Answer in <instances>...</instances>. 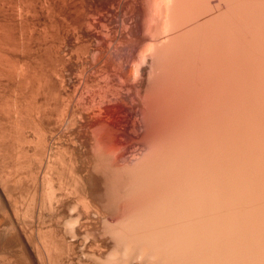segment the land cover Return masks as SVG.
Masks as SVG:
<instances>
[{"label": "rangeland", "instance_id": "1", "mask_svg": "<svg viewBox=\"0 0 264 264\" xmlns=\"http://www.w3.org/2000/svg\"><path fill=\"white\" fill-rule=\"evenodd\" d=\"M2 1H4V2H2ZM27 1V2H26ZM158 1V2H157ZM161 2H159V0H0V5L2 6V7H0V35H1V38H2V40H3V43L0 45V55L1 54H3L4 56L2 57V55L0 56V61H4V60H6L5 62H0V64H1V66H0V76H1V78H0V175H2L1 177H3V178H1L0 177V186H1V184H2V186L0 187V222H3V223H0V225H4V224H6V225H10L11 226V228L13 227V229H14V231H11V234L12 235H4V234H0V251H2V252H0V257H2V258H0V264H8V263H10V264H110V263H112V261H113V263L114 264H123V262H124V264H126L127 262V259H128V264H129V262L131 263V264H140V259H138V263L136 262V263H132L131 261H136V257H142L143 256V254L145 253V256H143L144 257V259H142V260H145L146 259V254L147 253H149V255H148V264H150L151 262H153L154 261V259H153V261H151L152 259V255L151 254H153V256H155L154 254H155V252H152V250L154 249H152L151 250V248L153 247V244H152V242L153 241H155V242H153L154 243V245H156V242H158V244H157V246L160 244L159 242L161 241L160 239H162L163 237H165V235L167 236V233L169 234V239H171V241H172V239H174V241H176V243H173V242H171V244H165V245H162V244H160V247L161 246H163L162 248H163V251H160V252H165V250H167L166 252H168V253H165L166 255H168V256H165V254H163V253H161L160 255H157V257H160V258H157V260H162L163 259V263H164V261H165V258H166V264H167V259H170L171 257H172V255L175 253V252H177L176 254H174V255H176V256H174L173 255V257H172V259L175 257V259L177 258V254L179 253V255H180V247H184L185 246V243L186 242H188L187 244L189 245V247H191V245L190 244H194L191 248H193V252L191 251L192 249L191 248H189V247H187V248H189V249H187V253H185L183 250L181 251L182 252V254H187L186 256L191 260V258H192V254L194 255V253H195V255H196V253H199V254H197L199 257H200V254L202 255L200 258H198L197 259V257H194L193 258V260H195V258H196V260L194 261V262H192V261H190L188 258H186V257H179L178 256V258H185V259H183V264H184V260H186V262L188 261V263L189 264H194L197 260V262L195 263V264H206V262L205 263H202V262H204V261H206L207 260V264H210V263H212V264H216V260H213V259H211L212 257H218V259H217V264L219 263V264H227V262H229L228 264H230V261H231V264H240V263H242V264H244L245 262H248V260H249V262L251 263H253V262H258L259 264L261 263V264H263L262 262H264V251H262L263 249H264V247H263V249L261 248L263 245H264V243H263V245L262 244H260V251L258 250V246H259V242H260V240H262V239H257V238H263L264 239V229H260V228H262L263 227V225L264 224H262V223H264V221H262V220H264L263 218H264V216H263V213H262V216H260L261 215V213L259 214V217L257 216L258 215V213L260 212V211H264V205L263 206H261L262 204H264V197L262 198H260L259 196L261 195V193L263 194V192H264V188L263 189H260L259 190V188L260 187H263L264 186V183H263V178H262V176L261 175H259V174H261V170L264 168V166L262 167V164H260V163H262V162H264L263 160L264 159H262V161H261V159L258 157H255L254 158V160H253V156H251V154L252 155H254V151H253V149H254V144H255V142H253L254 141V139L253 138H255L256 140H257V138L260 136V134L262 135L264 132H261V133H259V134H256L257 133V131L259 130V132L261 131L260 129H262L264 126H262L263 124H264V122L262 123V120L264 119H262V116H264L263 114L264 113H260V112H263L264 110V106H263V108H260L261 106H259V105H261V102L263 103L262 105H264V99H263V97H264V93H262V91L264 90V62L263 61H261V60H263V57H264V35H262V33L264 34V32H262V31H264V10H261V9H264V7L262 6V5H264V0L262 1V0H253L254 1V5H252V2H250L251 4V9H250V7L248 6L249 5V2L248 1H252V0H247V2L245 1V0H242V2H241V4H240V2L239 3H237L238 2V0L235 2V0H223L224 2H221V0H219L222 4L220 5V3H219V1L218 0H212V1H209V3L211 4H208V3H206V1H204V3H206V5H208V7H206V5H203L204 3H201V8H202V5L203 6H205V9L204 10H209L211 7H212V5L214 4V3H219L218 5H220L222 8H223V10H224V7H225V5H227V3L228 2H230V3H228V5H227V7L225 8V11H227L230 15V17L229 16H227L228 15V13L226 12V14H224L225 12H223V10H221L222 8L219 6V8H218V6H216L215 4L213 5V7L209 10V13L206 11L205 12V14H206V17H203L202 15H204V11H203V8H202V13H201V10H200V8H199V10L198 9H196V11L198 10V11H200L199 13H201V15L199 16L200 17V19L201 20H197V19H199L198 18V16H196V15H199V14H196V13H193V14H195L194 16H192L193 14H192V9H193V7H194V9H193V11L195 12V8H196V6H197V4L196 3H198L199 1H201V0H188L189 1V4H186L187 3V1L185 2V0H160ZM164 1V3H162ZM198 1V2H197ZM233 1V2H232ZM241 1V0H240ZM245 1V2H244ZM257 1V2H256ZM261 1H262V3H261ZM7 2H9V3H7ZM19 2H20V4H19ZM32 3V4H29V3ZM132 2V3H131ZM144 2V3H143ZM177 2V3H176ZM178 2H179V4H178ZM180 2H183L182 3V5L183 6H185L187 9H184V11H186L185 13L186 14H184L183 15V12L181 11V12H179L180 10H178L177 12L179 13H177V15H176V13H175V15L173 16L172 14L170 15V13H173L171 10L172 9H170V6L171 7H173V9H177V6H176V4L177 5H181L180 4ZM201 2H203V0L201 1ZM208 2V1H207ZM259 2V3H258ZM66 3V4H65ZM114 3V4H113ZM225 3V4H224ZM232 3V5H230ZM235 3V4H234ZM248 5H247V4ZM257 3V4H256ZM6 4V5H5ZM28 4V5H27ZM42 4V5H41ZM117 4H119V5H117ZM129 4V5H128ZM160 4L163 6V7H165L166 9H167V11L165 10V8L164 9H161V8H163L162 6H160ZM195 4H196V6H195ZM198 4H200V3H198ZM238 4H240V5H238ZM243 4H246V5H243ZM260 4V5H259ZM10 5V6H9ZM24 5V6H23ZM133 5V6H132ZM139 5V6H138ZM166 5V6H165ZM174 5V6H173ZM180 6V8H178V9H181L183 6ZM234 5V6H233ZM236 5V6H235ZM144 6V7H143ZM176 6V7H175ZM216 6V7H215ZM224 6V7H223ZM237 6H239V7H237ZM253 6V7H252ZM256 6H258V8H256ZM12 7H13V9H12ZM22 8V7H24L23 9H20V8ZM29 7V8H28ZM115 7V8H114ZM146 7V8H145ZM161 7V8H160ZM184 7V8H185ZM229 7V8H228ZM230 7H232V8H230ZM243 7H244V9H243ZM261 7H263V8H261ZM3 8V9H2ZM16 8V9H15ZM45 8V9H44ZM63 8V9H62ZM131 8V9H130ZM139 8V9H138ZM215 8V9H214ZM217 8V9H216ZM221 8V9H220ZM234 8H236V9H234ZM239 8V12H240V14H241V12H242V10H243V12H242V15H243V17H242V15H240L239 13H238V11H237V9ZM242 8V9H241ZM246 8V9H245ZM6 9H7V12H6ZM28 9V10H27ZM183 9V8H182ZM181 9V10H182ZM190 9V10H189ZM214 9V10H213ZM220 9V10H219ZM229 9V10H228ZM230 9H233V10H230ZM248 9V10H247ZM255 9V10H254ZM20 10H22V11H20ZM97 10V11H96ZM119 10V11H118ZM129 10V11H128ZM143 10V11H142ZM162 10H164L165 12H162ZM170 10V11H169ZM256 10H259V12H260V15H259V12L258 11H256ZM160 11V12H159ZM175 11V10H174ZM187 11H189V13L187 12ZM198 11H197V13H198ZM213 11H215V13H217L218 14V11H219V14L220 13H222V14H220V17H219V14L218 15H216ZM221 11V12H220ZM233 14V15H231V13ZM234 11V12H233ZM235 11H236V14H238V15H236L235 14ZM21 12V13H20ZM25 12V13H24ZM30 12V13H29ZM105 12V13H104ZM162 12V13H161ZM252 12H253V14H252ZM16 13V14H15ZM19 13V14H18ZM34 13V14H33ZM35 13H36V15H35ZM48 13V14H47ZM53 13V14H52ZM101 13V14H100ZM125 13V14H124ZM138 13V14H137ZM167 13V14H166ZM189 15H188V14ZM209 14V16H207L208 14ZM251 13V14H250ZM256 13V14H255ZM23 14V15H22ZM90 14V15H89ZM127 14V15H126ZM155 14H157V15H155ZM159 14V15H158ZM182 14V15H181ZM192 14V15H191ZM255 14V15H254ZM19 15H21V17L19 16ZM30 15V16H29ZM31 15H33L32 17H31ZM102 15V16H101ZM143 15V16H142ZM146 15V16H145ZM162 15V16H161ZM170 15V16H169ZM180 15V16H179ZM211 15H215L214 17H219L220 18V22H219V19H216L215 20V18H214V21L213 22H217L218 23V25L220 24H222V26H219V28H218V25H217V23L216 24H212L211 23V21H210V19H212V18H210V17H213V16H211ZM223 15V16H222ZM225 15H226V18H225ZM239 15H240V17L242 18H240L239 17ZM245 15H246V17H245ZM37 16V17H36ZM96 16V17H95ZM125 16H126V18H125ZM155 16V17H154ZM156 16H157V18H156ZM159 16V17H158ZM166 16V17H165ZM173 16V17H172ZM181 16L183 17L184 16V18H183V20L185 19V20H187L186 18L188 17V20L187 21H183L182 20V18H181ZM191 16H192V18H191ZM197 17V19H196V17ZM203 18H202V17ZM235 16V17H234ZM238 16V17H237ZM251 16H253V17H255L254 19H253V17H251ZM260 16V20H259V18L258 17ZM6 17V18H5ZM20 17V18H19ZM62 17V18H61ZM100 17V18H99ZM164 17V18H163ZM170 17V18H169ZM172 17V18H171ZM186 17V18H185ZM216 17V18H217ZM222 17L224 18L223 19V21H221V19H222ZM263 17V18H262ZM23 18V19H22ZM52 18V19H51ZM128 18V19H127ZM181 18V19H180ZM206 18L208 19V21H207V23L208 24H205V25H207V26H209V22L212 24V25H214V26H209L210 28H208L207 29V26L205 27V31L206 32H204V30H202V27H200V26H202L203 24H201L202 23V21L204 22V19H205V22H206ZM227 18H228V20H229V22H228V20H227ZM237 18L239 19V21L237 20ZM245 18V19H244ZM250 19V20H247V19ZM122 19H123V21H122ZM130 19H131V21H130ZM155 19V20H154ZM159 21V24H158V21ZM161 19V20H160ZM164 19V20H163ZM172 19V20H171ZM191 19V20H190ZM197 20V22H196V20ZM232 19V20H231ZM242 20V23H241V20ZM251 19H252V21H251ZM17 20V21H16ZM26 20V21H25ZM92 20V21H91ZM134 20V21H133ZM190 20V21H189ZM193 20H195V21H193ZM213 20V19H212ZM25 21V22H24ZM97 21V22H96ZM153 21H154V23H153ZM179 21H181V22H179ZM183 21V22H182ZM192 21V22H191ZM226 21V22H225ZM240 22V23H236V22ZM260 21V22H259ZM42 22H43V24H42ZM127 22V23H126ZM177 22H179L180 24H178ZM198 23L199 24V27L200 28H198L199 30V34L198 33H194V31L192 30V28L195 30V28H197V26H195L196 25V23ZM229 24H228V23ZM246 22H248V25H247V23ZM251 24H250V23ZM3 23H4V25H3ZM11 23H13V24H11ZM89 23V24H88ZM91 23V24H90ZM96 23V24H95ZM105 23V24H104ZM125 23V24H124ZM142 23V24H141ZM175 23L176 24H178V25H176L175 26ZM244 23H245V25H244ZM9 24V25H8ZM11 24V25H10ZM20 24H22V25H24L23 27H22V25H20ZM55 24V25H54ZM92 24H93V26H94V28H92L93 26H92ZM95 24V25H94ZM110 24V25H109ZM136 24V25H135ZM147 24V25H146ZM165 24V25H164ZM184 24V25H183ZM188 24H191V25H188ZM195 24V25H194ZM223 24H226V26L225 25H223ZM235 24V25H234ZM251 26H250V25ZM252 24H254L255 26H253ZM260 24V25H259ZM89 25V26H88ZM90 25H91V27H90ZM107 25V26H106ZM123 25V26H122ZM143 25H145L146 27H143ZM154 25H157L158 27H161V28H163V32H162V30H160L159 31V35L161 36V39H159L160 38V36L158 35L157 36V38L158 39H156L155 37H154V33H155V31H156V33H155V35H157V30H159V28L157 27V26H154ZM159 25H161V26H159ZM162 25H164V26H162ZM181 27H180V26ZM193 25V26H192ZM263 25V26H262ZM26 26V27H25ZM174 26V27H173ZM180 27V29H179V27ZM186 26V27H185ZM188 26V27H187ZM190 26H191V28H190ZM224 26H225V28H224ZM235 27V28H231V27ZM238 26V27H237ZM249 27V29H250V31H249V29H248V31H247V28ZM3 27V28H2ZM6 27V28H5ZM60 27V28H59ZM106 27V28H105ZM123 27H124V29H123ZM128 27V28H127ZM154 27V28H153ZM155 27H156V29H155ZM175 29H173V28ZM183 27V28H182ZM216 27V29H214ZM243 27V28H242ZM11 28V29H10ZM19 28V29H18ZM21 28V29H20ZM30 28V29H29ZM33 28V29H32ZM44 28V29H43ZM55 28V29H54ZM78 28V29H77ZM92 29V31H91V29ZM104 28L105 29H109V30H104ZM138 28V29H137ZM174 30L173 32H174V35H173V32H170L169 33V30ZM178 28V29H177ZM182 28V29H181ZM204 28V27H203ZM224 28V29H223ZM229 28V29H228ZM261 28H263L262 30H261ZM7 29L9 30V32L7 31ZM32 29V30H31ZM88 29H90V30H88ZM125 29H126V31H125ZM133 29V30H132ZM145 29V30H144ZM165 29V30H164ZM210 29L212 30V32H209L210 31ZM220 29H223L222 30V33L220 32L221 30ZM225 29H228V30H225ZM238 29V30H237ZM240 29V30H239ZM252 29V30H251ZM257 29V30H256ZM13 30V31H12ZM22 32H21V31ZM24 30V31H23ZM44 30V31H43ZM46 30V31H45ZM103 30V31H102ZM124 30V31H123ZM177 30V31H176ZM178 30H180V31H178ZM184 30H186V31H184ZM218 30H220V31H218ZM229 30H232L231 32H229ZM242 30H244V31H242ZM31 31H33V32H31ZM108 31V32H107ZM142 31V32H141ZM144 31V32H143ZM165 31V32H164ZM178 33V35L180 34L181 36H182V38H181V36L179 35H177V33ZM187 31H189L188 33H187ZM190 31H193V33L192 32H190ZM196 31V30H195ZM215 31H217V33L215 32ZM224 31V32H223ZM238 31H240V32H238ZM17 32V33H16ZM25 32V33H24ZM153 33V34H151V33ZM182 32H183V34L185 33L186 34V36L184 35L183 36V34H182ZM203 32L205 33V35L203 34ZM207 32H209L210 34H209V36H208V33ZM214 32V33H213ZM228 32V34H226V33ZM244 32V33H243ZM258 32V33H257ZM262 32V33H261ZM22 33V34H21ZM30 33V34H29ZM40 33V34H39ZM47 33V34H46ZM55 33V34H54ZM132 33V34H131ZM160 33H163V37H162V34H160ZM191 33L193 34V36H192V38H191ZM202 35H204V36H202ZM211 33H213V35H211ZM218 33H220V34H218ZM225 33V34H224ZM230 33V34H229ZM235 33H238V34H240V35H242V36H240V35H238V34H235ZM248 33V35H246ZM5 34H6V36H5ZM50 34V35H49ZM143 34L146 36V34H147V37L145 38V36H143ZM149 34V35H148ZM189 34V35H188ZM196 34H198L199 36H197ZM216 34H217V36H216ZM256 34V35H255ZM7 35H8V38H7ZM9 35H10V38H9ZM16 35V36H15ZM31 35V36H30ZM45 35V36H44ZM117 35V36H116ZM138 35V36H137ZM151 35H152V37H151ZM201 35V36H200ZM210 35L212 36L211 38H210ZM218 35H220V36H222L225 40L227 39H229L228 41L226 40H224V39H222V37L220 38V36H218ZM226 35V36H225ZM229 35V36H228ZM244 35V36H243ZM255 35V36H254ZM260 35H262V36H260ZM4 38H3V37ZM12 36V37H11ZM50 36V37H49ZM109 36V37H108ZM129 36V37H128ZM176 36L178 37V38H176ZM188 36H190V37H188ZM206 36V37H205ZM209 38H208V37ZM217 38L216 40H215V38ZM232 36V37H231ZM235 36V37H234ZM238 36H240V38L238 37ZM258 36H259V38H258ZM14 37V38H13ZM22 37H24V38H22ZM44 37H45V39H44ZM48 37V38H47ZM150 37V38H149ZM171 37H175V39L174 38H171ZM185 37V38H184ZM195 37H197V38H195ZM202 38V42H199V40ZM238 37V38H237ZM243 39H245V40H243ZM245 37H247V38H245ZM254 37V38H253ZM261 37L263 38L262 40H261ZM26 38V39H25ZM103 38V39H102ZM110 38V39H109ZM148 38V39H147ZM152 38V39H151ZM153 38H155V40H154V42H157V43H160L159 41H161L162 39V44L164 45V47H166V49L167 48H170V50H166L165 49V51H164V47L163 48H161L162 47V45H161V47L159 46L158 47V51L160 52V50L161 49H163V51L165 52L164 54H169V55H164L162 52L163 51H161L160 53V55H159V60L160 61H162V62H160V64L158 63V61L159 60H157V62H155V56L156 55H154V54H157V47L155 46V45H159V44H154L153 43ZM187 38H188V40H187ZM196 39V41L194 40V39ZM213 38V39H212ZM235 38V39H234ZM13 39L15 40V41H13ZM18 39V40H17ZM112 39V40H111ZM126 39V40H125ZM151 39V40H150ZM193 39V40H192ZM208 39V40H207ZM212 39V40H211ZM220 39V40H219ZM231 39H233V40H231ZM241 39V40H240ZM250 39H252V42L254 43V45H253V43L250 41ZM253 39H255L256 41H253ZM5 40V41H4ZM23 40V44H22V42H20V41H22ZM24 40H25V42H24ZM57 40V41H56ZM61 40V41H60ZM98 42H97V41ZM104 40V41H103ZM105 40H106V42H105ZM119 40V41H118ZM156 40H159V41H156ZM173 40V41H172ZM198 40V41H197ZM204 40V41H203ZM214 40V41H213ZM237 40V41H236ZM243 40V44L245 43V46L242 44V41ZM249 40V41H248ZM9 41V42H8ZM29 41H30V43H29ZM60 41V42H59ZM130 41V42H129ZM152 41V42H151ZM172 41V42H171ZM191 41H194V43L195 42H197L196 44H194V43H192ZM201 41V40H200ZM205 41L208 43V44H210V42H211V46L212 45H214V46H210V45H207V43H205ZM224 41V42H223ZM230 41V42H229ZM235 41H236V43H235ZM239 41V43H237ZM245 41V42H244ZM258 41V42H257ZM5 42V43H4ZM13 44H12V43ZM65 42V43H64ZM98 44H97V43ZM112 42V43H111ZM125 42H126V45H125ZM183 42L185 43V46H186V44L188 43V42H191L192 43V46L193 47H195V48H192V46H191V44L190 43H188V47L186 46V47H184V44H183ZM212 42H214L215 44H213ZM217 42V43H216ZM250 42H251V44H250ZM255 42H256V44H255ZM18 43V44H17ZM27 43V44H26ZM30 45H29V44ZM42 43V44H41ZM52 43V44H51ZM97 45V46H95V44ZM110 43L112 44V45H110ZM118 43H120V44H118ZM129 43H132V44H129ZM200 45H199V44ZM203 43V44H202ZM221 43H224L223 45L221 44ZM226 43V44H225ZM228 43V44H227ZM231 43H234V44H232V45H230L229 46V44H231ZM247 43H249L250 44V46H249V44H247ZM15 44H16V47H17V45H19L17 48L16 47H14L15 46ZM20 44H22V45H20ZM41 44V45H40ZM46 44V45H45ZM54 44V45H53ZM59 44V45H58ZM88 44L89 45H91V46H88ZM152 44H154V47L156 48V50H155V48H152ZM183 45V47L184 48H187V50L186 49H183L181 46ZM189 44H190V46H189ZM195 46H194V45ZM235 44H238L239 45V47L237 46V48H235L236 46H235ZM260 44V45H259ZM5 47H4V46ZM14 45V46H13ZM33 45V46H32ZM57 45V46H56ZM87 45V46H86ZM94 45V46H93ZM124 45V46H123ZM130 45V46H129ZM171 47H170V46ZM197 45H199V46H202V47H199V46H197ZM203 45H206V46H208V47H206L205 46V48H204V46ZM218 45H219V47L220 48H222V46H223V48L222 49H220L219 47H218ZM233 45H234V47H233ZM251 45H253V46H251ZM256 45V46H255ZM2 46V47H1ZM6 46L8 47L7 49H6ZM21 46V47H20ZM127 46V47H126ZM131 46H132V48H131ZM140 46H141V48H140ZM168 46V47H167ZM179 46L181 47V48H179ZM227 46V47H226ZM243 46V47H242ZM248 46H249V48H251V50L248 48ZM254 46H255V48H254ZM4 47V48H3ZM20 47V48H19ZM30 49H29V48ZM42 47V48H41ZM78 47V48H77ZM98 47V48H97ZM178 47V48H177ZM189 47H190V49H189ZM211 48V50L210 49H208V48ZM215 47V48H214ZM226 47V48H225ZM232 49H231V48ZM3 48V49H2ZM13 48H14V51H13ZM22 48H24L23 49V51H21L22 50ZM36 48V49H35ZM52 48V49H51ZM55 48V49H54ZM126 48V49H125ZM140 48V49H139ZM151 48V49H150ZM160 48V49H159ZM197 48V49H196ZM199 48V49H198ZM219 48V49H218ZM234 48V49H233ZM243 49L242 51H243V55H241V53H240V49ZM257 48L259 49V51L257 50ZM16 49V50H15ZM90 49V50H89ZM154 49V50H153ZM172 49H173V51L175 52V49L177 50L176 52H175V54L174 53H171V52H169V51H172ZM180 49H182V50H180ZM194 49V52H190L189 53V50L191 51V50H193ZM203 49V50H202ZM205 49V50H204ZM214 49V50H213ZM226 49V50H225ZM249 49V50H248ZM256 49V50H255ZM2 50V51H1ZM25 50H27V51H25ZM29 50V51H28ZM39 50H41L40 52H39ZM50 50V51H49ZM64 50H66V51H64ZM94 50V51H93ZM96 50H98V51H96ZM112 50V51H111ZM126 50H127V52H126ZM180 50V51H179ZM186 50V51H185ZM197 52H196V51ZM202 50V51H201ZM221 50H223V52L222 53H225L224 55L222 54V53H220V51ZM225 50V51H224ZM228 50V51H227ZM233 50V51H232ZM236 50V51H235ZM247 50V51H246ZM255 50V51H254ZM9 51V52H8ZM17 51V52H16ZM19 51V52H18ZM21 51V52H20ZM53 51V52H52ZM81 51V52H80ZM117 51V52H116ZM154 52V53H152V52ZM166 51L168 52V53H166ZM172 51V52H173ZM210 51V52H209ZM218 51V52H217ZM238 51V52H237ZM241 51V52H242ZM245 51L248 53H245ZM8 52V53H7ZM13 52V53H12ZM27 52V53H26ZM63 52V53H62ZM77 52V53H76ZM85 52H86V54H85ZM91 52V53H90ZM97 52V53H96ZM125 52H126V54H125ZM156 52V53H155ZM158 52V53H159ZM180 52V54H178ZM186 52V53H185ZM215 52V53H214ZM228 52H229V54H228ZM237 53V55L236 54H234V53ZM251 54H250V53ZM253 52H255V53H253ZM262 52H263V54H262ZM25 53V54H24ZM29 53V54H28ZM31 53V54H30ZM43 53V54H42ZM63 55H62V54ZM66 53V54H65ZM76 53V54H75ZM92 53H93V55H92ZM113 55H112V54ZM192 53L195 55H192ZM202 53H203V56H202ZM206 53H208V55L209 56H207V54ZM239 53H240V55H239ZM19 54V55H18ZM24 54V55H23ZM81 54H82V56H81ZM85 56H84V55ZM101 54V55H100ZM103 54V55H102ZM108 54L109 55H112L113 57H110V56H108ZM120 56H119V55ZM126 55V57H125V55ZM163 54V55H162ZM178 54V55H177ZM197 54H198V57H197ZM199 54H201V56L199 55ZM222 54V55H221ZM228 54V55H227ZM260 54H261V56H260ZM12 55V56H11ZM45 55H47V56H45ZM57 55H59V57L57 56ZM71 55V56H70ZM76 55H78V56H76ZM99 55H100V58H99ZM149 55H152L151 57L149 56ZM163 57H162V56ZM174 55H175V57H174ZM206 55V56H205ZM233 55H234V58L235 57H238V58H236V59H233ZM236 55V56H235ZM245 55H246V57H245ZM249 55H251V56H249ZM8 56H10V57H8ZM57 56V57H56ZM69 56H70V58H69ZM89 56V57H88ZM92 56H94L95 57V59H94V57H92ZM106 56V57H105ZM117 56V57H116ZM128 56V57H127ZM146 56H147V58H146ZM149 56V57H148ZM161 56V57H160ZM168 56V57H167ZM174 58H173V57ZM177 56V57H176ZM219 57L220 56V58H217V57ZM222 56V57H221ZM225 56V57H224ZM228 56H230V57H228ZM232 56V57H231ZM243 56V57H242ZM249 56V58L247 59V57ZM256 56V58H254ZM263 56V57H262ZM7 57L9 58V62L7 61ZM56 57V58H55ZM69 59H68V58ZM102 57H104L103 59H102ZM108 57H110V59L108 58ZM118 57H119V60H117L118 59ZM152 57H154V58H152ZM215 57V58H214ZM251 57V58H250ZM259 57H260V61H259ZM30 58V59H29ZM46 58H47V61H46ZM66 60H65V59ZM90 58H93L92 60H93V62L91 61V59ZM105 58H106V60H105ZM113 58V60H112V63H113V61H114V63H113V65H112V63H111V59ZM116 58V59H115ZM121 58V59H120ZM156 58H157V56H156ZM157 58V59H158ZM161 58V59H160ZM230 58V61H231V64H230V61L228 60ZM240 58V59H239ZM18 59V60H17ZM34 59H35V62H34ZM44 59V60H43ZM83 59V60H82ZM99 59V60H98ZM115 59V60H114ZM214 61H213V60ZM215 59H216V61L217 62H215ZM218 59V60H217ZM244 59V60H243ZM255 59V60H254ZM258 59V60H257ZM14 60V61H13ZM16 60V61H15ZM31 60V61H30ZM54 60V61H53ZM100 60H103V61H100ZM121 60V61H120ZM143 60V61H142ZM146 60V61H145ZM213 62H215V63H213ZM234 60H235V62L237 63L239 60V62L236 64L235 62H234ZM237 60V61H236ZM248 60H250V61H248ZM253 60V61H252ZM257 60V61H256ZM12 61V62H11ZM37 61H39V62H37ZM80 61H83V62H80ZM88 61V62H87ZM96 63H95V62ZM104 61H106V62H108L107 64H106V62H104ZM219 61V62H218ZM242 61V63L243 64H241L240 62ZM247 61V62H246ZM252 61V62H251ZM11 62V63H10ZM13 62L15 63V64H13ZM18 62V63H17ZM24 62H25V64H24ZM34 62V63H33ZM49 62V63H48ZM92 62V63H91ZM98 62H100L99 63V65H98ZM253 62H255L254 64H252ZM10 63V64H9ZM19 63L22 65V66H30L29 68L27 67H25V71H26V73H24L25 71L23 70L24 69V67H22V68H20V65H19ZM41 65H40V64ZM48 63V64H47ZM51 63V64H50ZM67 63V64H66ZM91 63V64H90ZM102 63V64H101ZM104 63V64H103ZM157 63V64H156ZM221 63V64H220ZM232 63H235L236 64V66L238 67H236L235 66V64H232ZM246 63V64H245ZM250 63H251V65H250ZM259 63H262L263 64V66H261L262 64H259ZM4 65V67L2 68V66ZM19 66H18V65ZM39 64V65H38ZM47 64V65H46ZM61 64V65H60ZM88 64H90V66H88ZM96 64V65H95ZM111 64V66H113L111 69L109 68V65ZM248 64V65H247ZM10 67H9V66ZM44 65V66H43ZM54 65V66H53ZM94 65V66H93ZM103 65V66H102ZM107 66L106 68H108L107 70H106V68L104 67V66ZM126 65V66H125ZM160 67H159V66ZM231 65V66H230ZM245 65H247V66H245ZM56 66V67H55ZM63 66H64V68H63ZM84 66V67H83ZM88 66V67H87ZM97 66V67H96ZM98 66H100V68L98 67ZM110 66V67H111ZM130 66V67H129ZM223 66H225V67H223ZM228 66V67H227ZM242 66V67H241ZM256 66H258V67H256ZM259 66H260V68H259ZM6 67V68H5ZM13 67H15L16 69H18L19 70V73L21 72V74H22V76L21 75H19V73H14V72H17L18 70H16V69H14ZM32 67V68H31ZM40 67V68H39ZM43 67V68H42ZM47 67V68H46ZM97 69H96V68ZM127 67V68H126ZM129 67V68H128ZM240 67V68H239ZM12 68V69H11ZM39 68V69H38ZM94 69V70H91V69ZM104 68V69H103ZM113 68H114V70H113ZM226 68V69H225ZM228 68V69H227ZM230 68V69H229ZM231 68H232V70H231ZM234 68V69H233ZM251 68V69H250ZM261 68H262V70H261ZM20 69H22L21 71H20ZM36 71H35V70ZM51 69V70H50ZM241 69V70H240ZM245 69V70H244ZM256 69V70H255ZM260 69V70H259ZM3 70V71H2ZM10 72H9V71ZM29 70V71H28ZM32 70H34V72L36 73H34ZM48 70V71H47ZM50 70V71H49ZM61 70V71H60ZM77 70H78V72H77ZM85 70V71H84ZM99 70V71H98ZM101 70V71H100ZM103 70V71H102ZM106 70V71H105ZM125 70V71H124ZM224 70V71H223ZM229 70V71H228ZM237 70V71H236ZM238 70H240V71H238ZM258 70V72H255V71H257ZM12 71V72H11ZM22 71H24V72H22ZM51 71H53V72H51ZM82 71V72H81ZM87 71V72H86ZM94 71H96V73L99 75V73L101 74V75H96V73L94 72ZM105 71V72H104ZM110 71H114L115 73H117V74H115L114 72L112 73V72H110ZM131 71V72H130ZM228 73H227V72ZM236 71V72H235ZM241 71H242V73H241ZM243 71H244V73H243ZM249 73H248V72ZM253 71V72H252ZM260 71L262 72V73H260ZM8 72V73H7ZM41 72V73H40ZM56 73V75H58V77L56 76V75H54L55 73ZM60 72L61 73H64V74H60ZM65 72H67V73H65ZM86 72V73H85ZM93 72H94V74H93ZM106 72H108L107 73V75H109V76H111V79H109V78H107V77H109V76H107L106 77ZM129 74H128V73ZM230 72H232V74L230 73ZM234 72V73H233ZM240 72V73H239ZM255 72V73H254ZM7 73V74H6ZM12 73H14V75L12 74ZM27 73H31V75H29V74H27ZM110 73H112L111 75H110ZM226 74L227 75V77L229 76V73H230V76L227 78L226 77V75H224V74ZM238 75H237V74ZM17 74V75H16ZM24 74V75H23ZM32 74H35V76L34 75H32ZM80 74V76H78ZM81 74H82V76H81ZM89 74H92V75H89ZM102 74H104L105 75V78H104V76H102ZM118 74H119V76H118ZM142 74V75H141ZM239 74H241L240 76H239ZM246 74V75H245ZM250 74V75H249ZM253 74H255V75H253ZM262 74V75H261ZM61 75V76H60ZM64 75V76H63ZM93 75H95V78H94V76ZM115 76V77H113V76ZM128 75V76H127ZM223 75V76H222ZM243 75V76H242ZM253 75V76H252ZM260 77H258V76ZM2 76H3V78H2ZM5 76V77H4ZM9 76V77H8ZM13 76V77H12ZM19 76H21V77H19ZM26 76H27V78H26ZM51 76V77H50ZM60 76V77H59ZM89 76V77H88ZM99 78H98V77ZM100 76L102 77V80L103 81H100L99 79H101L100 78ZM122 76V77H121ZM143 76V78H144V80H145V82H144V80L142 81V80H140V79H143V78H141ZM238 76V77H237ZM249 76H251V77H249ZM9 79H8V78ZM25 77V78H24ZM46 77H48V78H46ZM124 77V78H123ZM138 77H139V79H138ZM223 79H222V78ZM225 77H226V80H225ZM243 77V78H242ZM246 77V78H245ZM248 77V78H247ZM7 78V79H6ZM19 78V79H18ZM21 78H22V80H21ZM31 78V79H30ZM37 78V79H36ZM43 78V79H42ZM56 80H55V79ZM61 78V79H60ZM64 78H66V79H64ZM71 78V79H70ZM97 78V79H96ZM104 78V79H103ZM114 78V79H113ZM254 78H256V80H258V81H256ZM263 78V79H262ZM27 79V80H26ZM36 79V80H35ZM83 79V80H82ZM94 79V80H93ZM108 81H106V80ZM116 79V80H115ZM125 79H126V81H125ZM139 80V82H138V80ZM253 79V80H252ZM39 80V81H38ZM42 80V81H41ZM46 81V83H44L45 81ZM64 80H65V82H64ZM75 80V81H74ZM93 82H91V81ZM99 82H97V81ZM105 80V81H104ZM109 80H111V82L109 81ZM129 80V81H128ZM222 80L224 81V82H222ZM241 80V81H240ZM255 80V82H254V84H253V81ZM9 81V82H8ZM12 81V82H11ZM69 81H71V82H69ZM81 81H82V84H81ZM85 81H86V83H85ZM94 81L96 82V84L94 85ZM143 82L144 83V85H143V83H142V86L144 87V89L142 88L141 89V82ZM250 81H252V82H250ZM21 82H22V84H21ZM27 82V83H26ZM29 82V83H28ZM32 82V83H31ZM40 82V83H39ZM102 82H104V84L102 83ZM106 82V83H105ZM226 82V83H225ZM259 82V83H258ZM261 82V83H260ZM6 85H5V84ZM10 83V84H9ZM50 83V84H49ZM81 85H80V84ZM92 83V84H91ZM100 85V87L101 88H103V89H101L100 87L99 88H96V87H98V84ZM102 83V84H101ZM109 83V84H108ZM139 83V84H138ZM31 84V85H30ZM40 84H42V86L41 87H39L40 86ZM46 84V85H45ZM54 84V85H53ZM60 84V85H59ZM62 84V85H61ZM87 84L90 86H88L89 87V89H91L92 91H93V89L95 88L96 90L95 91H93V93H92V91H91V93H92V95H90L91 93L89 92V89H88V87H87ZM138 86H137V85ZM228 86H227V85ZM257 84H259L258 86H256L255 87V85H257ZM23 85V86H22ZM45 85V86H44ZM48 85H49V88H48ZM65 85V86H64ZM80 85V86H79ZM92 85V86H91ZM107 85H110V86H107ZM122 85V86H121ZM250 85V86H249ZM252 85V86H251ZM261 85H263V86H261ZM19 86V87H18ZM26 86V87H25ZM28 86V87H27ZM32 86V87H31ZM87 88H86V87ZM96 86V87H95ZM114 86V87H113ZM141 86V87H140ZM226 86H227V88H226ZM260 86V87H259ZM37 87H39V89L37 88ZM49 89H47V88ZM63 87V88H62ZM65 87V88H64ZM107 87V88H106ZM110 87V88H109ZM116 87V88H115ZM146 87H148V91H146L147 90V88ZM224 87V88H223ZM251 87H253L254 89H252ZM258 87H259V89H258ZM22 88V89H21ZM28 88V89H27ZM31 88V89H30ZM33 88V89H32ZM74 88V89H73ZM78 88V89H77ZM80 88V89H79ZM83 88H84V90H83ZM106 88V89H105ZM113 88V89H112ZM121 88V90L119 91V89ZM123 88V89H122ZM133 88V89H132ZM135 88H138L137 90H139L140 92H142V93H138L137 91H135L136 89ZM230 88V89H229ZM232 88H233V90H232ZM261 88V89H260ZM263 88V89H262ZM13 89V90H12ZM24 89V90H23ZM88 89V92L86 91ZM98 89H100V90H98ZM108 89V90H107ZM110 89H112V90H110ZM115 89H117L119 92L117 93V90H116V92H115ZM241 89V90H240ZM257 89V90H256ZM15 90V91H14ZM17 90V91H16ZM36 90V91H35ZM46 90V91H45ZM104 90H106V91H108L107 92V94L109 95V97H107L106 98V96L107 95H105V96H103L104 95V93L103 92H105V94H106V91H104ZM109 90L111 91V92H109ZM128 90H130L129 92H127ZM133 90V91H132ZM145 90V91H144ZM225 90V91H224ZM261 90V91H260ZM41 93H39V92ZM77 91H78V94H77ZM82 91V92H81ZM86 91V92H85ZM100 92V95L98 94L99 92ZM103 91V92H102ZM113 91V92H112ZM134 91H135V93L137 94H135L134 93ZM231 91V92H230ZM232 91H233V93H232ZM258 91H259V93H258ZM15 92H17V94L15 95ZM19 92V93H18ZM34 94V95H36V96H34V95H32V93ZM60 92V93H59ZM84 92V93H83ZM95 92V93H94ZM97 92V93H96ZM124 92V93H123ZM127 92V93H126ZM131 92V93H130ZM253 92H255V94L253 93ZM257 92V93H256ZM264 92V91H263ZM4 93V94H3ZM31 93V94H30ZM59 93V94H58ZM82 93L86 96V97H84V100L81 98V97H83L84 95H82ZM110 93H111V95H110ZM112 93H113V95L116 97H114L113 95H112ZM134 93V94H133ZM148 93V94H147ZM251 93V94H250ZM253 93V94H252ZM3 94V95H2ZM6 94V95H5ZM11 94V95H10ZM19 94V95H18ZM23 94V95H22ZM25 94V95H24ZM27 94V95H26ZM57 94H58V96H57ZM77 94V95H76ZM87 94V95H86ZM88 94L90 95V99L88 98ZM95 94H96V96H95ZM116 94L118 95V96H116ZM140 94H144V95H147V98H146V96H144L143 95V97L140 95ZM231 94V95H230ZM250 94V95H249ZM258 94V95H257ZM13 95H15V96H13ZM30 95H32V96H30ZM39 95V96H38ZM44 95H45V97H44ZM47 95V96H46ZM53 95V96H52ZM76 95V97L74 98V96ZM98 95V96H97ZM103 97H102V96ZM124 95V96H123ZM130 96V99H129V96ZM140 95V96H139ZM228 95H230L229 97H228ZM232 95H234V96H232ZM241 95V96H240ZM247 95H248V97H247ZM252 95L255 97V96H257L258 98H254V97H252ZM18 96V97H17ZM22 96V97H21ZM70 96V97H69ZM78 96H79V99H81L83 102H77V100H78ZM92 96H93V98H92ZM99 96H101V98L99 97ZM137 96V97H136ZM138 96H139V98H138ZM243 96V97H242ZM246 96V97H245ZM15 97V98H14ZM30 97H31V99H30ZM39 97V98H38ZM50 97V98H49ZM65 99H63V98ZM97 97V98H96ZM99 97V98H98ZM111 97H112V100H111ZM120 98V100H119V98ZM125 97V98H124ZM141 97H142V99H141ZM146 98V100L144 101L143 100V98ZM233 99H232V98ZM251 97H252V100H251ZM5 98V99H4ZM35 98H36V100H35ZM86 98V99H85ZM103 98H104V100H103ZM117 98H118V100H117ZM129 99V100H126V99ZM136 98H138L139 100L141 99L144 103H145V105H144V107H143V109H145L144 111H143V114H144V116H142V114H141V112H139L140 110L139 109H141L142 108V106H143V104L144 103H142L141 104V100L139 101L138 99H136ZM226 98H227V100H226ZM230 98V99H229ZM241 98H243L244 100L243 101H241L242 99ZM248 98V99H247ZM250 98V99H249ZM4 99V100H3ZM23 99V100H22ZM27 99V100H26ZM49 99H50V101H49ZM93 99V100H92ZM101 99V100H100ZM121 99H123V102L121 101ZM133 99V100H132ZM255 99H258V100H255ZM260 99V100H259ZM263 99V100H262ZM1 100H2V106H1ZM7 100V101H6ZM17 101V102H15V101ZM32 100V101H31ZM72 100H75V101H73L72 102V106H71V101ZM95 100V101H94ZM97 100V101H96ZM103 100V101H102ZM108 100H110V102L108 101ZM137 100V101H136ZM254 100H255V103H254ZM262 100V101H261ZM13 101V102H12ZM33 101H35V102H33ZM58 101V102H57ZM70 101V102H69ZM87 103H86V102ZM89 101H91V102H89ZM117 101H119V103L117 102ZM132 101V102H131ZM139 101V102H138ZM230 101V102H229ZM246 101V102H245ZM250 101V102H249ZM253 101V102H252ZM257 101V102H256ZM258 101H260V102H258ZM14 102L17 104H14ZM29 102H30V104H29ZM95 103V106L97 107L98 105L100 106L101 105V107H100V109L99 108H96L95 106H94V103ZM100 102V103H99ZM101 102H102V104H101ZM113 102H115V103H112ZM125 102V103H124ZM132 103V104H130V103ZM229 102V103H228ZM244 102H245V104H244ZM27 103V104H26ZM77 103V104H76ZM89 103V104H88ZM92 103V104H91ZM96 103H98V105L96 104ZM110 103V104H109ZM118 103V104H117ZM228 103V104H227ZM19 104V105H18ZM26 104V105H25ZM34 104V105H33ZM39 104V105H38ZM47 104V105H46ZM58 104V105H57ZM67 104V105H66ZM79 104H80V106H79ZM84 104H86V105H84ZM104 104H106V106H104ZM129 104V105H128ZM230 104H232V105H230ZM242 104H243V106H242ZM247 104V105H246ZM249 104V105H248ZM252 104V105H251ZM258 104V105H257ZM33 106V108H32V106ZM36 105L38 106V107H36ZM60 105V106H59ZM75 105V106H74ZM76 105H78V106H76ZM84 105V106H83ZM88 105H89V107H88ZM107 105H109V106H107ZM111 105H112V107H111ZM115 105H117L116 106V108L114 107ZM133 105V106H132ZM141 105V106H140ZM255 105V106H254ZM5 106V107H4ZM15 106H16V108H15ZM40 106V107H39ZM45 106V107H44ZM54 106V107H53ZM68 106V107H67ZM81 106H83V107H81ZM91 106H92V108H91ZM98 106V107H99ZM120 106V107H119ZM128 106H129V108H128ZM225 106H227V108L225 107ZM247 107L248 106V108H245V107ZM251 106V107H250ZM258 106H259V108H258ZM2 107V108H1ZM66 107V108H65ZM77 107V108H76ZM79 107V108H78ZM85 107H88V109H86ZM108 107H111V108H108ZM117 107H119V108H117ZM131 107L134 109H131ZM234 107V108H233ZM27 108V109H26ZM32 108V109H31ZM35 108V109H34ZM64 108V109H63ZM81 108H83L82 110H81ZM91 108V109H90ZM96 108V109H95ZM127 108V109H126ZM137 108H139L138 110H137ZM229 108V109H228ZM253 108V109H252ZM13 109H14V112H12L13 111ZM24 109V110H23ZM34 109V110H33ZM70 109V110H69ZM74 109V110H73ZM76 109V110H75ZM85 109V110H84ZM94 109V110H93ZM98 109V110H97ZM102 109V110H101ZM108 109H110L109 110V113H111V114H107L106 112V110H108ZM114 109H115V112H114ZM129 109H130V111H129ZM143 109H141V111L143 110ZM244 110L243 112H241L242 110ZM245 109H246V111H245ZM249 109V110H248ZM3 110V111H2ZM27 110V111H26ZM31 110V111H30ZM33 110V111H32ZM35 110H36V112H35ZM40 110H41V112H40ZM55 110V111H54ZM65 110L67 111V112H65ZM87 110L89 111V112H87ZM90 110H92L91 111V113H90ZM102 112H101V111ZM112 110V111H111ZM119 110V111H118ZM120 110H122V111H120ZM236 110H237V112H236ZM251 110V111H250ZM253 110V111H252ZM260 110V111H259ZM262 110V111H261ZM17 111V112H16ZM20 111H22V113H23V115H22V113L20 112ZM26 112V113H24V112ZM38 111V112H37ZM46 111V112H45ZM69 111V112H68ZM76 111V112H75ZM94 111V112H93ZM105 111V112H104ZM123 111H126V112H123ZM230 111V114L228 113ZM234 111V112H233ZM248 111V112H247ZM3 112V113H2ZM18 112H20V113H18ZM28 112H29V114H28ZM31 112L33 113L32 115H31ZM73 112V113H72ZM80 112V113H79ZM83 112V113H82ZM87 112V114H86V116L84 115L85 113ZM97 112V113H96ZM102 113L100 116H98L100 113ZM104 112V113H103ZM134 112H135V114H134ZM241 112V113H240ZM245 112V113H244ZM246 112H247V114H246ZM249 112H252V113H250L249 115H248V113ZM16 113H18V114H16ZM43 113V114H42ZM59 113V114H58ZM66 113V115H64ZM94 113H96L95 115H96V117H95V115H94ZM114 113H116L115 115H114ZM129 113V114H128ZM141 114V116H140V114ZM228 113V115H226ZM244 113V114H243ZM2 114V115H1ZM28 114V115H27ZM36 114V115H35ZM48 114V115H47ZM64 115V116H62V115ZM68 114V115H67ZM77 114V115H76ZM113 114V115H112ZM130 114H132V115H130ZM136 114H139V116L138 115H136ZM231 114H233V115H231ZM241 114H243V115H247L248 117H243V115H240ZM261 114V115H260ZM16 115H19L18 116V118H17V116ZM22 115V116H21ZM27 115V116H26ZM59 115V116H58ZM72 115V116H71ZM79 115H80V117H79ZM104 115V116H103ZM106 115V116H105ZM110 115V116H109ZM135 115V116H134ZM239 116V117H237V116ZM260 115V116H259ZM14 116H16V117H14ZM23 116H25L24 118H23ZM38 116V117H37ZM62 116V117H61ZM70 116L74 119V120H72V118H70ZM101 116H103V117H101ZM113 116V117H112ZM227 116L229 117V119L227 118ZM230 116H231V118H230ZM22 117V118H21ZM32 117V118H31ZM48 117H50V118H48ZM60 117V118H59ZM65 117V118H64ZM67 117V118H66ZM81 117H83V118H81ZM90 117V118H89ZM105 117H106V119H105ZM107 117H109L108 119H107ZM140 117H141V119H140ZM143 117H144V122H142V123H139L140 122V120L142 121V119H143ZM223 117V118H222ZM235 117H237V118H235ZM252 117V118H251ZM17 118V119H16ZM30 120H29V119ZM37 118V119H36ZM59 118V119H58ZM64 118V119H63ZM76 118V119H75ZM99 118V119H98ZM116 120H114V119ZM222 118V119H221ZM241 118V119H240ZM248 120H247V119ZM249 118H250V120H249ZM20 119V120H19ZM66 119V120H65ZM72 120L70 123H72V122H74L75 120H77L78 122H79V119H81L80 121L81 122H79V123H81V124H79L78 122H76V124L77 125H75V122L74 123H72V124H69L68 122L70 121V120ZM92 119V120H91ZM104 120V121H102V120ZM111 119V120H110ZM227 119V121L229 122V125L231 124V121H232V124L230 125V126H232L231 128H233V127H235V126H237V127H239V129L238 128H234L236 131L234 132V129H231V130H233L232 131V134L229 132V130H227L226 132H225V130L226 129H228L229 127V125H228V123H225V122H227V121H225ZM234 119H236V122H233L234 121ZM245 119V120H244ZM16 120V121H15ZM37 120H39V121H37ZM98 120H100L101 121V123L99 122L98 123ZM206 120V121H205ZM213 122H212V121ZM224 120V121H223ZM230 120V121H229ZM243 120V121H242ZM251 120H252V122H251ZM19 121H20V123H19ZM25 121V122H24ZM30 121V122H29ZM60 121V122H59ZM82 121H84V122H82ZM111 121H114V122H117L116 124L114 123V122H111ZM210 121V122H209ZM239 121V122H238ZM254 121V122H253ZM264 121V120H263ZM15 122V123H14ZM64 122V123H63ZM107 124H106V123ZM206 122V123H205ZM221 122V123H220ZM242 122V123H241ZM249 122H251L252 123V125L253 126H251L250 127V123ZM262 123V125H261V123ZM13 125H12V124ZM18 125H17V124ZM40 123V124H39ZM93 125H92V124ZM94 123H95V125H96V127H94V128H92L93 126H95L94 125ZM103 123V124H102ZM110 123V124H109ZM208 123V124H207ZM219 123L221 124V125H219ZM236 124V123H238V124H236V125H233V124ZM241 123V124H240ZM3 124V125H2ZM15 124H16V127H15ZM21 124H23V126H24V128H23V126L21 125ZM89 124V125H88ZM97 124H101L100 126L98 125L97 126ZM108 124L109 125H111V126H108ZM142 124V125H141ZM205 124H206V126H205ZM210 124V125H209ZM227 124L228 126H225V125ZM12 125V126H11ZM39 126V128L37 127V126ZM58 125V126H57ZM67 125H68V127H67ZM71 125V126H70ZM74 125L77 127H75V128H73L74 127ZM104 125H106L107 126V128H106V126H104ZM115 125V126H114ZM119 127H118V126ZM145 127H144V126ZM220 126V128H219V126ZM224 127H223V126ZM261 125V126H260ZM34 126V127H33ZM43 126V127H42ZM63 126H64V128H63ZM68 128H66V127ZM69 126L71 127V130L69 131ZM73 126V127H72ZM80 126V127H79ZM92 126V127H91ZM113 126V127H112ZM117 126V127H116ZM202 126H204V127H202ZM247 126V127H246ZM257 126L258 127H261V128H258V130L257 129H255V127L257 128ZM11 127V128H10ZM18 127V128H17ZM49 127H51V128H49ZM88 127H90V128H92L91 130H90V128H88ZM228 127V128H227ZM248 127H250L249 129H247ZM16 128H17V132L15 131L16 130ZM26 128V129H25ZM36 128V129H35ZM104 128H106V130L104 129ZM111 128V129H110ZM116 128V129H115ZM143 129V128H145V129H143V130H141V129ZM217 128V129H216ZM244 128H246V132H245V129ZM22 129H23V131H22ZM24 129H25V131H24ZM31 129V130H30ZM61 129V130H60ZM65 129H67V130H65ZM74 129V130H73ZM80 129V130H79ZM194 129V130H193ZM205 129V130H204ZM223 129H225V130H223ZM33 130V131H32ZM144 130H145V133H144ZM187 130H190V131H187ZM193 130V131H192ZM197 130H198V132H197ZM200 130V131H199ZM207 130V131H206ZM212 130H213V132L214 131H216V134H213V132H212ZM219 130H221V131H219ZM264 129H262V131H263ZM4 131V132H3ZM22 131V132H21ZM40 131L41 132H44L45 134L47 133L48 135H46L47 136V139H48V144H47V146H46V148L43 150V152H42V150L40 149V143H41V133H40ZM66 131V132H65ZM90 131L92 132L91 133V135L92 136H90ZM143 131V132H142ZM197 132L198 133V135H197V133L195 134V132ZM217 131H219L218 133H217ZM222 131H224L225 133H230V135L229 134H227V135H225V136H230L231 138H232V136L231 135H233V139H231L230 137H228V138H230V139H228V140H230V142L229 141H227V140H225L224 142L222 141V139H223V137L222 136H224V132H222ZM239 131V133H240V131H241V133H246V134H244L243 136L241 135V133H240V135L239 134H236L237 132ZM244 131V132H243ZM255 131H256V133H255ZM3 134H2V133ZM7 132V133H6ZM23 132L25 133L24 134V136L25 137H23ZM33 134H32V133ZM36 132V133H35ZM39 132V133H38ZM64 134H63V133ZM79 132H80V134H79ZM112 132V133H111ZM184 132V133H183ZM200 132V133H199ZM254 132V133H253ZM10 133V134H9ZM17 133V134H16ZM20 133V134H19ZM27 133V134H26ZM59 133V134H58ZM67 133V134H66ZM89 133V134H88ZM108 134V135H106V134ZM144 133V134H143ZM186 133V134H185ZM191 133H193L192 135H191ZM208 133V134H207ZM211 135H210V134ZM215 133V132H214ZM219 133H224V134H222V136H221V134H219ZM233 133H235V134H233ZM13 134H16V135H13ZM19 134V135H18ZM39 135V136H36V135ZM50 134V135H49ZM59 135V136H57V135ZM63 134V135H62ZM66 134V135H65ZM94 134V135H93ZM97 134V135H96ZM117 134V135H116ZM200 134V135H199ZM13 135V136H12ZM20 135H22V136H20ZM27 135V136H26ZM28 135H30V136H28ZM35 135V136H34ZM69 135H70V137H69ZM80 135V136H79ZM113 135V136H112ZM114 135H115V137H114ZM179 135H181V136H179ZM183 135H184V137H183ZM190 135V136H189ZM194 135H196L198 138H193V137H195ZM213 135V139H212V136ZM216 136V138H215V136ZM237 135H238V137H237ZM254 135H257V137L256 136H254ZM259 135V136H258ZM16 136H18V137H16ZM52 136H53V138H52ZM55 136V137H54ZM79 137V138H77V137ZM90 136V137H89ZM94 136H97L96 138H95V141L96 142H94L93 141V138H94ZM103 136V137H102ZM118 136V137H117ZM177 136V137H176ZM179 136V137H178ZM200 136V137H199ZM208 136V137H207ZM225 136H224V138H225ZM236 136V138H239V140L237 141V139H236V141L235 142H238V143H235V144H237V148H239V151L240 152H238L237 151V155L235 156L238 160L240 159L239 157H241V158H244L245 159V161L247 162V160H246V158H248L249 156H251V159L253 160V163H252V160L250 159L249 160V158H248V160H249V162H245V163H241V161L242 160H240V164L238 163L237 164V162L236 161H238V160H235V157H233V155L234 154H236L235 152H233V150L232 151H230V149H229V147H231V145H232V149H233V147H234V150L236 151V149L237 148H235V145H234V142H233V140L235 139L234 137ZM264 135H262V137H263ZM33 137H35V141H36V139H38L39 140V142H38V140L36 141V142H38V143H35V141H34V144H39V145H35V146H33V143H31V142H33ZM38 137V138H37ZM52 139H51V138ZM60 137V138H59ZM62 137V138H61ZM73 137V139L71 140V138ZM102 139H101V138ZM105 137V138H104ZM113 137V138H112ZM173 137V139H174V141H173V139H171ZM188 139H186V138ZM209 137H211V141L209 140V142H208V139H210ZM262 137H260V138H258L260 141H261V138ZM8 138V139H7ZM11 138V139H10ZM24 138V139H23ZM27 138V139H26ZM31 138V139H30ZM112 138V139H111ZM177 138V139H176ZM185 138V139H184ZM208 138V139H207ZM21 139V141H19V140ZM26 139V141H23V140H25ZM28 139H29V141H28ZM61 141H60V140ZM91 139H92V141H91ZM99 139H100V141H103V142H105V143H107L106 145H105V143H102V142H100L99 141ZM115 139H116V141H115ZM164 139L166 140V141H164ZM167 139H170V142H172V143H170V142H168L167 143V141H169V140H167ZM3 140H4V143H3ZM7 140H8V142H7ZM177 140H179V141H177ZM183 140H184V142H183ZM194 140V141H193ZM207 140V141H206ZM215 140V141H214ZM216 140H218V141H216ZM220 140H221V143H220ZM232 140V141H231ZM258 140V141H259ZM17 141H18V143H17ZM31 141V142H30ZM53 141H57L56 143L54 142L53 143ZM59 141V142H58ZM68 141H69V143L70 144H68ZM75 141V142H74ZM196 141V142H195ZM213 141H214V143H213ZM227 141V142H226ZM258 141H256L257 142V144L256 145H258L257 147H255L256 148V152H257V150L259 149L260 151H258V154H263L262 152L263 151H261V150H264V143L263 144H261L262 145V148L260 149V147H261V145H260V143H258ZM259 141V142H260ZM20 142V143H19ZM23 142V143H22ZM25 142V143H24ZM30 142V144H28ZM108 142L112 145H114V148H113V145H112V147H111V145H110V147L111 148H113V150H109L108 151V149L110 148L109 146H107L108 145ZM164 142H166V143H164ZM199 142V143H198ZM202 142H204V143H202ZM206 142H208V143H213V144H208L207 146H201V145H206ZM231 142H233L232 144H231ZM262 142H264V140H262ZM15 143V144H14ZM21 143L22 144H24V145H22V146H19V145H21ZM26 143L28 144L27 146H25L26 145ZM61 143V144H60ZM67 143V144H66ZM74 143V144H73ZM94 145H93V144ZM95 143L98 145H96L95 146ZM201 143V144H200ZM216 143L218 144V147H219V149H217L216 150V152H218V154L216 155V154H214V155H216V159L214 160L213 159V153H216V152H213V150L215 151V148H218V147H216L217 145H216ZM224 143V144H223ZM228 143V144H227ZM230 143V144H229ZM252 143H253V146L254 147H252ZM12 144V146H10ZM17 144H19L18 145V147H20L19 148V151H18V149H17ZM32 144V145H31ZM55 144H57V146H55ZM79 144H81V145H79ZM102 144V145H101ZM169 144V145H168ZM14 145V146H13ZM59 145H60V148H59ZM76 145V146H75ZM91 145H93V146H95L94 148L91 146ZM99 145H101V147L99 146ZM168 145V146H167ZM188 145V146H187ZM192 145H193V148L195 147V148H197L196 150H202V148H203V150H206V152L209 150V148L211 147V148H214V149H211V150H209L208 152H210V154L208 153V155H206V152H204V151H202V153H200L199 151L197 152L195 149H193V150H191L190 149V147H192ZM196 145L197 146H199V147H196ZM210 145H212V146H215V147H212V146H210ZM2 146V147H1ZM32 146H33V148H32ZM37 146H39V147H37ZM55 146V147H54ZM62 146V147H61ZM66 146V147H65ZM69 146H70V148H71V151H70V148H69ZM104 148H103V147ZM105 146H107V147H105ZM165 146H167L166 148H165ZM6 147V148H5ZM16 147V148H15ZM22 147V148H21ZM25 149H24V148ZM34 147H35V149H34ZM53 147V148H52ZM58 147V148H57ZM109 147V148H108ZM178 147V148H177ZM187 148L188 147V149H185V151H183V148ZM200 147H201V149H200ZM205 147H208V148H206L205 149ZM226 147H228V149H229V152H233L232 154L231 153H229V152H227V151H225L226 150ZM9 148V149H8ZM28 148H29V150H28ZM63 148H64V150L66 149L68 152H65L64 150H63ZM106 148H108L107 150H106ZM168 148H170V149H168ZM176 148V149H175ZM253 148V149H252ZM13 149V150H12ZM22 151H21V150ZM26 149H27V151H26ZM37 149V150H36ZM39 149V150H38ZM51 149H53V150H51ZM58 149H59V151H58ZM82 149V150H81ZM86 149V150H85ZM98 149V150H97ZM99 149H100V151H101V149H102V153L104 154V157L103 156H101L100 158L98 157L97 158V160H95L96 159V157H97V155L100 153L101 154V152H99ZM103 149H104V151H103ZM114 149H115V154L113 153V151H114ZM178 149H179V151H178ZM247 149V150H246ZM2 150V151H1ZM3 150H5V152L3 151ZM31 150V151H30ZM33 150V151H32ZM34 150H36V151H34ZM51 150V151H50ZM58 151V153L56 152L55 153V151ZM60 150H61V152L63 151V152H65L67 155H69L68 157H67V155H65V153H61L60 152ZM74 150V151H73ZM85 150V151H84ZM93 150H94V152H97V153H95L96 155H95V157H94V155H92L93 153ZM165 150V151H164ZM167 150V151H166ZM168 150L170 151V152H168ZM182 150V151H181ZM187 150L190 152V150L192 151V152H194V153H200V155H202V157L203 158H205V159H203L201 156V161H202V159L203 160H212V161H210V163H212L213 165V168H212V166H211V164H209L208 166H211L210 167V169L208 170V171H206L207 169V164L209 163V162H205V163H203V161L202 162H198V161H200L199 160V158H195V157H198L199 156V154H197V155H194L193 153L191 154V152H190V154H187V155H184L185 154V152L186 153H188L187 152ZM196 152H195V151ZM219 150V151H218ZM220 150H223V151H225V152H227L226 154L228 155V154H230L231 156H227V158H228V161H226L227 160V158L225 159V153L223 154V153H221V151ZM244 150V151H243ZM14 151V152H13ZM24 151V153H22ZM47 153H46V152ZM70 151V152H69ZM90 151V152H89ZM108 151V152H107ZM248 153V154H246V152ZM254 153H253V152ZM1 152H2V155L6 158V161H5V159L3 158V156L1 157ZM7 152V153H6ZM16 152V153H15ZM30 154H28V153ZM33 152V153H32ZM50 152H54L55 153V156L58 158V157H60L58 154H62V155H64V156H61L58 160L56 159V157L53 155L54 153H51L50 154ZM60 152V153H59ZM73 152V153H72ZM75 152V153H74ZM106 152L109 154V153H111L112 152V156H110L111 154H106ZM179 152H181L182 154H178ZM184 152V153H183ZM250 152V153H249ZM10 153V154H9ZM22 154L23 155V157L20 155L19 157L17 156V154ZM69 153V154H68ZM162 153V154H161ZM241 153H242V155H241ZM6 154V155H5ZM47 154V155H46ZM102 154V155H103ZM144 154H145V156H144ZM157 154H158V157H156L155 158V156H157ZM166 156H165V155ZM171 154L174 156H171ZM178 154V155H177ZM219 154H223L224 156H223V158L225 159H223L225 162L223 163H221V162H219L218 160L221 158L220 156H219ZM244 154H246L247 156H245ZM257 154V155H258ZM28 157H27V156ZM58 155V156H57ZM74 155V156H73ZM91 155V156H90ZM106 155H108V157L106 156ZM114 155H116V158H114V160L112 161L111 159H113V156ZM141 155L142 156H144L143 158H145L146 157V159H143L144 161L146 160V162H148L149 163V165L146 163V165L148 166V168H146L147 166L146 165H144L143 163H141L143 160H142V157H141ZM180 155V160L178 159V156ZM193 155L195 156V157H193ZM209 155H210V157H209ZM238 155H239V157H238ZM244 155V157H242ZM264 155V154H263ZM260 156L261 158H264V156ZM9 156H10V158H9ZM49 156L50 157H53L54 156V158H53V160H52V158H49ZM71 156H72V158H71ZM141 158H140V157ZM162 157V158H160V157ZM181 156L183 157L182 159H181ZM185 156H187V158H186V161L184 160L185 159ZM188 156H190V158L188 157ZM254 156H256V154L254 155ZM16 159H15V158ZM24 157L25 158H27L26 160L24 159ZM115 157V156H114ZM134 157V158H133ZM163 157H165V158H163ZM168 157H169V160H167L168 159ZM207 157H209V158H207ZM215 157V156H214ZM218 157V158H217ZM220 157V158H219ZM233 157V158H232ZM17 158H19V159H17ZM63 158H65V160H63ZM77 160H76V159ZM85 158V159H84ZM107 158H108V160H107ZM137 158H139L138 160H140L141 159V162L140 161H138L137 160ZM170 158H172L173 159V161L172 160H170ZM2 159H3V162L5 163V165H4V163H2ZM9 161H8V160ZM23 159V161H21ZM30 159V160H29ZM36 159V160H35ZM49 159H50V161L52 162V164H51V162L49 161ZM68 159V160H67ZM72 159H73V164L75 165V166H72L71 164H72ZM93 159V160H92ZM99 159V160H98ZM154 159V160H153ZM160 159V160H159ZM162 159H166V162L168 161V163H165V162H163V161H165V160H162ZM174 159H176V160H174ZM192 159H194V162H195V164H201L202 165V163H203V166H205V164H206V166L205 167H203V168H205V172H204V170H203V168L201 167V165H198L200 168H202V170L199 168H197V165H195L194 167L196 168V170H197V173H196V170H194L193 172L194 173H196V174H194V176H193V178H198L197 180H199L198 182H199V184H198V182L196 183V186L198 187V185H202V186H200V187H198V188H200V190H198V188L197 187H195V185L193 184H190L191 186H194L195 187V189H193L192 187H190V185H189V182L190 181H187V179L186 178H188V180L190 179H193V178H191V174H193V173H191V174H189L190 172H188V171H190L191 169H190V166L192 167L193 165H194V163H193V160ZM197 159V160H196ZM218 159V160H217ZM244 159H243V161H244ZM255 159H260V161L259 160H255ZM18 160H19V162H18ZM39 162H38V161ZM54 160H55V163H56V165H54ZM64 161V162H62V163H64V164H66V163H68V164H66V166L64 165V164H60L59 162L60 161ZM81 160V161H80ZM88 162H87V161ZM148 160V161H147ZM157 160V161H156ZM179 160V161H178ZM188 160H190V161H188ZM197 161V163H196V161ZM235 160V161H234ZM9 163H8V162ZM16 161V162H15ZM20 161H21V164H24V165H22V167H23V169H21L22 167H21V165H19V163H20ZM27 163H26V162ZM48 161L50 162V165H49V163H48ZM66 161V162H65ZM71 161V162H70ZM85 161V162H84ZM94 161H98V162H100L101 163V161H102V163H104V165H102V163L100 164V163H98V162H94ZM109 161V162H108ZM116 161V162H115ZM156 161V162H155ZM159 161V162H158ZM169 161H172V162H169ZM183 162V164L182 163H179V164H177L178 162ZM215 161V162H214ZM216 161H218V163L220 164V167L221 168H219L218 166L216 167V165H215V163H217ZM222 161V160H221ZM258 161L260 162L259 164H258ZM11 162V163H10ZM14 162V163H13ZM17 162H18V164H17ZM34 162V163H33ZM35 162H36V164H35ZM45 163L44 165L43 164H41V163ZM77 162V163H76ZM83 162V163H82ZM96 163V167H98V165L100 164L102 167V171L101 170H99L100 168L98 167V168H96L95 166H93L94 165V163ZM139 162H140V164L142 165V166H140L141 168L140 169H138V167H137V164L139 165ZM151 162L153 163V165L151 164ZM186 162H188V163H190L191 165H189L188 163H186ZM251 162V163H250ZM7 163H8V165H7ZM39 163H40V165H39ZM70 163V164H69ZM113 163H115V164H113ZM137 163V164H136ZM158 163V164H157ZM165 163V164H164ZM169 163H171V165L169 164ZM184 163H186V164H188L189 166H184L185 164ZM218 163H217V165H218ZM248 163L250 164V167L253 169V170H255V169H258L257 171L255 170V172L253 171V170H251V171H253L254 173H252L251 172V174H252V176H251V174L250 173H248V175H244V173L245 174H247L246 172L249 170L250 171V169L249 168H247V167H249V165H248ZM15 164V165H14ZM29 166H28V165ZM31 164H33V165H31ZM37 164H38V166H37ZM47 164H48V166L50 167L51 165H54V166H51V167H53V168H51L52 170H49V172H53V173H55V174H53V173H49V172H47V170L48 169H50L49 167L47 168L46 166H47ZM77 164H78V166H77ZM80 164V165H79ZM93 164V165H92ZM109 164H113V165H115V166H113V167H111ZM125 164H128L127 166H125V167H123ZM151 164V165H150ZM162 165V167H161V165ZM163 164H164V166H163ZM175 165V167L176 166H178V167H181L182 165V167L184 168V170L183 171H186L188 174H189V177L187 176V175H180L179 173H175V172H177V170L178 169H180V168H177V169H175L176 171H172V169L170 170V167L171 168H173V170H174V168L175 167H172V165ZM181 164V166H179ZM222 164H223V166H224V164H226L227 165V167L226 166H224V170H223V166H222ZM235 164H237V166H235ZM7 165V166H6ZM19 165V166H18ZM42 165H43V167H42ZM62 166L63 167V165H64V167H66V168H64L63 167V169H62V167H61V169H60V166ZM68 165H69V167H68ZM99 165V166H100ZM108 167H107V166ZM155 165V166H154ZM158 165L161 167V169H159L160 171L158 172V174H157V171L158 170H156V169H158L157 167H158ZM167 165H169V167L167 166ZM173 165V166H174ZM215 165V166H214ZM235 166V167H233V169H232V167L231 166ZM245 165H247V166H245ZM252 165V166H251ZM257 165H259V166H257ZM260 165H261V168H260ZM263 165H264V163H263ZM12 166V167H11ZM14 166H15V168L16 169H14ZM26 166V167H25ZM73 168H72V167ZM105 166V167H104ZM120 166H121V170H120ZM145 166V167H144ZM151 166V167H150ZM165 166L167 167V168H169L168 170H167V168H165ZM229 166V167H228ZM9 167V168H8ZM21 169L20 171H18V172H16L17 171V169L19 170V168ZM31 167V168H30ZM33 167H37V168H34L33 169ZM58 167H59V169H58ZM90 167V168H89ZM93 167H95V169H98V171H100V172H98L97 170H96V172L98 173V174H96V172H95V170H94V172L92 171V169H93ZM112 169V171H111V169ZM125 168V169H123V168ZM130 167V168H129ZM144 167V168H143ZM152 167H154L153 169L154 170H152L151 168ZM159 167V168H160ZM164 167V168H163ZM186 167H188L187 168V170H186ZM194 167H193V169H194ZM237 167V168H236ZM26 168V169H25ZM41 168V169H40ZM44 168V169H43ZM58 169V170H56V172H54L55 171V169ZM69 169V171H68V169ZM74 169V170H72V169ZM105 168V169H104ZM126 168H127V170H130L131 169V171H130V173H129V171H128V175L127 174H125V173H123V172H126L127 173V171H124V170H126ZM138 169V171L139 170H142V168H143V172L142 171H140L139 172V174L138 173H136V171H137V169ZM146 168V169H145ZM150 168V169H149ZM209 168V167H208ZM211 168L213 169V170H211ZM216 168V169H215ZM234 168H236L237 170L235 171V169ZM246 168V169H245ZM5 169V170H4ZM8 169H9V172H8ZM14 169V170H13ZM28 169V170H27ZM33 169V170H32ZM36 169V170H35ZM66 169V170H65ZM108 171H107V170ZM123 169V170H122ZM132 169H133V171H132ZM150 171H149V170ZM192 169V170H193ZM261 169V170H260ZM24 170V171H23ZM39 170H41L42 172H40L39 173ZM60 170H62L61 171V174H59V172L58 171H60ZM64 170L65 171H68V172H64ZM70 170H71V172H70ZM79 170V171H78ZM152 170V171H151ZM163 170H166V171H168V172H166V171H163ZM181 170H182V168L178 171V172H180V173H182L181 172ZM191 170V171H192ZM200 170H201V172H200ZM245 170H246V172H245ZM264 170V169H263ZM5 171H6V173H5ZM45 171H46V173H48L49 175L51 174V176H52V174L54 175V176H52L53 177V179H51L50 181L48 180V177H50L49 175H47V177H46V175H44V173H45ZM77 171V172H76ZM92 171V172H91ZM120 171V172H119ZM146 171H148V174L150 173V175H148L147 174V172ZM171 173H170V172ZM203 171V172H202ZM222 171H224V173L222 172ZM230 171V172H229ZM231 171H234V173H232ZM3 172H4V174H3ZM13 172V173H12ZM33 172H35V173H33ZM39 173V175H38V173ZM133 172V173H132ZM142 172V173H141ZM153 172H156L154 175L152 174ZM173 172V173H172ZM199 172V173H198ZM228 172V173H227ZM259 172V173H258ZM7 173H10V174H7ZM19 173V174H18ZM45 173V174H46ZM65 173V174H64ZM66 173H68V176L66 175ZM70 173V174H69ZM77 175H76V174ZM78 173H79V176H78ZM111 173V174H110ZM123 173V174H122ZM144 173L146 174V178L144 177L143 178V176H144ZM200 173H202V174H200ZM219 173H220V177H224L225 176V178H227L228 179V182H229V180H230V183H231V181L233 182L231 185L230 184H226V183H223V182H226L227 181V179H225V178H223V179H219L218 177V179L217 178H215L216 176H219ZM256 173V174H255ZM257 173H258V175L259 176H261V179H260V177H258V176H255V175H257ZM6 174V175H5ZM56 174H58L59 176H61L60 178H59V176H58V180H60V181H58L57 179H56V177H55V175ZM73 174H75V178H76V176H77V178H79V177H81V179L79 178V180L76 178V180L75 179H73L74 178V175ZM83 174H84V176H83ZM118 174H120V176L118 175ZM127 175L128 176V178H129V180H127V179H125V178H127V177H125V175ZM137 174V175H136ZM157 174V175H156ZM169 174H170V176H169ZM171 174H173V175H179V176H175V180H174V177L171 179ZM201 175V178L199 179V175ZM206 174V175H205ZM226 174H227V176H230V174H232L233 175V180H232V178H231V176L230 177H227L226 176ZM236 174V175H235ZM240 174V175H239ZM250 174V175H249ZM8 175H10V176H8ZM18 175V178L16 177ZM33 175H36V176H33ZM44 175V176H43ZM65 175V176H64ZM81 175V176H80ZM113 175V176H112ZM118 175V176H117ZM135 175L138 177V175H139V177L138 178H141V176H142V179H141V181H140V179H139V181L135 178ZM141 175V176H140ZM148 175V176H147ZM151 175H153L152 177H151ZM168 175V176H167ZM202 175L204 176L203 177V179H202ZM224 175V176H223ZM235 175V176H234ZM242 175H244V176H242ZM255 177H254V176ZM5 176V177H4ZM6 176H8V177H6ZM21 176V177H20ZM40 176V177H39ZM67 176V177H66ZM111 178H110V177ZM114 176H116L115 178H114ZM121 176H123L124 177V181H123V177H121ZM166 176H167V178H169L168 179V181H173V183L172 182H170V185H172V184H174L175 183V181H176V184H175V186H172V189H174V191L175 192H173L172 191V189H171V192H173V194L171 193V195H167V194H170L169 192H170V185L169 186H167L168 184H167V178H166ZM183 176V177H182ZM184 176L186 177L185 179H184V182H185V180H186V182H188L187 184L189 185V187H188V185H185L184 186V188H190V189H188V190H190L191 191V193H190V191H188V190H186V189H183V188H181V186L182 185H184L185 183H183V180H182V182H181V180H180V178L181 179H183L184 178ZM198 176V177H197ZM215 176V177H214ZM249 176H251V179L250 178H248ZM14 177V178H13ZM45 177V178H44ZM69 177V178H68ZM106 177H108V178H106ZM118 177H121L120 179L118 178ZM133 177L136 179L135 181L138 183V186H140V187H142L143 185L145 186V184L142 182V180H144L145 182H146V189H147V187H148V190L146 191V189H145V187L143 186V189H145V191L147 192H145L142 188V192L139 190L140 188H136V187H138L137 185L135 186V184H136V182L134 181V183L135 184H132V185H134V187L132 186V189H133V191H132V189L129 191L130 192V194H131V192L133 193L134 192V188H136V193L134 194L133 193V195H135V197H137L138 198V196L139 195H137L136 196V194H138L139 192H141V197H140V199L141 198H143L142 199V201L143 202H145L146 200H145V198H147L148 200H149V202L148 201H146L145 202V206H148L149 204H150V207L152 208V210H151V208L148 206V207H146L148 210H150V213H153V209H155L158 205H160V203L157 205V204H154L153 202H152V197L154 196L156 199H154L153 201L154 202H157V199H158V201H160V199L159 198H157L158 196L161 198V196H162V199H163V196H164V198H165V196L167 195V197H168V199L166 200V201H164L165 199H161L163 202H164V204H163V202L161 201V204H163V205H160L161 206V208L159 209L160 211H159V213H157V215H156V212H158V211H156L155 212V214L154 215H156V216H160V220H159V218L157 217V219L158 220H155L156 219V217L154 216V220L153 221H155V222H153V221H151L150 219H149V217H150V215H149V213H148V211L146 212V214L148 213V215H149V217H148V215H147V220L149 219L151 222H153L154 224L155 223H157V222H160L159 224H161L162 223V225H159V226H161V228L160 229H163L164 230V232L166 233L167 232V229H168V231L169 232H171V230H174L173 231V233H175V234H173L172 232V234L175 236L176 235V233L178 232V236L179 237H181L182 235V241H180L181 240V238H179V237H173L169 232H167L166 234H164L163 233V230H162V232L160 233V232H158L157 231V229H159V226H157V224H155L156 226L154 227L155 228V230L157 231V232H155L154 231V229L153 228H151V227H149L148 228V226L149 225H151L150 223H147L148 224V226H147V228L148 229H150L151 228V230L153 229V231H150V230H148V231H150V232H153V236L151 237L152 238V240H150L151 238L150 237H148V238H150V239H148V241H147V238H146V235H145V238H146V243H150L151 241V243L150 244H152V245H145V247H144V245H143V241H141L140 239H142L143 237H141V235L140 236H138V234H137V236L140 238V239H138V241H140V242H142V243H139L140 245L138 246V248L141 246V247H143L142 249L141 248H139L140 250H143V252L140 254V255H136L135 253H136V250H135V248H133V247H135L134 245H136L135 244V240H136V242H137V239H135L136 237L134 236L133 237V239H134V241H132L131 243H130V239L132 238V236L130 235L131 233H129V230H128V228H130V223L128 224L126 221H128L129 220V218L131 217H129L128 219H127V216H129V215H132V214H129L128 215V213L126 212V214L125 215H127L126 217H124L125 215H124V213H125V211H128V208H129V211H131V209H133V210H135L134 209V207H132V205L133 204H136V198L133 196V195H131V196H129V197H127V195L126 194H128L127 192H128V190L131 188V186H130V184L131 183H133ZM164 177V178H163ZM210 177H212V178H210ZM245 177V178H244ZM259 179H257V178ZM19 178H21L22 179V181H21V179H19ZM90 178V179H89ZM112 178L114 179L113 181H112ZM118 178V180L116 181L115 179H117ZM148 178V179H147ZM149 178H150V181H148L149 180ZM151 178L153 179V181H152V183H151ZM156 178V179H155ZM166 178V179H165ZM214 178H215V180L217 181V182H215V184L216 185H213L214 184ZM20 181H18V180ZM24 179V180H23ZM28 179V180H27ZM46 179H47V181H46ZM55 179V180H54ZM63 179V180H62ZM131 179H133V180H131ZM146 179H147V181H146ZM163 179H165L164 181L166 182V184L167 185H165L164 183H162V182H164L163 181ZM176 179H178V180H176ZM201 179H202V182H203V184L201 183ZM208 180V182H210L209 181V179H212L211 181H213V182H211L210 184H211V186H210V184L207 182V184H206V181L205 180ZM241 179H244L245 181H246V183L248 182V185L245 183V185L244 184H242V186H243V188H242V186L241 185H239L241 182L243 183V182H245V181H242ZM248 179V180H247ZM256 180V182L255 181H253V180ZM263 179V180H262ZM2 180H4V181H6V182H4V181H2ZM17 180V181H16ZM39 180V181H38ZM43 180V181H42ZM56 180H57V182H56ZM75 181V183L74 182H72V181ZM111 180V181H110ZM119 180H122V181H120L119 182ZM158 180H159V182L161 183V184H159V182H158ZM160 180H162V182L160 181ZM219 180H221L220 182L221 183H223V184H219L220 182H219ZM224 180H226V181H224ZM234 180H237V181H234ZM249 180H252L251 181V183L252 184H250L249 183ZM262 182H261V181ZM16 181V182H15ZM23 181H25V182H23ZM28 181V182H27ZM48 181H49V185H48ZM51 181H55V183H51ZM64 181H66L65 183H64ZM155 181H156V183H155ZM178 181H180L181 183H183V184H181L180 182V188H178L179 187V185L177 184L178 183ZM196 180L194 179V181L193 182H195ZM241 181V182H240ZM5 183L4 185H3V183ZM47 184H46V183ZM115 182H117V183H119V185L117 184V183H115ZM130 184H129V183ZM150 182V183H149ZM158 182V183H157ZM236 182V183H235ZM240 182V183H239ZM253 182H255L256 184L257 183H259V182H261L260 184L262 185V186H259V184H258V186L255 184H253ZM18 183H20V184H17ZM25 183V184H24ZM29 183H30V185H29ZM44 183V184H43ZM63 185H62V184ZM70 183V184H69ZM113 183H115V185L113 184ZM122 183V184H121ZM126 183V184H125ZM142 185H141V184ZM148 183V184H147ZM155 183V184H154ZM204 183H205V185H208V187L207 186H204L203 187V185H204ZM239 183V184H238ZM7 184H8V186H7ZM10 184V185H9ZM42 184H43V186H42ZM46 184V185H45ZM61 185V187H60V185ZM66 186H65V185ZM69 184V185H68ZM79 184H81L80 186L81 187H79ZM83 184V185H82ZM110 184L111 186H109L110 188H112V189H115V186L118 188V190L117 189H115L117 192H120V193H118L119 195H121V196H118L117 195V193H116V191H111L110 190V188L108 187V185ZM112 184H113V187H112ZM124 184V185H123ZM150 184H152V185H150ZM160 185L161 187H163L164 189L166 188L165 186H167L168 188L167 189H169V190H167V189H165L164 190V192H167V193H165V195H163V189H161L160 188V190L158 189L160 186H157V185ZM164 184V185H163ZM219 184V185H218ZM234 184L236 185V187L234 186ZM21 185H23V186H21ZM35 185V187H34V189L32 188L33 186ZM57 185V186H56ZM59 185V186H58ZM128 185V187H124V192L123 191H121L122 189H123V187H121V186H127ZM156 185V186H155ZM176 185H178V186H176ZM223 187H225V186H229V188H223ZM250 185H252L251 187L252 188H249L248 186H250ZM3 186H5L4 188H3ZM6 186H7V188H8V190L6 191ZM46 186V187H45ZM48 186L50 187V186H53V188L51 187V190L53 189L54 191H52V193L54 194V192H55V189H54V187L56 188V191H57V189H59L60 191H57V192H55V194L53 195V196H49V194L46 192V190L47 189H45V191L44 190H42L44 187L45 188H48ZM63 186H65V187H63ZM68 186V187H67ZM150 186V187H149ZM210 186V187H209ZM213 186V187H212ZM214 186H216V187H214ZM232 188H231V187ZM245 186V187H244ZM247 186V187H246ZM254 186H257V188L255 187V189L253 188ZM43 187V188H42ZM59 187V188H58ZM71 187L73 188V191H72V193H73V195H75V198H73L74 196L70 193L71 192ZM84 188V190L86 191V193L88 192V194H87V196H89L90 195V198L88 199L89 201H90V199L91 200H93V202L96 204V209L95 210H93V212L91 211V214H89V217H88V215H86V213H84V212H86V209H85V207H84V202H83V200H82V198H81V194H79V196H78V194H76V193H80V191H79V189L78 188ZM108 187V188H107ZM120 187H121V189H120ZM153 187V188H152ZM177 187V188H176ZM183 187V186H182ZM202 187V188H201ZM207 187V189H205ZM212 187V188H211ZM221 187V188H220ZM238 187H239V191H238ZM2 188V189H1ZM62 188H64L65 190H63L62 189V192H61V189ZM68 188V192L69 193H67V196H65L66 195V189ZM91 188V189H90ZM126 188V189H125ZM153 189V191L154 192H151L152 191V189ZM233 190H231V189ZM235 189V191H234V189ZM237 188V189H236ZM248 188V189H247ZM25 189H28V190H25ZM76 189V190H75ZM77 189H78V191H77ZM138 189V190H137ZM158 189V190H157ZM181 191H183V192H181ZM193 189V190H192ZM204 189H205V191H207V192H205L204 191ZM220 189H222L223 191L224 190H226L224 193L225 194H223V192H222V190H220ZM229 189H230V192L228 193V191H229ZM250 190V191H247V190ZM254 189V190H253ZM258 189V191H256L255 193L256 194H254V191L255 190H257ZM30 190H32V192H30ZM35 190H37V192H36V194L34 193L35 192ZM50 189L48 188V190L47 191H49ZM127 190V191H126ZM162 190V191H161ZM179 190V191H178ZM196 190V191H195ZM198 190V191H197ZM201 190H203L202 192H199V191H201ZM241 190H243V192L241 191ZM5 191V192H4ZM34 191V192H33ZM74 191H76L75 193H74ZM143 191H144V193H146L147 195H146V197L144 198V196H145V194L143 193ZM151 192V194H149L150 192ZM158 191V192H157ZM159 191H160V193H159ZM188 191V192H187ZM193 191H194V193H193ZM233 193H232V192ZM241 191V192H240ZM246 191V192H245ZM28 192H30L29 194H28ZM44 192H46L45 194H44ZM50 192V191H49ZM105 192V193H104ZM107 192H108V195H107ZM121 192H123L122 194H124V195H122L121 194ZM159 193L158 195H157V193ZM179 192V193H178ZM195 192H199L200 193V196H201V193H203L202 195L203 196H201V198H202V200H206L205 202L203 201V203L202 204H204V206L206 207L208 204V207H210V209H211V207H213V205L214 204H216L218 207L220 206V208H225V204L227 203V207L224 209V211L226 210V209H229V207H230V211H228V210H226V213L225 212H222L223 211V209H222V211H221V209L220 208H218L217 207V209H218V211L216 210L215 211V213L214 212H212V211H214V208L216 209V205L213 207V209H212V211L209 209V208H205V207H202L203 205H201V201L202 200H200L199 201V197L197 198V196L195 197V195H199V194H197V193H195ZM208 193L207 195H205V193ZM234 192H236L237 193V195H236V193H234ZM259 192H261V193H259ZM34 193V194H33ZM64 193H65V195H64ZM112 193V195L113 196H110V194ZM155 193V194H154ZM162 193V195H160ZM181 194V196L182 197H184V198H182V197H180V195H178V194ZM185 193V194H184ZM216 193H219L218 195H217V197H219L220 198V196L222 197V198H217V200L219 199L220 200V203H218L217 204V200H216V198H214V197H216L215 195H216ZM229 195H231L232 196V194H234L233 195V200H230L231 199V197L229 198V196H228V194ZM240 193H244V195H240L242 198V200L240 199V196H239V194ZM250 193V194H249ZM251 193L253 194V195H251ZM41 194H42V196H41ZM43 194L45 195V197H43ZM46 194L50 197V200H48V196H46ZM130 194H128V195H130ZM144 194V195H143ZM184 194V195H183ZM186 194H187V196H186ZM189 194H191L192 195V197L194 198L195 197V199H193L192 197H189V196H191V195H189ZM193 194H194V196H193ZM221 194H223V195H221ZM227 194V199H226V195ZM247 194H249L252 198H253V196H254V199H256V200H252L251 198H250V196L249 195H247ZM8 195H10L9 197H7ZM16 195V196H15ZM18 195V196H17ZM51 195V194H50ZM61 195H63V196H61ZM68 195L70 196V198L68 197ZM78 197H77V196ZM108 196V198L107 197H105V196ZM143 195V196H142ZM174 195V196H173ZM175 195H178V196H176V199H175ZM189 195V196H188ZM235 195L237 196V198H239V199H236L237 201H235L234 199L236 198L235 197ZM257 195H259L258 197H257ZM8 198V199H6V197ZM14 196V197H13ZM56 196V197H55ZM60 196V197H59ZM72 196V197H71ZM134 197V199H133V197ZM186 196V197H185ZM207 196V197H206ZM248 196V198H250V199H248V198H246ZM260 198V200H261V202L259 201V205L261 206V208H263V209H258V208H260V207H258L259 205L257 204L258 203V199L256 198ZM262 196V195H261ZM16 197V198H15ZM42 197V198H41ZM47 197V198H46ZM59 197V198H58ZM61 197H65V199H64V201L62 200V199H60ZM127 197V199H124V198H126ZM130 197H132L131 199H133V200H131L130 201V199L128 200V198H130ZM153 197V198H154ZM173 197H174V200H173ZM189 197V199L190 198H192V199H190V200H187V198ZM206 197V198H205ZM11 198H12V200H11ZM15 198V199H14ZM19 198V199H18ZM51 198H52V200H51ZM54 198H57L56 200H58L59 201V203L60 202H62L63 201V205H62V203L59 205L58 204V206L59 207H57V201L56 200H54ZM67 198V199H66ZM112 199V201H114V202H112L111 201V199ZM118 198V199H117ZM119 198H120V200H119ZM170 198H171V200H170ZM178 198V199H177ZM229 198V199H228ZM31 199H33L32 200V202H31ZM42 199V200H41ZM79 199V200H78ZM108 199H110V200H108ZM139 199V198H138ZM137 199V200H138ZM139 199V200H140ZM152 199V200H151ZM214 199V201H213V205H211V200H213ZM221 199H224V200H221ZM246 199V202H248L249 203V201H250V203L248 204V203H246L244 200ZM8 200V201H7ZM14 200V201H13ZM18 200V201H17ZM45 202H44V201ZM53 200L55 201V202H53ZM61 200V201H60ZM88 200H86V201H88ZM123 200H126L127 202L129 201V203H127L126 201V203L123 201ZM169 200V201H168ZM197 200V201H196ZM216 200V201H215ZM229 200H230V202H229ZM10 201V202H9ZM15 201H17V204H16V206H15ZM21 201V202H20ZM34 201V202H33ZM38 201V202H37ZM47 201H52V203H54L53 205L49 202V204H48V202ZM77 201V202H76ZM111 201V202H110ZM142 201H140L136 206L135 205H133V206H135V208L137 209V206L141 203V204H143V202ZM171 201V202H170ZM175 201V202H174ZM177 201H179V203H176ZM183 201L184 203H181V202ZM193 201H195V203H194V205L196 206V205H198V206H196V207H194V205H193ZM221 201H223L225 204H222L221 203ZM225 201H227V202H225ZM256 203H255V202ZM10 204H9V203ZM79 202V204H76V203H78ZM80 202H81V204H80ZM134 202V203H133ZM148 202V203H147ZM169 204L168 206H166L167 204ZM169 202V203H168ZM200 203V205L199 204H196V203ZM214 202H216V203H214ZM228 202L230 203V205L231 206H233L234 207V205H236V204H238L239 206H235L233 209L231 208V206L228 204ZM236 202V204H234V203ZM237 202H239V203H237ZM241 202H243V204L241 203ZM254 202V203H253ZM263 202V203H262ZM13 203H14V205H13ZM19 203V204H18ZM40 203V204H39ZM43 203L45 204L44 206H43ZM71 203H73V205H75V208H76V205H80L79 206V208L77 209V211H76V213L77 212H79L82 216L80 217V218H82L81 220H79V219H76V218H71V217H78V216H80V215H78L77 216V214L76 213H74L75 211H71L70 209L69 210H67L68 208H70L71 207V209H72V206L73 205H71ZM125 203V204H124ZM151 203H152V205H151ZM176 203V204H175ZM190 203H192V204H190ZM206 203H207V205H206ZM232 203H233V205H232ZM242 204V207H245V206H248V205H250V207L252 208H250L249 206V208H250V211H252L253 209H255L256 207V211L254 210V211H252L253 213V215L251 214V216L250 217H252L251 219L249 218V215H250V213L248 212L249 210H248V207L245 209V208H242L241 207V204ZM42 204V205H41ZM114 204V205H113ZM128 204V205H127ZM148 204V205H147ZM172 204H174V205H172ZM178 204V205H177ZM179 204H181V205H179ZM188 204L189 205H191V206H188ZM220 204V205H219ZM247 204V205H246ZM252 204H253V206H256V207H253L252 206ZM17 205H18V211L17 210H14V209H17L16 207H17ZM71 205V206H70ZM154 205L156 206V207H154ZM166 206V208H163V207H165ZM187 205V206H186ZM211 205V206H210ZM221 205H223L222 207H221ZM225 205V206H224ZM244 205V206H243ZM1 206H3V207H1ZM12 206V207H11ZM21 206V207H20ZM42 206V207H41ZM63 206V207H62ZM67 206H69V207H67ZM123 206H124V208H123ZM143 207H144V204L142 205ZM141 205H140V209L142 210V207ZM163 206V207H162ZM172 206V207H171ZM184 207V210H185V212L187 213V216H189L190 215V213L191 212H193V210L192 209H194V216H193V214L191 213V215L195 218L194 220L196 221V222H198V220H199V218L197 219L196 217H195V211H197L196 212V214H198V215H196V216H198L199 217V214H200V217L202 216L203 218L202 219H204V220H201L200 222H204L205 221V219H207V218H209V219H207L204 223H200V224H202V225H200L199 223V225L198 224H196L195 223V221L193 220V222L191 221H188V220H190V219H192L193 217H191V215H190V217L187 219L186 217H183V216H186V214L184 213V210H183V208L182 207ZM194 207V208H192L191 209V207ZM27 207H31V208H27ZM41 207V208H40ZM169 208V211L170 212H166V214H167V216L165 215V214H163L162 213V211H163V209H164V213H165V211H167L168 210V208ZM198 207V208H197ZM199 207H201L200 208V211H198L199 210ZM239 207H241V208H239ZM14 208V209H13ZM21 208V209H20ZM31 209V214L32 213H34L35 214V216H34V214H33V216L34 217H30L31 215H30V213L29 214H26V212H28V210H24V209ZM33 208V209H32ZM38 208V209H37ZM51 208V211L49 210ZM55 209V208H57V210L55 211V210H53V209ZM58 208H59V210H60V212L58 211ZM63 208V209H62ZM74 208V209H75ZM104 208V209H103ZM116 210H115V209ZM122 208H123V210H122ZM139 208V207H138ZM150 208V209H149ZM173 210H172V209ZM195 208H197V210H195ZM206 210H205V209ZM42 209V210H41ZM45 209H47L46 211H43V210H45ZM139 209V210H140ZM144 209H145V207H144ZM147 209H145V211L147 210ZM157 210H158V208H156ZM183 210V211H181V210ZM187 209V210H186ZM189 209H191V210H189ZM204 209V210H203ZM220 209V210H219ZM237 209H239V212H238V210ZM245 210V212H247L248 214H246L245 212H244V210ZM19 210H21L20 211V213H21V215L19 214ZM40 210L42 211V216H41V212H40ZM122 210V211H121ZM132 210V211H133ZM140 210V211H141ZM162 210V211H161ZM171 210H172V212H171ZM189 210V211H188ZM201 210H203V211H201ZM208 210H210L209 212H206V211H208ZM235 210H236V213H235ZM243 210V211H242ZM248 210V211H247ZM258 210V211H257ZM15 211H17L18 212V214H17V212H15ZM25 211V212H24ZM34 211V212H33ZM53 211H54V214L55 215H53ZM70 211H71V213H70ZM128 211V212H129ZM131 211V212H132ZM144 211V210H143ZM143 211H141V212H143ZM144 211V212H145ZM191 211V212H190ZM240 211H241V213L242 214H238L237 216L239 217V219L236 217V214H237V212L238 213H240ZM2 212V213H1ZM17 214V215H15L14 216V214L15 213ZM46 212V213H45ZM52 212V213H51ZM97 212H99L98 214H97ZM112 212V213H111ZM116 212V213H115ZM121 212V213H120ZM138 211H136L135 213H134V215L137 213ZM141 212H138V213H141ZM161 212V213H160ZM181 212V213H180ZM183 212V213H182ZM188 212H189V214H188ZM199 212H204L203 214L205 215V214H207V213H209V214H211V213H214V214H212V218H211V216L209 215V214H207V215H209V216H207V218H205L204 217V215L202 214V213H199ZM255 212V213H254ZM23 213H25L26 214V217H25V214H24V217H25V220H24V217H23ZM73 213H74V215H73ZM94 213V214H93ZM111 213V214H110ZM133 213V212H132ZM218 213H221L222 215H223V217H222V215L221 214H218ZM224 213V214H223ZM232 213V214H231ZM257 213V214H256ZM5 214H7V215H9L10 216V218H9V216L7 217ZM44 214H45V216H44ZM51 214H52V216L53 217H51ZM70 214H72V215H70ZM94 216H93V215ZM101 214V215H100ZM122 214V215H121ZM178 214V215H177ZM179 214H182V217H181V215L179 216ZM243 214H245L244 216H246V217H244L243 216ZM12 215V216H11ZM18 215H20V216H18ZM28 215H30L29 217H27ZM39 215H40V218H39ZM65 215H67V216H65ZM124 215V216H123ZM138 215V214H137ZM140 215H142L143 216V214H140ZM152 215V214H151ZM162 215H164V216H166V217H168L167 218V220L165 219V217L164 216H162ZM219 215H221V216H219ZM18 217V220H17V217ZM23 218H22V217ZM43 216H44V219L46 220V219H48V220H43ZM69 216H71V217H69ZM110 216L111 217H113V218H115V220L114 219H112V218H110ZM122 216H123V218H122ZM136 216V215H135ZM134 216V217H135ZM177 216H179V217H177ZM206 216V215H205ZM219 216V217H218ZM233 216H234V219H232L233 218ZM16 217V218H15ZM42 217V218H41ZM65 217H66V219H65ZM102 217L104 218V219H102ZM221 217H222V219L223 220H221ZM236 217V218H235ZM246 218V219H244V218ZM261 217H263V218H261ZM9 218V219H8ZM12 218V219H11ZM21 218V219H20ZM26 218L27 219H29V220H26ZM35 220H34V219ZM49 218H52V219H49ZM85 218H87V219H85ZM139 218H142L141 219V222H142V220L145 222L146 221V219L144 220V218H146V217H139ZM151 218V217H150ZM178 218H181L180 219V224L183 222V220L186 218V220L188 221V223H190L189 224V227L188 226H186V225H184V224H182V225H184L183 227H187L186 229H188L189 228V230H190V228H192V226H196L197 227V229L195 230L194 229V227H193V231L195 230V235H197V240H195L196 239V236L194 235V237L195 238H193V232H192V230H191V232L188 230H186L185 228H182L181 226H180V224H179V226L177 225L178 224V222H179V220H177ZM213 219V222H212V220L211 219ZM220 219L221 221H219L220 222V224H221V226L220 227H222V225H224L225 227H226V223L227 224H231L232 225V222H233V224H235L236 222H238L241 218V222L239 221L238 222V224L240 225V223H244V222H246L247 223V225L249 224V226H247L248 228L250 227V224H251V220L253 221H255L256 219H257V221H255V223L257 222V223H261L260 225H257V223H256V225L257 226H262V227H256V225H255V223H252L251 224V226L253 225H255L254 227L252 226L251 227V229H247L245 226L246 225H244V227H245V229L246 230H248V232L249 233H251V235L249 236V238H253V241L254 242H256L255 244V246H254V244H252V245H247L248 243L249 244H251V243H254L253 241H251V239L250 240H246L247 238H246V236L247 235H249L247 232H245L247 235L245 236V235H243L244 234V231L240 228L241 226H243V225H240L238 228L239 229H237V227L234 225H232V227L233 228H235L236 229V231L238 232H241L242 231V235L238 232V235H237V233H236V231H233V230H231L232 229V227L231 228H228L229 226H227V228H222L224 231V235L227 237V238H229V239H225L224 238V236H222L223 235V233L222 234H220V233H218L219 231L218 230H220L221 228L219 227V229H216V228H218V225H219V222L218 221H216L217 219ZM250 220H249V219ZM2 219H4V220H2ZM6 219V220H5ZM25 221V223L23 222V220ZM40 219H41V224H40ZM57 219H58V222H57ZM101 219V220H100ZM105 219H108V221H105ZM120 219H122V220H120ZM124 219H127L126 221L124 220ZM152 219H153V217H152ZM174 219H176V220H174ZM218 219V220H219ZM229 219H230V221H229ZM8 220V221H7ZM17 220V221H16ZM34 220V221H33ZM39 220V221H38ZM52 220L53 222L51 223L50 221ZM56 220V221H55ZM63 220H67V222H65V221H63ZM76 221V223H75V221ZM77 220H79V222L77 221ZM90 220V221H89ZM103 220H104V222H109L108 223V226L106 225V223H105V225L107 226V227H111V226H109V224H110V222L112 223V224H110V225H113V227L115 226V228L117 229V231H119L120 230V232H125V234L126 235H128L127 237L128 238H126L125 237V239H129L130 237V239H129V244L131 245L132 244V246L133 247H131V246H129L128 244H127V246L128 247H131V248H129L130 250H129V256H126L127 257V259H126V257H124V259H125V261H123L124 259H123V256H125L126 254H127V251H128V247L126 246V244L125 243H122L121 244V242H119V241H116L115 239H114V241H113V239H111V238H115L114 236V234L116 233H114V231H113V227H112V230L111 231H109V233L111 232L113 235H110L109 233H108V228H106V226L105 225H103L104 224V222H103ZM131 220H132V218H131ZM131 220H129V221H131ZM135 220H136V218H135ZM181 220H182V222H181ZM185 220V221H186ZM211 220V223H210V226H208L209 224H208V221H210ZM232 220H236V222L235 221H232ZM243 220V221H242ZM245 220H247V221H245ZM19 221V222H18ZM36 221H37V223L39 224H37L36 223ZM72 221H74V228H75V230H74V228L72 227V224H73V222ZM86 223H85V222ZM88 221V222H87ZM115 221V222H114ZM128 221V222H129ZM133 221V220H132ZM176 221H178V222H176ZM216 221V222H215ZM232 221V222H231ZM27 222H28V224H27ZM47 222V223H46ZM49 222V223H48ZM68 222H69V225H68ZM70 222H71V224H70ZM78 222V223H77ZM82 222V223H81ZM84 222V223H83ZM90 222V223H89ZM93 222V223H92ZM98 222V223H97ZM118 222V224H116ZM125 222H126V224H128L129 226H128V228H127V225L125 226L126 228H124L123 227V231H121V227L120 226H124L125 225ZM133 222H135V221H133ZM137 222V221H136ZM139 222H140V220H139ZM140 222V223H141ZM144 222H142V223H144ZM149 222V221H148ZM166 223V225L167 226H165V225H163V224H165ZM229 222V223H228ZM231 222V223H230ZM235 222V223H234ZM250 222V223H249ZM13 223V224H12ZM43 223V224H42ZM103 223V224H102ZM120 223H122V225H120ZM139 223V225H141ZM168 223H173L172 224V228L170 227V230H169V227L168 226H170V225H168ZM174 223H176V225H177V227H176V225L174 226ZM186 223V222H185ZM191 223H192V226H190L191 225ZM196 225H195V224ZM212 223L214 224L213 226H212ZM217 225H216V224ZM26 224V225H25ZM30 224V225H29ZM34 224V225H33ZM49 224V225H48ZM63 224V225H62ZM87 224V225H86ZM135 224L137 225L138 223H134V227H132V229L134 228L135 229ZM146 224V223H145ZM194 224V225H193ZM207 224V225H206ZM27 225H29V226H27ZM38 225V226H37ZM82 225V226H81ZM91 225V226H90ZM143 225V224H142ZM215 225L217 226V227H215ZM16 226V227H15ZM27 226V227H26ZM34 226H36V228H34ZM64 226V227H63ZM65 226L67 227V228H65ZM70 227V229L71 230H67L69 227ZM96 226H98V227H96ZM105 226V227H104ZM133 226V225H132ZM144 226V225H143ZM143 226H141L142 228H143ZM154 226V225H153ZM173 226H174V228H173ZM199 226H200V228H202L201 229V231L202 230H204V232L205 231H207V229H208V231H210V232H212V233H210V232H208L209 233V236L211 237V236H213V237H216V238H214V239H216L217 240V242L216 241H213L212 239H213V237L212 238H210L211 239V242H215V243H213L215 246H216V248H218L217 250H218V254H219V256H218V254H216L215 255V251H216V253H217V250H216V248L215 247H212L211 245L210 246H208V243H211L209 240H208V238H206L207 236H208V233L206 232V234L205 233H202L201 231H199V232H201L202 234H200V233H198V232H196L198 229L200 230V228H199ZM202 226H204V228L206 229H204ZM38 227V228H37ZM53 227H54V229H53ZM87 227V228H86ZM209 227H212L210 230H209ZM213 227H214V230H213ZM29 229V231H28V229ZM32 228L35 230L34 231V233H32V235L31 234H29L28 235V233H31L33 230H32ZM105 228L106 229H108V230H105ZM119 228V229H118ZM137 228V227H136ZM140 228V227H139ZM142 228H140L141 230H143ZM157 228V229H156ZM182 229L181 230V232H180V230H177V232H175V230L176 229ZM264 228V227H263ZM26 229H27V231H26ZM49 229V230H48ZM52 229V230H51ZM116 229H115V231H116ZM140 229H138V232L140 233ZM183 229H185V230H183ZM221 229V230H222ZM226 229H229V231L231 232V234H230V232L229 231H227ZM234 229V230H235ZM254 229V230H253ZM255 229H258V234L257 233H254V232H257V230L255 231ZM30 230H31V232H30ZM40 230V231H39ZM46 230V231H45ZM50 230L51 231H54V232H50ZM94 230V231H93ZM125 230H128V231H125ZM131 230V229H130ZM137 230V229H136ZM136 230L135 231H133V233H135L136 232ZM144 230H146V226H145V229ZM245 230V231H246ZM252 230V231H251ZM259 230H261V232L259 231ZM45 231V233H43ZM61 231H62V234H61ZM69 231H71V232H69ZM85 231H87V232H85ZM94 233H93V232ZM105 231V232H104ZM113 231V232H112ZM182 231H183V233L185 232L186 233V235H187V237H186V235H185V238L186 239H184V234H181L182 233ZM215 231H217V232H215ZM225 231H227L230 235L228 236V234H227V232H225ZM26 232V233H25ZM38 232H40V234H38ZM46 232H47V234H46ZM49 232H50V234H49ZM96 232H98V233H96ZM142 232V231H141ZM145 232V234H148V233H146V231H144ZM144 232H142V234H144ZM179 232H180V235H179ZM220 232H222V231H220ZM232 232H233V234H234V237L232 236ZM235 232V233H234ZM260 232V233H259ZM56 233V234H55ZM66 233V234H65ZM67 233H68V235H67ZM69 233H71V234H73V235H71V234H69ZM86 233H88L89 234V241H87L88 240V238L86 237L87 235H85L84 236V234H86ZM101 234V236H100V234ZM108 234V236H106L105 234ZM132 233V234H133ZM137 233V232H136ZM156 233H158V234H156ZM164 235H163V234ZM188 233V234H187ZM198 233V234H197ZM215 233H217V235L215 234ZM252 233H254L255 235H257V236H259V237H257V236H252V235H254V234H252ZM42 234V235H41ZM51 234H53V235H51ZM76 235V237L78 236H80L81 237V235L83 236L82 237V240H81V238H73V236L75 237V235ZM95 234V235H94ZM99 234V235H98ZM122 233H120V235H121ZM124 233H123V236L125 235ZM212 234H214V235H216V236H214V235H212ZM219 234H220V236H219ZM227 234V235H226ZM239 234L241 235L240 236V238H242V240L239 238V240H241L242 241V244H240V246H238V248L237 247H234V248H237L235 251L236 252H238L239 250H240V252L242 253H240L239 252V256L237 257V253H236V256H235V251H231L233 248H231V246H232V242H233V239L237 236V238L239 237ZM261 234V235H260ZM263 234V235H262ZM46 235V236H45ZM50 235V236H49ZM57 235V236H56ZM65 235H66V237H65ZM120 235H119V237H120ZM125 235V236H126ZM161 235H163V237L161 236ZM203 235H204V238H203ZM207 235V236H206ZM42 237V239L40 238V237ZM43 236H45V237H43ZM47 236H49L50 238L48 239V237ZM63 236H64V239H65V241H63L64 239H63ZM72 236V239L70 238ZM95 236V237H94ZM101 238H100V237ZM109 236H111V238H109ZM113 236V237H112ZM117 233H116V238H117ZM149 236H151V234L149 235ZM172 236V237H171ZM201 236V237H200ZM222 236V237H221ZM245 236V237H244ZM3 237H5V239L3 238ZM27 239H26V238ZM30 237V238H29ZM37 237V238H36ZM41 239V241H40V239ZM54 237H55V239H54ZM85 237H86V241L84 242V240L83 239H85ZM99 237V238H98ZM103 237V238H102ZM119 237H118V239H119ZM137 237V238H138ZM158 237H162V238H158ZM171 237V238H170ZM199 237L201 238V240L199 239ZM218 237H220L219 239H217ZM231 237V238H230ZM256 237V238H255ZM3 238V239H2ZM36 238V239H35ZM43 238H45V242H44V240H43ZM51 238H53V239H51ZM58 238H59V240H58ZM68 238V239H67ZM92 238V239H91ZM145 238H144V240H145ZM175 238H176V240H175ZM204 239V241H203V239ZM222 238H224V239H222ZM236 238V239H237ZM246 238V239H245ZM248 238V239H249ZM30 239V240H29ZM46 239H47V241H46ZM51 239V240H50ZM63 239V240H62ZM71 239V240H70ZM77 239H79V240H77ZM96 239V240H95ZM122 239H124V237L122 238ZM124 239V240H125ZM160 240V241H158V240ZM164 239H166V237L164 238ZM177 239L180 241V242H183V243H180L179 241V243H177ZM220 239H221V241L222 240H224V241H228V243L227 242H224V246H223V243H222V246H220V245H218V243H221V241H220ZM236 239H234V240H236ZM254 239H256V240H254ZM33 240V241H32ZM37 240V241H36ZM53 240H54V242H53ZM63 241V244H61V242ZM68 240H70L71 242H67ZM73 240H75V241H73ZM108 240H110V241H108ZM132 240V239H131ZM150 240V241H149ZM194 240H195V242H194ZM205 240H206V243H207V245L205 244ZM219 240V241H218ZM259 240V241H258ZM8 241V242H7ZM82 241V244L80 245V242ZM120 241H123V240H120ZM165 240H163L162 239V242L161 243H163ZM168 238L166 239V243H169L170 242V240L168 241ZM198 241H200L199 243H198ZM238 241V240H237ZM237 241H235L236 243V246L238 245V243L239 242H237ZM248 241V243H246ZM249 241H251V243L249 242ZM262 241H264V240H262ZM262 241H261V243H262ZM41 242V243H40ZM42 242H44V243H42ZM51 242H53V243H51ZM87 242H89V243H87ZM101 242V243H100ZM108 242V243H107ZM110 242V243H109ZM118 242H119V247L121 248V250H117L118 248L116 247V245H118ZM191 242V243H190ZM204 242V245L202 244ZM257 242H258V244H257ZM37 243V244H36ZM40 245H42V246H39V244ZM49 243V245H50V248H49V245H48V247H47V244ZM57 243V244H56ZM67 243V244H66ZM78 243V244H77ZM86 243L88 244V245H86ZM114 243V244H113ZM117 243V244H116ZM148 243V244H149ZM196 243H198V246H197V244ZM227 243V245L229 246V249H226V248H228L227 246H226V248H225V244ZM241 243V242H240ZM56 244V245H55ZM59 244V245H58ZM69 244H71V245H69ZM76 245L77 244V247L75 246V247H73V245ZM86 245V247L85 248H83L82 246H84V245ZM116 244V245H115ZM125 244V246H126V248H125V246H123ZM145 244V243H144ZM164 244V243H163ZM173 244H175V245H173ZM183 246H182V245ZM186 244V246H188ZM195 244H196V248H195ZM212 244V245H213ZM234 244V243H233ZM234 244V245H235ZM34 245H38L37 247H35ZM53 245V246H52ZM64 245V248H62V246ZM65 245L67 246L68 245V247L69 248H67V247H65ZM170 245V246H169ZM177 245V246H176ZM181 245V246H180ZM207 246V248H204V252H202L203 251V247H201V249H200V247L199 246ZM258 245V246H257ZM34 246V247H33ZM46 246V247H45ZM59 246H61V248L63 249V250H61L60 249V247L58 248ZM97 246V247H96ZM105 246V247H104ZM150 246H152V247H150ZM169 247V249H168V247ZM175 247V249H173V247ZM186 246H185V248H183L185 251H186ZM205 246V247H206ZM218 246V247H217ZM251 246H253L252 247V250L255 252L254 253V257H255V254L257 253V251L256 250H258V253H257V258H256V261H254V259L255 258H252L251 259V255L253 254L252 252V250H251ZM256 246H257V249L256 250H254L255 248H256ZM39 247V248H38ZM42 247V248H41ZM44 247V248H43ZM55 247H57L56 249H59L60 251H63V252H65V251H67V249L69 250V251H67V252H65L64 254H60L61 252H57V250H55ZM71 247H73V248H71ZM80 247H81V249H80ZM176 247H178V250H176ZM210 247H212V251H211V248ZM220 247H222L221 249H220ZM224 247V248H223ZM233 247V246H232ZM249 247H250V249H249ZM37 248V249H36ZM47 248V249H46ZM52 248H53V250H52ZM119 248V249H120ZM137 248V247H136ZM155 248H157V249H155V251L157 250L158 251V249H161V248H159V247H155ZM181 248V249H182ZM194 248L196 249V251L194 250ZM210 248V249H209ZM231 248V249H230ZM245 248H247V250H248V254H246L247 253V251L245 250ZM38 249L41 251H38ZM65 249V250H64ZM135 250V253L132 251V250ZM139 249H137V253H139ZM165 249V250H164ZM191 249V250H190ZM201 251H200V250ZM205 249H207V250H205ZM208 249H209V251H211V252H208ZM214 249V250H213ZM228 251H226V250ZM29 252H28V251ZM73 250V251H72ZM98 250V251H97ZM110 250H112V253H110ZM139 250V251H138ZM169 250H171L172 252H174L172 255H170L169 253L171 252V251H169ZM174 250V251H173ZM197 250H198V252H197ZM244 250H245V254H244ZM21 251V252H20ZM38 251V252H37ZM44 251H45V253H44ZM71 251V252H70ZM102 251V252H101ZM121 253H120V252ZM125 251V252H124ZM195 251V252H194ZM205 251L207 252V253H205ZM227 252V256H226V252ZM26 252H27V254H26ZM62 252V253H63ZM69 252V253H68ZM108 252L110 253V254H112V256H110V254H108ZM192 252V253H191ZM229 252L231 253V252H234V253H231V254H234L233 256H234V260L232 259L233 258V256L231 255L230 256V254H229ZM262 253L263 252V255H261L260 253ZM40 253V256L43 258H41L42 260H40V256L39 255H37V254H39ZM49 254V256L47 255V254ZM62 256V255H66L65 257H63V259H61L60 260V258H62L61 256L59 257L58 255L59 254ZM118 253H120V254H118ZM123 253V254H122ZM159 253V251L157 252V254ZM189 253L191 254V255H189ZM203 253V254H202ZM205 253V254H204ZM211 253V254H210ZM26 254V255H25ZM41 254H43V256L41 255ZM45 254V255H44ZM69 254V255H68ZM72 254V255H71ZM108 254V255H107ZM113 254H114V257H115V259L113 260ZM122 254V255H121ZM209 254V255H208ZM215 256H214V255ZM259 254V255H258ZM19 255V256H18ZM35 255V256H34ZM151 255V256H150ZM170 255V256H169ZM196 255V256H197ZM205 255L208 257V259H206V257H205ZM244 255V256H243ZM261 255V256H260ZM39 256V258H37ZM47 257V259H46V257ZM103 256H110L109 258L107 257H103ZM120 256V257H119ZM122 256V257H121ZM151 258H150V257ZM165 256V257H164ZM181 256V255H180ZM189 256H191V257H189ZM221 256V257H220ZM252 256V257H253ZM259 256V257H258ZM30 257V258H29ZM51 257H52V259L54 260V262H53V260H51ZM69 257V258H68ZM98 257H100V259L98 258ZM156 257V256H155ZM169 257V258H168ZM205 257V258H204ZM226 257V259H228V260H225L224 258ZM237 257V258H236ZM50 258V259H49ZM68 258V259H67ZM102 258V259H101ZM106 258V259H105ZM117 258V259H116ZM120 258H122V260H120ZM129 258L131 259L130 261H129ZM151 260H150V259ZM162 258V259H161ZM176 259L177 261V263H179V264H181L180 262H181V259ZM202 258V259H201ZM203 258H204V261H203ZM215 258V259H216ZM2 259L4 260V261H2ZM46 259V260H45ZM112 259V261H110ZM170 259L169 261H168V263L171 261V263H173V261L175 262V259ZM188 259V260H187ZM206 259V260H205ZM232 259V260H231ZM250 259H251V261H250ZM44 260V261H43ZM57 260V261H56ZM60 260V261H59ZM64 260V261H63ZM141 260V261H142ZM147 260V259H146ZM145 260V261H146ZM156 260V259H155ZM157 260L155 261L156 263H153V264H159V262H157ZM180 260V261H179ZM211 260L214 262H211ZM220 260V261H219ZM225 260V261H224ZM253 260V261H252ZM10 261V262H9ZM12 261V262H11ZM42 261V262H41ZM48 263H47V262ZM59 261V262H58ZM62 261V262H61ZM102 261H104V263L102 262ZM110 261V262H109ZM145 261H143L144 262V264H145ZM201 261V262H200ZM208 261H209V263H208ZM222 261H224V262H222ZM233 261V262H232ZM16 262V263H15ZM51 262V263H50ZM56 262V263H55ZM64 262V263H63ZM66 262V263H65ZM102 262V263H101ZM121 262V263H120ZM126 262V263H125ZM175 262V263H176ZM186 262H185V264H186ZM190 262H192V263H190ZM222 262V263H221ZM226 262V263H225ZM244 262V263H243ZM112 263V264H113ZM142 263V262H141ZM160 263H161V261H160ZM174 263V264H175ZM187 263V264H188ZM257 263V264H258ZM152 264V263H151ZM162 264V263H161ZM170 264V263H169Z\"/></svg>", "mask_w": 264, "mask_h": 264}, {"label": "bare ground", "instance_id": "2", "mask_svg": "<svg viewBox=\"0 0 264 264\" xmlns=\"http://www.w3.org/2000/svg\"><path fill=\"white\" fill-rule=\"evenodd\" d=\"M44 1H45V0H44ZM60 1H61V0H60ZM121 1H122V0H121ZM164 1H165V0H164ZM164 1H163L162 3H164ZM171 1H172V0H171ZM177 1H178V0H177ZM186 1H187L186 4H189V1H188V0H185V2H186ZM201 1H202V0H201ZM201 1H199V2L197 1L198 3H200V4L196 3L197 6H196V4H195V6H196V8H195V12L193 11L194 7H193V9H192V14H193V13L199 14V15H196V16H198L199 19H197V17L195 16L196 19H197L198 21L201 20L199 16H200L201 13H202V8H203V11H204V12H203L204 15H202V16H203V17H206L205 12H206L208 9H207V10H204V9H205V6H203V5H206V3L210 4L209 1H212V0H203V2H201ZM204 1H206V3H204ZM207 1H208V2H207ZM214 1H215V0H214ZM218 1H219V0H218ZM224 1H225V0H224ZM224 1L221 0V2H224ZM228 1H229V0H228ZM236 1H237V0H235V2H236ZM245 1L247 2V0H245ZM245 1H244V2H245ZM257 1H258V0H257ZM257 1H256V2H257ZM262 1H263V0H262ZM262 1H261V3H262ZM2 2H4V1H2ZM26 2H27V1H26ZM157 2H158V1H157ZM159 2H161V1L159 0ZM221 2L219 1L220 5L222 4ZM225 2H226V1H225ZM232 2H233V1H232ZM239 2H240V4H241L242 0H241V1L238 0L237 3H239ZM248 2H249V5H248L247 3H246V4H247L249 7L251 6V5H250V4H251L250 2H252V5H254V1H253V0H252V1H248ZM263 2H264V1H263ZM7 3H9V2H7ZM28 3H29V2H28ZM131 3H132V2H131ZM143 3H144V2H143ZM176 3H177V2H176ZM182 3H183V2H180L181 5H182ZM201 3H204V4L202 5V8L200 7V6H201ZM219 3H214V4H215V5L217 4L216 6H218V8H219V6H220V5H218ZM228 3H230V2H228ZM228 3H227V5H228ZM258 3H259V2H258ZM19 4H20V2H19ZM29 4H32V3H29ZM65 4H66V3H65ZM113 4H114V3H113ZM178 4H179V2H178ZM183 4H184V3H183ZM211 4H212V3H211ZM211 4H210V5H211ZM214 4H213V5H214ZM224 4H225V3H224ZM234 4H235V3H234ZM240 4H238V5H240ZM246 4H243V5H246ZM256 4H257V3H256ZM5 5H6V4H5ZM27 5H28V4H27ZM41 5H42V4H41ZM117 5H119V4H117ZM128 5H129V4H128ZM181 5H180V6H181ZM184 5H185V4H184ZM199 5H200V6H199ZM213 5H212V7H213ZM227 5H225V7L223 6V7H224V10H223V8L220 6V7L222 8V9H221V8H220V9L223 10V12H225L224 14H226V12H227V11H225V8L227 7ZM230 5H232V3H231ZM259 5H260V4H259ZM9 6H10V5H9ZM23 6H24V5H23ZM132 6H133V5H132ZM138 6H139V5H138ZM160 6H162V5L160 4ZM163 6H164V5H163ZM163 6H162V7H163ZM165 6H166V5H165ZM171 6H172V5H171ZM171 6H170V9H172L171 11H172L173 13H170V15L172 14L173 16L175 15V13H176L178 10H180L179 12H181V11L183 12L184 9H187V8H186L185 6H183V5H182V6H183V7H182L183 9L181 8L182 10H181V9H178V8H180V6L177 5V4H176L177 9H173V7H171ZM173 6H174V5H173ZM176 6H175V7H176ZM216 6H215V7H216ZM233 6H234V5H233ZM235 6H236V5H235ZM254 6H255V5H254ZM262 6L264 7V5H262ZM0 7H2V6L0 5ZM143 7H144V6H143ZM184 7H185V8H184ZM206 7H208V5H206ZM212 7H211V8H212ZM237 7H239V6H237ZM252 7H253V6H252ZM263 7H261V8H263ZM19 8H20V7H19ZM23 8H24V7L20 8V9H23ZM28 8H29V7H28ZM114 8H115V7H114ZM145 8H146V7H145ZM160 8H161V7H160ZM164 8H165V7L161 8V9H164ZM199 8H200V10H201V13H199L200 11H198ZM211 8H210V9H211ZM228 8H229V7H228ZM230 8H232V7H230ZM256 8H258V6H256ZM2 9H3V8H2ZM12 9H13V7H12ZM15 9H16V8H15ZM44 9H45V8H44ZM62 9H63V8H62ZM130 9H131V8H130ZM138 9H139V8H138ZM196 9H198V10H197L198 13H197ZM210 9H209V10H210ZM214 9H215V8H214ZM214 9H213V10H214ZM216 9H217V8H216ZM220 9H219V10H220ZM234 9H236V8H234ZM241 9H242V8H241ZM243 9H244V7H243ZM245 9H246V8H245ZM250 9H251V7H250ZM27 10H28V9H27ZM165 10L167 11L166 8H165ZM174 10H175V11H174ZM189 10H190V9H189ZM209 10L207 11L208 13H209ZM228 10H229V9H228ZM230 10H233V9H230ZM238 10H239V8L237 9V11H238ZM247 10H248V9H247ZM251 10H252V9H251ZM254 10H255V9H254ZM261 10H264V9H261ZM20 11H22V10H20ZM96 11H97V10H96ZM118 11H119V10H118ZM128 11H129V10H128ZM142 11H143V10H142ZM169 11H170V10H169ZM256 11L259 12V10H256ZM6 12H7V9H6ZM159 12H160V11H159ZM162 12H165V11L162 10ZM162 12H161V13H162ZM174 12H175V13H174ZM185 12H186V11L183 12V15L186 14ZM187 12L189 13V11H187ZM213 12L215 13V11H213ZM220 12H221V11H220ZM229 12H230V11H229ZM233 12H234V11H233ZM242 12H243V10H242ZM242 12H241V14H240V12L238 11V13H239L240 15H242ZM244 12H245V11H244ZM244 12H243V13H244ZM20 13H21V12H20ZM24 13H25V12H24ZM29 13H30V12H29ZM104 13H105V12H104ZM177 13H178V12H177ZM177 13H176V15H177ZM188 13H187V14H188ZM203 13H202V14H203ZM208 13H207V14H208ZM227 13H228V12H227ZM230 13H231V12H230ZM245 13H246V12H245ZM15 14H16V13H15ZM18 14H19V13H18ZM33 14H34V13H33ZM47 14H48V13H47ZM52 14H53V13H52ZM100 14H101V13H100ZM124 14H125V13H124ZM137 14H138V13H137ZM166 14H167V13H166ZM178 14H179V13H178ZM192 14H191V15H192ZM209 14H210V13H209ZM209 14H208L207 16H209ZM215 14L218 15V14H219V11H218V14H217V13H215ZM220 14H222V13H220ZM220 14H219V17H220ZM235 14H236V11H235ZM250 14H251V13H250ZM252 14H253V12H252ZM255 14H256V13H255ZM255 14H254V15H255ZM22 15H23V14H22ZM35 15H36V13H35ZM89 15H90V14H89ZM126 15H127V14H126ZM155 15H157V14H155ZM158 15H159V14H158ZM170 15H169V16H170ZM181 15H182V14H181ZM188 15H189V14H188ZM194 15H195V14H193L192 16H194ZM226 15H227V14H226ZM226 15H225V18H226ZM229 15H230V14L228 13L227 16H229ZM231 15H233V14L231 13ZM236 15H238V14H236ZM240 15H239V17H240ZM259 15H260V12H259ZM19 16L21 17V15H19ZM29 16H30V15H29ZM32 16H33V15H31V17H32ZM101 16H102V15H101ZM142 16H143V15H142ZM145 16H146V15H145ZM161 16H162V15H161ZM173 16H172V17H173ZM179 16H180V15H179ZM192 16H191V18H192ZM202 16H201V17H202ZM211 16H213V17H210V18L213 19V20L210 19V21H211L212 24H213V23H214V24L217 23V22H216V21H217L216 19H219V22H220V18H221V17L219 18V17L216 16V17H217V18H216V17H214L215 15H211ZM222 16H223V15H222ZM20 17H19V18H20ZM36 17H37V16H36ZM95 17H96V16H95ZM154 17H155V16H154ZM158 17H159V16H158ZM165 17H166V16H165ZM172 17H171V18H172ZM203 17H202V18H203ZM229 17H230V16H229ZM234 17H235V16H234ZM237 17H238V16H237ZM242 17H243V15H242ZM245 17H246V15H245ZM251 17H253V16H251ZM255 17H256V16H255ZM255 17H253V19H254ZM257 17H258V16H257ZM5 18H6V17H5ZM32 18H33V17H32ZM61 18H62V17H61ZM99 18H100V17H99ZM125 18H126V16H125ZM156 18H157V16H156ZM163 18H164V17H163ZM169 18H170V17H169ZM181 18H182V20H183L184 16H183V17L181 16ZM181 18H180V19H181ZM185 18H186V17H185ZM214 18H215V20H216V21H215L216 23L213 22V21H214ZM240 18H241V17H240ZM258 18H259V20H260V16H259ZM262 18H263V17H262ZM0 19H1V18H0ZM22 19H23V18H22ZM51 19H52V18H51ZM127 19H128V18H127ZM186 19L188 20V17H187ZM196 19H195V20H196ZM208 19H209V18H208ZM208 19L206 18V22H205V19H204V22L202 21L201 24H203V25L200 26V27H202V30H204L205 27L207 26V25H205V24H208V23H207ZM223 19H224V18L222 17L221 21H223ZM241 19H242V18H241ZM241 19H240V20H241ZM244 19H245V18H244ZM255 19H256V18H255ZM154 20H155V19H154ZM156 20H157V19H156ZM160 20H161V19H160ZM163 20H164V19H163ZM171 20H172V19H171ZM184 20H185V19H184ZM184 20H183V21H184ZM187 20H185V21H187ZM190 20H191V19H190ZM190 20H189V21H190ZM195 20H193V21H195ZM197 20H196V22H197ZM227 20H228V18H227ZM231 20H232V19H231ZM237 20L239 21L238 18H237ZM247 20H250V19L248 18ZM16 21H17V20H16ZM25 21H26V20H25ZM25 21H24V22H25ZM91 21H92V20H91ZM122 21H123V19H122ZM130 21H131V19H130ZM133 21H134V20H133ZM157 21H158V20H157ZM183 21H182V22H183ZM238 21H237L236 23H240V22H238ZM251 21H252V19H251ZM96 22H97V21H96ZM179 22H181V21H179ZM179 22H177V23L180 24ZM191 22H192V21H191ZM196 22H195V23H196ZM223 22H224V21H223ZM225 22H226V21H225ZM228 22H229V20H228ZM228 22H227V23H228ZM259 22H260V21H259ZM126 23H127V22H126ZM153 23H154V21H153ZM198 23H199V22H198ZM198 23H196V25L194 24L195 26H197V28H195L196 31H195L193 28H192V30L194 31V33L196 32V33L199 34V31H198L199 29H198V28H200V27H199V24H198ZM211 23L209 22V26H214V25H212ZM241 23H242V20H241ZM241 23H240V24H241ZM246 23H247V25H248V22H246ZM249 23H250V22H249ZM11 24H13V23H11ZM11 24H10V25H11ZM42 24H43V22H42ZM88 24H89V23H88ZM90 24H91V23H90ZM95 24H96V23H95ZM95 24H94V25H95ZM104 24H105V23H104ZM124 24H125V23H124ZM141 24H142V23H141ZM158 24H159V21H158ZM178 24L175 23V26L178 25ZM228 24H229V23H228ZM250 24H251V23H250ZM250 24H249V25H250ZM3 25H4V23H3ZM8 25H9V24H8ZM13 25H14V24H13ZM20 25H22V24H20ZM54 25H55V24H54ZM109 25H110V24H109ZM135 25H136V24H135ZM146 25H147V24H146ZM164 25H165V24H164ZM164 25H162V26H164ZM183 25H184V24H183ZM188 25H191V24H188ZM217 25H218V23H217ZM223 25L226 26V24H223ZM234 25H235V24H234ZM244 25H245V23H244ZM252 25L255 26L254 24H252ZM259 25H260V24H259ZM23 26H24V25H22V27H23ZM88 26H89V25H88ZM92 26H93V24H92ZM106 26H107V25H106ZM122 26H123V25H122ZM154 26H157V25H154ZM159 26H161V25H159ZM179 26H180V25H179ZM179 26H178V27H179ZM181 26H182V25H181ZM181 26H180V27H181ZM192 26H193V25H192ZM209 26H207V29L210 28ZM219 26H222V24H221V25L219 24V25H218V28H219ZM225 26H224V28H225ZM250 26H251V25H250ZM262 26H263V25H262ZM25 27H26V26H25ZM90 27H91V25H90ZM143 27H146V26L143 25ZM157 27H158V26H157ZM173 27H174V26H173ZM173 27H172V28H173ZM180 27H179V29H180ZM185 27H186V26H185ZM187 27H188V26H187ZM203 27H204V28H203ZM237 27H238V26H237ZM245 27H246V26H245ZM2 28H3V27H2ZM5 28H6V27H5ZM59 28H60V27H59ZM92 28H94V26H93ZM105 28H106V27H105ZM105 28H104V30H109V29H110V28H109V29H108V28L105 29ZM127 28H128V27H127ZM153 28H154V27H153ZM158 28H159V30H157V35H155L156 31H155L154 34L150 32L151 34L154 35V37H155L156 39L159 38V37L157 38V36L159 35L158 33H159L160 30H162V32H163V28H164V27H163V28L158 27ZM182 28H183V27H182ZM182 28H181V29H182ZM190 28H191V26H190ZM224 28H223V29H224ZM231 28H235V27L232 26ZM242 28H243V27H242ZM246 28H247V27H246ZM10 29H11V28H10ZM18 29H19V28H18ZM20 29H21V28H20ZM29 29H30V28H29ZM32 29H33V28H32ZM32 29H31V30H32ZM43 29H44V28H43ZM54 29H55V28H54ZM77 29H78V28H77ZM90 29H91V28H90ZM90 29H88V30H90ZM123 29H124V27H123ZM137 29H138V28H137ZM155 29H156V27H155ZM170 29H171V28H170ZM173 29H174V28H173ZM177 29H178V28H177ZM214 29H216V27H215ZM223 29H220L221 31H220V30H218V31H220V32L222 33V30H223ZM228 29H229V28H228ZM228 29H225V30H228ZM248 29H249V27L247 28V31H248ZM262 29H263V28H261V30H262ZM132 30H133V29H132ZM144 30H145V29H144ZM164 30H165V29H164ZM174 30H175V29H174ZM174 30H172V29L169 30V33H170V32H173ZM237 30H238V29H237ZM239 30H240V29H239ZM251 30H252V29H251ZM256 30H257V29H256ZM7 31L9 32L8 29H7ZM12 31H13V30H12ZM20 31H21V30H20ZM23 31H24V30H23ZM43 31H44V30H43ZM45 31H46V30H45ZM91 31H92V29H91ZM102 31H103V30H102ZM123 31H124V30H123ZM125 31H126V29H125ZM176 31H177V30H176ZM176 31H175V32H176ZM178 31H180V30H178ZM184 31H186V30H184ZM193 31H190V32L193 33ZM231 31H232V30H229V32H231ZM242 31H244V30H242ZM249 31H250V29H249ZM21 32H22V31H21ZM31 32H33V31H31ZM107 32H108V31H107ZM141 32H142V31H141ZM143 32H144V31H143ZM164 32H165V31H164ZM188 32H189V31H187V33H188ZM204 32H206V31L204 30ZM204 32H203V34L205 35ZM209 32H212V30L210 29ZM209 32H207V33H208V36H209V34H210ZM215 32L217 33V31H215ZM223 32H224V31H223ZM238 32H240V31H238ZM262 32H264V31H262ZM262 32H261V33H262ZM16 33H17V32H16ZM24 33H25V32H24ZM176 33H177V32H176ZM192 33H191V38H192V36H193V34H194V33H193V34H192ZM213 33H214V32H213ZM213 33H211V35H213ZM225 33H226V32H225ZM225 33H224V34H225ZM231 33H232V32H231ZM243 33H244V32H243ZM257 33H258V32H257ZM21 34H22V33H21ZM29 34H30V33H29ZM39 34H40V33H39ZM46 34H47V33H46ZM54 34H55V33H54ZM131 34H132V33H131ZM160 34H162V37L164 36L163 33H160ZM182 34H183V32H182ZM198 34H196V35L199 36ZM200 34H201V33H200ZM218 34H220V33H218ZM226 34H228V32H227ZM229 34H230V33H229ZM235 34H238V33H235ZM49 35H50V34H49ZM148 35H149V34H148ZM173 35H174V32H173ZM177 35H178V33H177ZM179 35H180V34H179ZM179 35H178V36H179ZM184 35L186 36L185 33L183 34V36H184ZM188 35H189V34H188ZM201 35H202V34H201ZM201 35H200V36H201ZM204 35H202V36H204ZM211 35H210V38L212 37ZM220 35H221V34H220ZM220 35H218V36H220ZM238 35H240V34H238ZM246 35H248V33H247ZM255 35H256V34H255ZM255 35H254V36H255ZM262 35H264V34L262 33ZM262 35H260V36H262ZM5 36H6V34H5ZM5 36H4V37H5ZM15 36H16V35H15ZM30 36H31V35H30ZM44 36H45V35H44ZM116 36H117V35H116ZM137 36H138V35H137ZM143 36H145V35L143 34ZM159 36H160V35H159ZM180 36H181V35H180ZM208 36H207V37H208ZM216 36H217V34H216ZM225 36H226V35H225ZM228 36H229V35H228ZM240 36H242V35H240ZM240 36H238V37L240 38ZM243 36H244V35H243ZM2 37H3V36H2ZM4 37H3V38H4ZM11 37H12V36H11ZM49 37H50V36H49ZM108 37H109V36H108ZM128 37H129V36H128ZM146 37H147V34H146L145 38H146ZM151 37H152V35H151ZM188 37H190V36H188ZM205 37H206V36H205ZM213 37H214V36H213ZM221 37H222V36H220V38H221ZM231 37H232V36H231ZM234 37H235V36H234ZM238 37H237V38H238ZM5 38H6V37H5ZM7 38H8V35H7ZM9 38H10V35H9ZM13 38H14V37H13ZM22 38H24V37H22ZM47 38H48V37H47ZM149 38H150V37H149ZM155 38H153V43H154V44L157 43V42H154ZM171 38H174V39H175V37H171ZM176 38H178V37L176 36ZM181 38H182V36H181ZM184 38H185V37H184ZM195 38H197V37H195ZM200 38H201V37H200ZM202 38H203V37H202ZM202 38L200 39L201 41L199 40V42H202ZM208 38H209V37H208ZM214 38H215V37H214ZM241 38H242V37H241ZM245 38H247V37H245ZM253 38H254V37H253ZM258 38H259V36H258ZM263 38H264V37H263ZM263 38L261 37V40H262ZM25 39H26V38H25ZM44 39H45V37H44ZM102 39H103V38H102ZM109 39H110V38H109ZM147 39H148V38H147ZM151 39H152V38H151ZM151 39H150V40H151ZM159 39H161V36H160ZM193 39H194V38H193ZM193 39H192V40H193ZM212 39H213V38H212ZM212 39H211V40H212ZM216 39H217V38H215V40H216ZM222 39H224V38L222 37ZM234 39H235V38H234ZM242 39H243V38H242ZM17 40H18V39H17ZM111 40H112V39H111ZM125 40H126V39H125ZM162 40H163V39H162ZM162 40H161V41H162ZM187 40H188V38H187ZM194 40L196 41V39H194ZM207 40H208V39H207ZM219 40H220V39H219ZM224 40H225V39H224ZM226 40H227V39H226ZM226 40H225V41H226ZM228 40H229V39H228ZM228 40H227V41H228ZM231 40H233V39H231ZM240 40H241V39H240ZM243 40H245V39H243ZM243 40L241 41L242 44H243ZM4 41H5V40H4ZM13 41H15V40L13 39ZM56 41H57V40H56ZM60 41H61V40H60ZM60 41H59V42H60ZM96 41H97V40H96ZM103 41H104V40H103ZM118 41H119V40H118ZM156 41H159V40H156ZM161 41H159L160 43H157V44H159L158 46L155 45V46L157 47V54H154V55H156L157 58H158L159 55L161 54L160 52L163 51V49H161L160 52H159V51H158V47H159V46L161 47V45H162L161 48L164 47V45L162 44ZM172 41H173V40H172ZM172 41H171V42H172ZM197 41H198V40H197ZM203 41H204V40H203ZM213 41H214V40H213ZM216 41H217V40H216ZM236 41H237V40H236ZM236 41H235V43H236ZM248 41H249V40H248ZM250 41L252 42V39H250ZM253 41H256V40L253 39ZM262 41H263V40H262ZM8 42H9V41H8ZM20 42H22V44H23V40L20 41ZM24 42H25V40H24ZM97 42H98V41H97ZM97 42H96V43H97ZM105 42H106V40H105ZM129 42H130V41H129ZM151 42H152V41H151ZM191 42L194 43V41H191ZM191 42H188V43H190L191 46H192V43H191ZM223 42H224V41H223ZM229 42H230V41H229ZM244 42H245V41H244ZM251 42H250V44H251ZM257 42H258V41H257ZM2 43H3V40H2L1 35H0V45H1ZM4 43H5V42H4ZM11 43H12V42H11ZM29 43H30V41H29ZM29 43H28V44H29ZM31 43H32V42H31ZM31 43H30V44H31ZM64 43H65V42H64ZM111 43H112V42H111ZM111 43H110V45H112ZM188 43L186 44L187 47H188ZM196 43H197V42H195L194 44H196ZM205 43H207V42L205 41ZM212 43L215 44L214 42H212ZM216 43H217V42H216ZM237 43H239V41H238ZM252 43H253V42H252ZM12 44H13V43H12ZM17 44H18V43H17ZM22 44H20V45H22ZM26 44H27V43H26ZM30 44H29V45H30ZM41 44H42V43H41ZM41 44H40V45H41ZM51 44H52V43H51ZM94 44H95V43H94ZM97 44H98V43H97ZM118 44H120V43H118ZM129 44H132V43H129ZM154 44H152V45H153L152 48H155V47H154ZM160 44H161V45H160ZM183 44H184V47H186L184 42H183ZM190 44H189V46H190ZM194 44H193V45H194ZM198 44H199V43H198ZM202 44H203V43H202ZM221 44L223 45L224 43H221ZM225 44H226V43H225ZM227 44H228V43H227ZM232 44H234V43L229 44V46L232 45ZM247 44H249V43H247ZM250 44H249V46H250ZM255 44H256V42H255ZM45 45H46V44H45ZM53 45H54V44H53ZM58 45H59V44H58ZM125 45H126V42H125ZM181 45H182V44H181ZM199 45H200V44H199ZM199 45H197V46H199ZM207 45H210V46H211V42H210V44L207 43ZM236 45L239 47L238 44H235V46H236ZM243 45L245 46V43H244ZM253 45H254V43H253ZM253 45H251V46H253ZM259 45H260V44H259ZM3 46H4V45H3ZM13 46H14V45H13ZM18 46H19V45H17V47H18ZM32 46H33V45H32ZM56 46H57V45H56ZM86 46H87V45H86ZM88 46H91V45L88 44ZM93 46H94V45H93ZM95 46H97V45L95 44ZM123 46H124V45H123ZM129 46H130V45H129ZM169 46H170V45H169ZM194 46H195V45H194ZM203 46H204V48H205L206 45H203ZM212 46H214V45H212ZM212 46H211V47H212ZM223 46H224V45H223ZM223 46H222V48H223ZM237 46H236L235 48H237ZM249 46H248V48H249ZM255 46H256V45H255ZM255 46H254V48H255ZM1 47H2V46H1ZM4 47H5V46H4ZM4 47H3V48H4ZM14 47H16V44H15ZM17 47H16V48H17ZM20 47H21V46H20ZM20 47H19V48H20ZM126 47H127V46H126ZM167 47H168V46H167ZM170 47H171V46H170ZM181 47H182L183 49H186V50H187V48H184L183 45H182ZM181 47L179 46V48H181ZM199 47H202V46H199ZM206 47H208V46H206ZM218 47H219V45H218ZM226 47H227V46H226ZM226 47H225V48H226ZM233 47H234V45H233ZM242 47H243V46H242ZM3 48H2V49H3ZM7 48H8V47L6 46V49H7ZM28 48H29V47H28ZM41 48H42V47H41ZM77 48H78V47H77ZM97 48H98V47H97ZM131 48H132V46H131ZM140 48H141V46H140ZM140 48H139V49H140ZM177 48H178V47H177ZM192 48H195V47L192 46ZM214 48H215V47H214ZM219 48H220V47H219ZM219 48H218V49H219ZM222 48H220V49H222ZM230 48H231V47H230ZM263 48H264V47H263ZM23 49H24V48H22L21 51H23ZM29 49H30V48H29ZM35 49H36V48H35ZM51 49H52V48H51ZM54 49H55V48H54ZM125 49H126V48H125ZM141 49H142V48H141ZM150 49H151V48H150ZM159 49H160V48H159ZM165 49H166V47H164V51H165ZM167 49L170 50V48H167ZM167 49H166V50H167ZM189 49H190V47H189ZM196 49H197V48H196ZM198 49H199V48H198ZM208 49L211 50L210 47H209ZM231 49H232V48H231ZM233 49H234V48H233ZM239 49H240V48H239ZM249 49L251 50V48H249ZM249 49H248V50H249ZM259 49H260V48H259ZM259 49L257 48L258 51H259ZM15 50H16V49H15ZM89 50H90V49H89ZM153 50H154V49H153ZM155 50H156V48H155ZM177 50H178V49H177ZM177 50L175 49V52H176ZM180 50H182V49H180ZM180 50H179V51H180ZM186 50H185V51H186ZM202 50H203V49H202ZM202 50H201V51H202ZM204 50H205V49H204ZM213 50H214V49H213ZM225 50H226V49H225ZM225 50H224V51H225ZM242 50H243V49H240V50H239L240 53H241V55H243V54H242V53H243ZM255 50H256V49H255ZM255 50H254V51H255ZM1 51H2V50H1ZM13 51H14V48H13ZM21 51H20V52H21ZM25 51H27V50H25ZM28 51H29V50H28ZM40 51H41V50H39V52H40ZM49 51H50V50H49ZM64 51H66V50H64ZM93 51H94V50H93ZM96 51H98V50H96ZM111 51H112V50H111ZM164 51L162 52L163 54L165 53ZM172 51H173V49H172ZM172 51H169V52L175 54V52H174V51L172 52ZM182 51H183V50H182ZM187 51H188V50H187ZM195 51H196V50H195ZM219 51H220V50H219ZM221 51L223 52V50H221ZM221 51H220V53H222ZM227 51H228V50H227ZM232 51H233V50H232ZM235 51H236V50H235ZM241 51H242V52H241ZM246 51H247V50H246ZM246 51H245V53H247ZM8 52H9V51H8ZM8 52H7V53H8ZM16 52H17V51H16ZM18 52H19V51H18ZM52 52H53V51H52ZM80 52H81V51H80ZM116 52H117V51H116ZM126 52H127V50H126ZM126 52H125V54H126ZM151 52H152V51H151ZM158 52H159V53H158ZM190 52H194V49L191 50V51L189 50V53H190ZM196 52H197V51H196ZM209 52H210V51H209ZM217 52H218V51H217ZM237 52H238V51H237ZM263 52H264V51H263ZM263 52H262V54H263ZM0 53H1V52H0ZM12 53H13V52H12ZM26 53H27V52H26ZM62 53H63V52H62ZM62 53H61V54H62ZM76 53H77V52H76ZM76 53H75V54H76ZM90 53H91V52H90ZM96 53H97V52H96ZM127 53H128V52H127ZM152 53H154V52H152ZM155 53H156V52H155ZM166 53H168V52L166 51ZM176 53H177V52H176ZM185 53H186V52H185ZM214 53H215V52H214ZM240 53H239V55H240ZM249 53H250V52H249ZM251 53H252V52H251ZM251 53H250V54H251ZM253 53H255V52H253ZM24 54H25V53H24ZM24 54H23V55H24ZM28 54H29V53H28ZM30 54H31V53H30ZM42 54H43V53H42ZM65 54H66V53H65ZM85 54H86V52H85ZM111 54H112V53H111ZM125 54H124V55H125ZM158 54H159V55H158ZM163 54H162V55H163ZM178 54H180V52H179ZM178 54H177V55H178ZM206 54H207V56H209L208 53H206ZM222 54L224 55L225 53H222ZM222 54H221V55H222ZM228 54H229V52H228ZM228 54H227V55H228ZM234 54L237 55L236 52H235ZM247 54H248V53H247ZM255 54H256V53H255ZM1 55H2V57L4 56L3 54H1ZM1 55H0V56H1ZM18 55H19V54H18ZM62 55H63V54H62ZM83 55H84V54H83ZM92 55H93V53H92ZM100 55H101V54H100ZM100 55H99V58H100ZM102 55H103V54H102ZM112 55H113V54H112ZM112 55H109V54H108V56H110V57H113ZM118 55H119V54H118ZM162 55H161V56H162ZM164 55H169V54H164ZM175 55H176V54H175ZM175 55H174V57H175ZM192 55H194V54L192 53ZM199 55L201 56V54H199ZM236 55H235V56H236ZM256 55H257V54H256ZM11 56H12V55H11ZM45 56H47V55H45ZM57 56L59 57V55H57ZM57 56H56V57H57ZM70 56H71V55H70ZM70 56H69V58H70ZM76 56H78V55H76ZM81 56H82V54H81ZM84 56H85V55H84ZM119 56H120V55H119ZM149 56L151 57L152 55H149ZM149 56H148V57H149ZM156 56H155V62H157V60H159V58L157 59ZM161 56H160V57H161ZM194 56H195V55H194ZM202 56H203V53H202ZM202 56H201V57H202ZM205 56H206V55H205ZM249 56H251V55H249ZM249 56L247 57V59L249 58ZM260 56H261V54H260ZM8 57H10V56H8ZM8 57H7V61L9 60ZM56 57H55V58H56ZM88 57H89V56H88ZM92 57H94V56H92ZM105 57H106V56H105ZM110 57H108V58L110 59ZM116 57H117V56H116ZM125 57H126V55H125ZM127 57H128V56H127ZM162 57H163V56H162ZM167 57H168V56H167ZM172 57H173V56H172ZM174 57H173V58H174ZM176 57H177V56H176ZM197 57H198V54H197ZM203 57H204V56H203ZM216 57H217V56H216ZM221 57H222V56H221ZM224 57H225V56H224ZM228 57H230V56H228ZM231 57H232V56H231ZM238 57H239V56H238ZM238 57H235V58H234V55H233V59H236V58H238ZM242 57H243V56H242ZM245 57H246V55H245ZM262 57H263V56H262ZM67 58H68V57H67ZM69 58H68V59H69ZM103 58H104V57H102V59H103ZM146 58H147V56H146ZM152 58H154V57H152ZM214 58H215V57H214ZM217 58H220V56L217 57ZM250 58H251V57H250ZM254 58H256V56H255ZM29 59H30V58H29ZM64 59H65V58H64ZM90 59H91V61L93 62V60H92L93 58H90ZM94 59H95V57H94ZM115 59H116V58H115ZM115 59H114V60H115ZM120 59H121V58H120ZM160 59H161V58H160ZM239 59H240V58H239ZM0 60H1V59H0ZM17 60H18V59H17ZM43 60H44V59H43ZM65 60H66V59H65ZM82 60H83V59H82ZM98 60H99V59H98ZM105 60H106V58H105ZM112 60H113V58L111 59V63H112ZM117 60H119V57H118ZM212 60H213V59H212ZM212 60H211V61H212ZM217 60H218V59H217ZM228 60L230 61V58H229ZM243 60H244V59H243ZM254 60H255V59H254ZM257 60H258V59H257ZM257 60H256V61H257ZM2 61H3V60H2ZM2 61H0V62H2ZM5 61H6V60H4L3 62H5ZM13 61H14V60H13ZM15 61H16V60H15ZM30 61H31V60H30ZM46 61H47V58H46ZM53 61H54V60H53ZM100 61H103V60H100ZM120 61H121V60H120ZM142 61H143V60H142ZM145 61H146V60H145ZM213 61H214V60H213ZM213 61H212V62H213ZM236 61H237V60H236ZM239 61H240V60H239ZM239 61H238V62H239ZM248 61H250V60H248ZM252 61H253V60H252ZM252 61H251V62H252ZM259 61H260V57H259ZM261 61L264 62V57H263V60H261ZM8 62H9V61H8ZM11 62H12V61H11ZM11 62H10V63H11ZM34 62H35V59H34ZM34 62H33V63H34ZM37 62H39V61H37ZM80 62H83V61H80ZM87 62H88V61H87ZM92 62H91V63H92ZM94 62H95V61H94ZM104 62H106V61H104ZM160 62H162V61L159 60L158 63L160 64ZM215 62H217L216 59H215ZM215 62H213V63H215ZM218 62H219V61H218ZM234 62H235V60H234ZM238 62H237V63H238ZM246 62H247V61H246ZM10 63H9V64H10ZM15 63H16V62H15ZM15 63L13 62V64H15ZM17 63H18V62H17ZM35 63H36V62H35ZM48 63H49V62H48ZM48 63H47V64H48ZM91 63H90V64H91ZM95 63H96V62H95ZM99 63H100V62H98V65H99ZM107 63H108V62H106V64H107ZM113 63H114V61H113ZM113 63H112V65H113ZM235 63H236V62H235ZM235 63H232V64H235ZM237 63H236V64H237ZM240 63L243 64L242 61H241ZM254 63H255V62H253L252 64H254ZM24 64H25V62H24ZM26 64H27V63H26ZM26 64H25V65H26ZM39 64H40V63H39ZM39 64H38V65H39ZM47 64H46V65H47ZM50 64H51V63H50ZM66 64H67V63H66ZM90 64H88V66H90ZM101 64H102V63H101ZM103 64H104V63H103ZM114 64H115V63H114ZM156 64H157V63H156ZM220 64H221V63H220ZM230 64H231V61H230ZM236 64H235V66H236ZM245 64H246V63H245ZM259 64H262V63H259ZM2 65H3V64H2ZM17 65H18V64H17ZM19 65H20V68L24 67V66H22L20 63H19ZM19 65H18V66H19ZM40 65H41V64H40ZM60 65H61V64H60ZM95 65H96V64H95ZM107 65H108V64H107ZM238 65H239V64H238ZM238 65H237V66H238ZM247 65H248V64H247ZM247 65H245V66H247ZM250 65H251V63H250ZM0 66H1V64H0ZM8 66H9V65H8ZM10 66H11V65H10ZM10 66H9V67H10ZM43 66H44V65H43ZM53 66H54V65H53ZM88 66H87V67H88ZM93 66H94V65H93ZM102 66H103V65H102ZM110 66H111V64L109 65V68L111 69L113 66H111V67H110ZM125 66H126V65H125ZM158 66H159V65H158ZM230 66H231V65H230ZM237 66H236V67H237ZM261 66H263V64H262ZM3 67H4V65L2 66V68H3ZM25 67H26V66H25ZM25 67H24V69H23L24 71H25ZM27 67L29 68L30 66L28 65ZM27 67H26V68H27ZM55 67H56V66H55ZM83 67H84V66H83ZM90 67H91V66H90ZM96 67H97V66H96ZM96 67H95V68H96ZM98 67L100 68V66H98ZM104 67L106 68L107 66L105 65ZM129 67H130V66H129ZM129 67H128V68H129ZM159 67H160V66H159ZM223 67H225V66H223ZM227 67H228V66H227ZM241 67H242V66H241ZM256 67H258V66H256ZM263 67H264V66H263ZM5 68H6V67H5ZM13 68L16 69L15 67H13ZM31 68H32V67H31ZM39 68H40V67H39ZM39 68H38V69H39ZM42 68H43V67H42ZM46 68H47V67H46ZM63 68H64V66H63ZM126 68H127V67H126ZM237 68H238V67H237ZM239 68H240V67H239ZM259 68H260V66H259ZM11 69H12V68H11ZM96 69H97V68H96ZM103 69H104V68H103ZM107 69H108V68H106V70H107ZM225 69H226V68H225ZM227 69H228V68H227ZM229 69H230V68H229ZM233 69H234V68H233ZM250 69H251V68H250ZM0 70H1V69H0ZM16 70H18V69H16ZM21 70H22V69H20V71H21ZM34 70H35V69H34ZM34 70H32V71L34 72ZM36 70H37V69H36ZM36 70H35V71H36ZM50 70H51V69H50ZM50 70H49V71H50ZM91 70H94V69L92 68ZM106 70H105V71H106ZM111 70H112V69H111ZM113 70H114V68H113ZM231 70H232V68H231ZM240 70H241V69H240ZM240 70H238V71H240ZM244 70H245V69H244ZM255 70H256V69H255ZM259 70H260V69H259ZM261 70H262V68H261ZM2 71H3V70H2ZM8 71H9V70H8ZM24 71H22V72H24ZM28 71H29V70H28ZM47 71H48V70H47ZM60 71H61V70H60ZM84 71H85V70H84ZM98 71H99V70H98ZM100 71H101V70H100ZM102 71H103V70H102ZM105 71H104V72H105ZM114 71H115V70H114ZM114 71H113V72H114ZM124 71H125V70H124ZM223 71H224V70H223ZM228 71H229V70H228ZM236 71H237V70H236ZM236 71H235V72H236ZM9 72H10V71H9ZM11 72H12V71H11ZM51 72H53V71H51ZM77 72H78V70H77ZM81 72H82V71H81ZM86 72H87V71H86ZM86 72H85V73H86ZM94 72L96 73V71H94ZM94 72H93V74H94ZM110 72H112V71H110ZM113 72H112V73H113ZM130 72H131V71H130ZM226 72H227V71H226ZM247 72H248V71H247ZM252 72H253V71H252ZM255 72H258V70L255 71ZM255 72H254V73H255ZM7 73H8V72H7ZM7 73H6V74H7ZM14 73H19V70H18L17 72H14ZM14 73H12V74L14 75ZM24 73H26V71H25ZM34 73H35V72H34ZM40 73H41V72H40ZM54 73H55V72H54ZM65 73H67V72H65ZM97 73H98V72H97ZM97 73H96V75H98ZM107 73H108V72H106V74H105L106 77L109 76V75H107ZM112 73H110V75H111ZM114 73H115V72H114ZM127 73H128V72H127ZM227 73H228V72H227ZM227 73H226V74H227ZM230 73L232 74V72H230ZM230 73H229V76H230ZM233 73H234V72H233ZM239 73H240V72H239ZM241 73H242V71H241ZM243 73H244V71H243ZM248 73H249V72H248ZM258 73H259V72H258ZM260 73H262V72L260 71ZM27 74L31 75V73H27ZM35 74H36V73H35ZM35 74H32V75L35 76ZM60 74H64V73H61V72H60ZM108 74H109V73H108ZM115 74H117V73H115ZM128 74H129V73H128ZM223 74H224V73H223ZM226 74H224V75H226ZM236 74H237V73H236ZM16 75H17V74H16ZM19 75L22 76L21 72L19 73ZM23 75H24V74H23ZM54 75H56V73H55ZM89 75H92V74H89ZM99 75H101V74L99 73ZM99 75H98V76H99ZM105 75L102 74V76H104V78H105ZM141 75H142V74H141ZM227 75H228V74H227ZM227 75H226V77H227ZM232 75H233V74H232ZM237 75H238V74H237ZM240 75H241V74H239V76H240ZM245 75H246V74H245ZM249 75H250V74H249ZM253 75H255V74H253ZM253 75H252V76H253ZM261 75H262V74H261ZM14 76H15V75H14ZM21 76H19V77H21ZM56 76L58 77V75H56ZM60 76H61V75H60ZM60 76H59V77H60ZM63 76H64V75H63ZM78 76H80V74H79ZM81 76H82V74H81ZM93 76H94V78H95V75H93ZM98 76H97V77H98ZM112 76H113V75H112ZM115 76H116V75H115ZM115 76H113V77H115ZM118 76H119V74H118ZM127 76H128V75H127ZM222 76H223V75H222ZM229 76H228V77H229ZM242 76H243V75H242ZM257 76H258V75H257ZM4 77H5V76H4ZM8 77H9V76H8ZM8 77H7V78H8ZM12 77H13V76H12ZM35 77H36V76H35ZM50 77H51V76H50ZM82 77H83V76H82ZM88 77H89V76H88ZM121 77H122V76H121ZM226 77H225V80H226ZM228 77H227V78H228ZM237 77H238V76H237ZM249 77H251V76H249ZM258 77H259V76H258ZM0 78H1V76H0ZM2 78H3V76H2ZM7 78H6V79H7ZM24 78H25V77H24ZM26 78H27V76H26ZM46 78H48V77H46ZM98 78H99V77H98ZM100 78H101V79H99V80H100V81H103L101 76H100ZM104 78H103V79H104ZM107 78L111 79V76H109V77H107ZM123 78H124V77H123ZM141 78H143V76H142ZM221 78H222V77H221ZM242 78H243V77H242ZM245 78H246V77H245ZM247 78H248V77H247ZM259 78H260V77H259ZM8 79H9V78H8ZM18 79H19V78H18ZM30 79H31V78H30ZM36 79H37V78H36ZM36 79H35V80H36ZM42 79H43V78H42ZM54 79H55V78H54ZM60 79H61V78H60ZM64 79H66V78H64ZM70 79H71V78H70ZM96 79H97V78H96ZM113 79H114V78H113ZM138 79H139V77H138ZM138 79H137V80H138ZM222 79H223V78H222ZM254 79L256 80V78H254ZM262 79H263V78H262ZM21 80H22V78H21ZM26 80H27V79H26ZM55 80H56V79H55ZM82 80H83V79H82ZM93 80H94V79H93ZM93 80H92V81H93ZM105 80H106V79H105ZM105 80H104V81H105ZM115 80H116V79H115ZM140 80L143 81L144 78H143V79H140ZM252 80H253V79H252ZM255 80L253 81V84H254ZM38 81H39V80H38ZM41 81H42V80H41ZM44 81H45V80H44ZM74 81H75V80H74ZM90 81H91V80H90ZM92 81H91V82H92ZM96 81H97V80H96ZM106 81H107V80H106ZM109 81L111 82V80H109ZM125 81H126V79H125ZM128 81H129V80H128ZM226 81H227V80H226ZM240 81H241V80H240ZM256 81H258V80H256ZM8 82H9V81H8ZM11 82H12V81H11ZM64 82H65V80H64ZM69 82H71V81H69ZM97 82H98V81H97ZM107 82H108V81H107ZM138 82H139V80H138ZM140 82H141V81H140ZM144 82H145V80H144ZM222 82H224V81L222 80ZM250 82H252V81H250ZM26 83H27V82H26ZM28 83H29V82H28ZM31 83H32V82H31ZM39 83H40V82H39ZM44 83H46V81H45ZM85 83H86V81H85ZM92 83H93V82H92ZM92 83H91V84H92ZM98 83H99V82H98ZM98 83H97V84H98ZM102 83L104 84V82H102ZM102 83H101V84H102ZM105 83H106V82H105ZM142 83H143V82H141V86H142ZM225 83H226V82H225ZM255 83H256V82H255ZM258 83H259V82H258ZM260 83H261V82H260ZM263 83H264V82H263ZM4 84H5V83H4ZM9 84H10V83H9ZM21 84H22V82H21ZM49 84H50V83H49ZM79 84H80V83H79ZM81 84H82V81H81ZM81 84H80V85H81ZM95 84H96V82L94 81V85H95ZM108 84H109V83H108ZM138 84H139V83H138ZM5 85H6V84H5ZM30 85H31V84H30ZM45 85H46V84H45ZM45 85H44V86H45ZM53 85H54V84H53ZM59 85H60V84H59ZM61 85H62V84H61ZM80 85H79V86H80ZM104 85H105V84H104ZM136 85H137V84H136ZM143 85H144V83H143ZM145 85H146V84H145ZM145 85H144V86H145ZM226 85H227V84H226ZM258 85H259V84L255 85V87L258 86ZM22 86H23V85H22ZM41 86H42V84H40L39 87H41ZM64 86H65V85H64ZM88 86H89V85L87 84V87H88ZM91 86H92V85H91ZM107 86H110V85H107ZM121 86H122V85H121ZM137 86H138V85H137ZM141 86H140V87H141ZM227 86H228V85H227ZM227 86H226V88H227ZM249 86H250V85H249ZM251 86H252V85H251ZM261 86H263V85H261ZM18 87H19V86H18ZM25 87H26V86H25ZM27 87H28V86H27ZM31 87H32V86H31ZM39 87H37V88L39 89ZM85 87H86V86H85ZM87 87H86V88H87ZM89 87H90V86H89ZM89 87H88V89H89ZM95 87H96V86H95ZM99 87H100V85L98 84V87H96V88H99ZM101 87H102V86H101ZM101 87H100V88H101ZM110 87H111V86H110ZM110 87H109V88H110ZM113 87H114V86H113ZM259 87H260V86H259ZM259 87H258V89H259ZM46 88H47V87H46ZM48 88H49V85H48ZM48 88H47V89H48ZM62 88H63V87H62ZM64 88H65V87H64ZM106 88H107V87H106ZM106 88H105V89H106ZM115 88H116V87H115ZM142 88L144 89L143 86L141 87V89H142ZM146 88H147L146 91H148V87H146ZM223 88H224V87H223ZM251 88L254 89L253 87H251ZM21 89H22V88H21ZM27 89H28V88H27ZM30 89H31V88H30ZM32 89H33V88H32ZM73 89H74V88H73ZM77 89H78V88H77ZM79 89H80V88H79ZM88 89L86 90L87 92H88ZM91 89H92V88H91ZM91 89H89V92H90V93H91V91H92ZM101 89H103V88H101ZM112 89H113V88H112ZM112 89H110V90H112ZM122 89H123V88H122ZM132 89H133V88H132ZM135 89H136L135 91H137V92L140 90V89L137 90L138 88H135ZM229 89H230V88H229ZM260 89H261V88H260ZM262 89H263V88H262ZM12 90H13V89H12ZM23 90H24V89H23ZM39 90H40V89H39ZM48 90H49V89H48ZM83 90H84V88H83ZM95 90H96V89L94 88L93 91H95ZM98 90H100V89H98ZM107 90H108V89H107ZM110 90H109V92H111ZM116 90H117V89H115V92H116ZM120 90H121V88L119 89V91H120ZM232 90H233V88H232ZM240 90H241V89H240ZM256 90H257V89H256ZM14 91H15V90H14ZM16 91H17V90H16ZM35 91H36V90H35ZM45 91H46V90H45ZM86 91H85V92H86ZM93 91H92V93H93ZM104 91H106V90H104ZM119 91L117 90V93H118ZM121 91H122V90H121ZM129 91H130V90H128L127 92H129ZM132 91H133V90H132ZM135 91H134V93H135ZM144 91H145V90H144ZM224 91H225V90H224ZM260 91H261V90H260ZM263 91H264V90H263ZM263 91H262V93H264ZM38 92H39V91H38ZM81 92H82V91H81ZM89 92H88V93H89ZM98 92H99V91H98ZM102 92H103V91H102ZM107 92H108V91H106V94H105V92H103V93H104L103 96L107 95L106 98L109 97V95L107 94ZM112 92H113V91H112ZM127 92H126V93H127ZM230 92H231V91H230ZM18 93H19V92H18ZM31 93H32V92H31ZM31 93H30V94H31ZM39 93H40V92H39ZM59 93H60V92H59ZM59 93H58V94H59ZM83 93H84V92H83ZM83 93H82V95H84ZM92 93H91L90 95H92ZM94 93H95V92H94ZM96 93H97V92H96ZM119 93H120V92H119ZM123 93H124V92H123ZM130 93H131V92H130ZM134 93H133V94H134ZM138 93H142V92L139 91ZM138 93H137V94H138ZM232 93H233V91H232ZM253 93L255 94V92H253ZM253 93H252V94H253ZM256 93H257V92H256ZM258 93H259V91H258ZM3 94H4V93H3ZM3 94H2V95H3ZM16 94H17V92H15V95H16ZM40 94H41V93H40ZM58 94H57V96H58ZM77 94H78V91H77ZM77 94H76V95H77ZM98 94L100 95V92H99ZM135 94H136V93H135ZM137 94H136V95H137ZM147 94H148V93H147ZM250 94H251V93H250ZM250 94H249V95H250ZM5 95H6V94H5ZM10 95H11V94H10ZM15 95H13V96H15ZM18 95H19V94H18ZM22 95H23V94H22ZM24 95H25V94H24ZM26 95H27V94H26ZM32 95H34V94L32 93ZM32 95H30V96H32ZM76 95L74 96V98L76 97ZM86 95H87V94H86ZM90 95L88 94V98L90 97ZM110 95H111V93H110ZM112 95H113V93H112ZM118 95H119V94H118ZM118 95L116 94V96H118ZM140 95L143 97L144 94H140ZM140 95H139V96H140ZM230 95H231V94H230ZM230 95H228V97H229ZM257 95H258V94H257ZM34 96H36V95H34ZM38 96H39V95H38ZM46 96H47V95H46ZM52 96H53V95H52ZM95 96H96V94H95ZM97 96H98V95H97ZM101 96H102V95H101ZM101 96H99V97L101 98ZM103 96H102V97H103ZM113 96H114V95H113ZM123 96H124V95H123ZM128 96H129V95H128ZM139 96H138V98H139ZM144 96H146V98H147V95H144ZM232 96H234V95H232ZM240 96H241V95H240ZM15 97H16V96H15ZM15 97H14V98H15ZM17 97H18V96H17ZM21 97H22V96H21ZM44 97H45V95H44ZM69 97H70V96H69ZM84 97H86V96L84 95V96L81 97V98L84 100ZM99 97H98V98H99ZM114 97H115V96H114ZM136 97H137V96H136ZM142 97H141V99H142ZM242 97H243V96H242ZM245 97H246V96H245ZM247 97H248V95H247ZM252 97H254V96L252 95ZM252 97H251V100H252ZM255 97L258 98L257 96H255ZM255 97H254V98H255ZM38 98H39V97H38ZM49 98H50V97H49ZM62 98H63V97H62ZM64 98H65V97H64ZM64 98H63V99H64ZM92 98H93V96H92ZM96 98H97V97H96ZM115 98H116V97H115ZM118 98H119V97H118ZM118 98H117V100H118ZM124 98H125V97H124ZM138 98H136V99H138ZM146 98L144 97L143 100L145 101ZM231 98H232V97H231ZM4 99H5V98H4ZM4 99H3V100H4ZM30 99H31V97H30ZM85 99H86V98H85ZM89 99H90V98H89ZM93 99H94V98H93ZM93 99H92V100H93ZM129 99H130V96H129ZM129 99L127 98L126 100H129ZM141 99H140V100H141ZM229 99H230V98H229ZM232 99H233V98H232ZM241 99H242L241 101L244 100L243 98H241ZM247 99H248V98H247ZM249 99H250V98H249ZM263 99H264V97H263ZM263 99H262V100H263ZM22 100H23V99H22ZM26 100H27V99H26ZM35 100H36V98H35ZM64 100H65V99H64ZM80 100H81V99H79V96H78V100H77V102H79ZM100 100H101V99H100ZM103 100H104V98H103ZM103 100H102V101H103ZM105 100H106V99H105ZM105 100H104V101H105ZM111 100H112V97H111ZM113 100H114V99H113ZM113 100H112V101H113ZM119 100H120V98H119ZM132 100H133V99H132ZM138 100H139V99H138ZM140 100H139V101H140ZM226 100H227V98H226ZM255 100H258V99H255ZM255 100H254V103H255ZM259 100H260V99H259ZM262 100H261V101H262ZM6 101H7V100H6ZM14 101H15V100H14ZM31 101H32V100H31ZM49 101H50V99H49ZM73 101H75V100H72V101H71V106H72V102H73ZM94 101H95V100H94ZM96 101H97V100H96ZM108 101L110 102V100H108ZM114 101H115V100H114ZM121 101L123 102V99H121ZM136 101H137V100H136ZM139 101H138V102H139ZM12 102H13V101H12ZM15 102H17V101H15ZM15 102H14V104H16ZM33 102H35V101H33ZM57 102H58V101H57ZM69 102H70V101H69ZM80 102H83V101L81 100ZM80 102H79V103H80ZM85 102H86V101H85ZM89 102H91V101H89ZM115 102H116V101H115ZM115 102H113V103H115ZM117 102L119 103V101H117ZM131 102H132V101H131ZM229 102H230V101H229ZM229 102H228V103H229ZM245 102H246V101H245ZM245 102H244V104H245ZM249 102H250V101H249ZM252 102H253V101H252ZM256 102H257V101H256ZM258 102H260V101H258ZM263 102H264V101H263ZM73 103H74V102H73ZM86 103H87V102H86ZM93 103H94V102H93ZM99 103H100V102H99ZM111 103H112V102H111ZM113 103H112V104H113ZM118 103H117V104H118ZM124 103H125V102H124ZM129 103H130V102H129ZM142 103H144V102L141 100V104H142ZM228 103H227V104H228ZM26 104H27V103H26ZM26 104H25V105H26ZM29 104H30V102H29ZM76 104H77V103H76ZM80 104H81V103H80ZM80 104H79V106H80ZM88 104H89V103H88ZM91 104H92V103H91ZM96 104L98 105V103H96ZM101 104H102V102H101ZM109 104H110V103H109ZM115 104H116V103H115ZM130 104H132V103H130ZM262 104H263V103L261 102V105H259V106H261L260 108H263L264 105H262ZM16 105H17V104H16ZM18 105H19V104H18ZM33 105H34V104H33ZM38 105H39V104H38ZM46 105H47V104H46ZM57 105H58V104H57ZM66 105H67V104H66ZM84 105H86V104H84ZM84 105H83V106H84ZM102 105H103V104H102ZM128 105H129V104H128ZM144 105H145V103L143 104V106H142L141 109H143ZM230 105H232V104H230ZM246 105H247V104H246ZM248 105H249V104H248ZM251 105H252V104H251ZM257 105H258V104H257ZM1 106H2V100H1ZM31 106H32V105H31ZM59 106H60V105H59ZM74 106H75V105H74ZM76 106H78V105H76ZM83 106H81V107H83ZM94 106H95V103H94ZM98 106H99V105H98ZM98 106H97V107L95 106V107L100 109L101 105H100L99 107H98ZM104 106H106V104H104ZM107 106H109V105H107ZM113 106H114V105H113ZM116 106H117V105H115L114 107L116 108ZM132 106H133V105H132ZM140 106H141V105H140ZM232 106H233V105H232ZM242 106H243V104H242ZM254 106H255V105H254ZM259 106H258V108H259ZM4 107H5V106H4ZM36 107H38V106L36 105ZM39 107H40V106H39ZM44 107H45V106H44ZM53 107H54V106H53ZM67 107H68V106H67ZM88 107H89V105H88ZM88 107H85V108L88 109ZM111 107H112V105H111ZM111 107H108V108H111ZM119 107H120V106H119ZM119 107H117V108H119ZM225 107L227 108V106H225ZM244 107H245V106H244ZM250 107H251V106H250ZM1 108H2V107H1ZM15 108H16V106H15ZM32 108H33V106H32ZM32 108H31V109H32ZM65 108H66V107H65ZM76 108H77V107H76ZM78 108H79V107H78ZM83 108H84V107H83ZM83 108H81V110H82ZM91 108H92V106H91ZM91 108H90V109H91ZM96 108H95V109H96ZM101 108H102V107H101ZM128 108H129V106H128ZM233 108H234V107H233ZM245 108H248V106L245 107ZM26 109H27V108H26ZM34 109H35V108H34ZM34 109H33V110H34ZM63 109H64V108H63ZM126 109H127V108H126ZM131 109H133V108L131 107ZM134 109H135V108H134ZM134 109H133V110H134ZM138 109H139V108H137V110H138ZM141 109H139L140 111H139V110H138V111L141 112L142 116H144L143 111H144L145 109H143L142 111H141ZM228 109H229V108H228ZM252 109H253V108H252ZM0 110H1V109H0ZM23 110H24V109H23ZM33 110H32V111H33ZM69 110H70V109H69ZM73 110H74V109H73ZM75 110H76V109H75ZM84 110H85V109H84ZM93 110H94V109H93ZM97 110H98V109H97ZM101 110H102V109H101ZM101 110H100V111H101ZM109 110H110V109L106 110V111H107V112H106L107 114H111V113H109ZM241 110H242V109H241ZM248 110H249V109H248ZM263 110H264V109H263ZM2 111H3V110H2ZM26 111H27V110H26ZM30 111H31V110H30ZM54 111H55V110H54ZM82 111H83V110H82ZM91 111H92V110H90V113H91ZM111 111H112V110H111ZM118 111H119V110H118ZM120 111H122V110H120ZM129 111H130V109H129ZM243 111H244V110H242L241 112H243ZM245 111H246V109H245ZM250 111H251V110H250ZM252 111H253V110H252ZM259 111H260V110H259ZM261 111H262V110H261ZM12 112H14V109H13ZM16 112H17V111H16ZM20 112L22 113V111H20ZM20 112H18V113H20ZM23 112H24V111H23ZM35 112H36V110H35ZM37 112H38V111H37ZM40 112H41V110H40ZM45 112H46V111H45ZM65 112H67V111L65 110ZM68 112H69V111H68ZM75 112H76V111H75ZM87 112H89V111L87 110ZM87 112H86V113L84 112V113H85V114H84L85 116H86ZM93 112H94V111H93ZM101 112H102V111H101ZM104 112H105V111H104ZM104 112H103V113H104ZM114 112H115V109H114ZM123 112H126V111H123ZM144 112H145V111H144ZM233 112H234V111H233ZM236 112H237V110H236ZM241 112H240V113H241ZM247 112H248V111H247ZM247 112H246V114H247ZM2 113H3V112H2ZM18 113H16V114H18ZM24 113H26V112H24ZM72 113H73V112H72ZM79 113H80V112H79ZM82 113H83V112H82ZM96 113H97V112H96ZM96 113H94V115H95ZM99 113H100V112H99ZM228 113L230 114V111H229ZM228 113H227L226 115H228ZM244 113H245V112H244ZM244 113H243V114H244ZM250 113H252V112H249L248 115H249ZM260 113H264V111H263V112H260ZM28 114H29V112H28ZM28 114H27V115H28ZM32 114H33V113L31 112V115H32ZM42 114H43V113H42ZM58 114H59V113H58ZM101 114H102V113H100L98 116H100ZM115 114H116V113H114V115H115ZM128 114H129V113H128ZM134 114H135V112H134ZM139 114H140V113H139ZM139 114H136V115L139 116ZM141 114H140V116H141ZM243 114H241V115H243ZM1 115H2V114H1ZM22 115H23V113H22ZM22 115H21V116H22ZM27 115H26V116H27ZM35 115H36V114H35ZM47 115H48V114H47ZM61 115H62V114H61ZM64 115H66V113H65ZM64 115H62V116H64ZM67 115H68V114H67ZM76 115H77V114H76ZM96 115H97V114H96ZM96 115H95V117H96ZM112 115H113V114H112ZM116 115H117V114H116ZM130 115H132V114H130ZM231 115H233V114H231ZM239 115H240V114H239ZM241 115H240V116H241ZM260 115H261V114H260ZM260 115H259V116H260ZM263 115H264V114H263ZM16 116H17V118H18L19 115H16ZM16 116H14V117H16ZM58 116H59V115H58ZM62 116H61V117H62ZM71 116H72V115H71ZM71 116H70V118H72ZM103 116H104V115H103ZM103 116H101V117H103ZM105 116H106V115H105ZM109 116H110V115H109ZM134 116H135V115H134ZM233 116H234V115H233ZM236 116H237V115H236ZM244 116H245V115H243V117H244ZM24 117H25V116H23V118H24ZM37 117H38V116H37ZM79 117H80V115H79ZM86 117H87V116H86ZM112 117H113V116H112ZM237 117H239V116H237ZM237 117H235V118H237ZM241 117H242V116H241ZM243 117H242V118H243ZM245 117H248V116L246 115ZM17 118H16V119H17ZM21 118H22V117H21ZM31 118H32V117H31ZM48 118H50V117H48ZM59 118H60V117H59ZM59 118H58V119H59ZM64 118H65V117H64ZM64 118H63V119H64ZM66 118H67V117H66ZM73 118H74V117H73ZM73 118H72V120H74ZM81 118H83V117H81ZM89 118H90V117H89ZM108 118H109V117H107V119H108ZM222 118H223V117H222ZM222 118H221V119H222ZM227 118L229 119L228 116H227ZM230 118H231V116H230ZM251 118H252V117H251ZM263 118H264V116H262V119H263ZM24 119H25V118H24ZM28 119H29V118H28ZM36 119H37V118H36ZM75 119H76V118H75ZM98 119H99V118H98ZM105 119H106V117H105ZM113 119H114V118H113ZM140 119H141V117H140ZM240 119H241V118H240ZM246 119H247V118H246ZM19 120H20V119H19ZM29 120H30V119H29ZM65 120H66V119H65ZM69 120H70V119H69ZM72 120H70L68 123H69V124H72V123H74L75 121L78 122L77 120H75L74 122L70 123ZM80 120H81V119H79V122H81ZM91 120H92V119H91ZM101 120H102V119H101ZM110 120H111V119H110ZM114 120H115V119H114ZM116 120H117V119H116ZM116 120H115V121H116ZM143 120H144V117H143L142 121L140 120L139 123L144 122ZM244 120H245V119H244ZM247 120H248V119H247ZM249 120H250V118H249ZM263 120H264V119H263ZM263 120H262V123L264 122ZM15 121H16V120H15ZM37 121H39V120H37ZM102 121H104V120H102ZM205 121H206V120H205ZM211 121H212V120H211ZM223 121H224V120H223ZM225 121H227V119H226ZM229 121H230V120H229ZM242 121H243V120H242ZM24 122H25V121H24ZM29 122H30V121H29ZM59 122H60V121H59ZM76 122H75V125H77ZM79 122H78V123H79ZM82 122H84V121H82ZM99 122L101 123L100 120H98V123H99ZM111 122H114V121H111ZM117 122H118V121H117ZM117 122H114V123L116 124ZM209 122H210V121H209ZM212 122H213V121H212ZM233 122H236V119H234ZM238 122H239V121H238ZM251 122H252V120H251ZM251 122H249V123L251 124L250 127L253 126ZM253 122H254V121H253ZM14 123H15V122H14ZM19 123H20V121H19ZM63 123H64V122H63ZM105 123H106V122H105ZM205 123H206V122H205ZM220 123H221V122H220ZM220 123H219V125H221ZM225 123H228V125H229V122H228V121L225 122ZM241 123H242V122H241ZM241 123H240V124H241ZM260 123H261V122H260ZM262 123H261V125H262ZM11 124H12V123H11ZM16 124H17V123H16ZM16 124H15V127H16ZM39 124H40V123H39ZM79 124H81V123H79ZM91 124H92V123H91ZM102 124H103V123H102ZM106 124H107V123H106ZM109 124H110V123H109ZM109 124H108V126H111V125H109ZM117 124H118V123H117ZM142 124H143V123H142ZM142 124H141V125H142ZM207 124H208V123H207ZM231 124H232V121H231ZM231 124H230V125H231ZM236 124H238V123H236ZM236 124L234 123L233 125H236ZM0 125H1V124H0ZM2 125H3V124H2ZM12 125H13V124H12ZM12 125H11V126H12ZM17 125H18V124H17ZM21 125L23 126V124H21ZM75 125H74V127H73V126H72V127L75 128V127H76ZM88 125H89V124H88ZM92 125H93V124H92ZM94 125H95V123H94ZM98 125H99V124H97V126H98ZM100 125H101V124H100ZM100 125H99V126H100ZM209 125H210V124H209ZM219 125H218V126H219ZM224 125H225V124H224ZM228 125L226 124L225 126H228ZM230 125L228 126L229 128L227 127L228 129H226V130L223 129V130H225V132H226L227 130H229V129L232 127V126H230ZM261 125H260V126H261ZM24 126H25V125H24ZM24 126H23V128H24ZM36 126H37V125H36ZM57 126H58V125H57ZM70 126H71V125H70ZM70 126H69V131L71 130V127H70ZM104 126H106V125H104ZM114 126H115V125H114ZM117 126H118V125H117ZM117 126H116V127H117ZM143 126H144V125H143ZM205 126H206V124H205ZM222 126H223V125H222ZM237 126H238V125H237ZM237 126L231 128V129H234V128H235V129H236V128L239 129L240 126H239V127H237ZM262 126H264V124H263ZM33 127H34V126H33ZM37 127L39 128V126H37ZM42 127H43V126H42ZM65 127H66V126H65ZM67 127H68V125H67ZM67 127H66V128H67ZM79 127H80V126H79ZM91 127H92V126H91ZM94 127H96V125L93 126L92 128H94ZM112 127H113V126H112ZM118 127H119V126H118ZM144 127H145V126H144ZM202 127H204V126H202ZM223 127H224V126H223ZM246 127H247V126H246ZM250 127H248L247 129H249ZM10 128H11V127H10ZM17 128H18V127H17ZM17 128H16V130H15L16 132L19 130V129L17 130ZM49 128H51V127H49ZM63 128H64V126H63ZM76 128H77V127H76ZM88 128H90V127H88ZM92 128H90V130H91ZM106 128H107V126H106ZM106 128H104V129L106 130ZM219 128H220V126H219ZM258 128H261V127H258V126H257V128L255 127V129H257V130H258ZM25 129H26V128H25ZM25 129H24V131H25ZM35 129H36V128H35ZM39 129H40V128H39ZM67 129H68V128H67ZM67 129H65V130H67ZM110 129H111V128H110ZM115 129H116V128H115ZM140 129H141V128H140ZM143 129H145V128H143ZM143 129H141V130H143ZM216 129H217V128H216ZM231 129L229 130V132L231 131L230 133L232 134V131H233V130H231ZM235 129H234V132L236 131ZM244 129H245V132H246V131H247L246 128H244ZM262 129H264V127H263ZM262 129H260V130H261L260 132H259V130H258L257 133H256V131H255V133H256V134H259V133H261V132H264V130L262 131ZM30 130H31V129H30ZM60 130H61V129H60ZM73 130H74V129H73ZM79 130H80V129H79ZM193 130H194V129H193ZM193 130H192V131H193ZM204 130H205V129H204ZM22 131H23V129H22ZM22 131H21V132H22ZM32 131H33V130H32ZM91 131H92V130H91ZM91 131H90V136H92V135H91V133H92ZM187 131H190V130H187ZM199 131H200V130H199ZM206 131H207V130H206ZM219 131H221V130H219ZM219 131H217V133H218ZM3 132H4V131H3ZM25 132H26V131H25ZM65 132H66V131H65ZM65 132H64V133H65ZM142 132H143V131H142ZM194 132H195V131H194ZM197 132H198V130H197ZM197 132H195V134H196ZM212 132H213V130H212ZM214 132H215V133H214ZM214 132H213V134H216V131H214ZM222 132H224V131H222ZM225 132H224V133H225ZM243 132H244V131H243ZM1 133H2V132H1ZM6 133H7V132H6ZM31 133H32V132H31ZM35 133H36V132H35ZM38 133H39V132H38ZM40 133H41V136H40V137H41L40 149H41L42 152H43V150L46 148V146H47V144H48V139H47V136H46V135H48V134H47V133L45 134L44 132H41V131H40ZM62 133H63V132H62ZM64 133H63V134H64ZM111 133H112V132H111ZM144 133H145V130H144ZM144 133H143V134H144ZM183 133H184V132H183ZM199 133H200V132H199ZM224 133H222V134H224ZM230 133L227 132V133L224 134V136L227 135V134L230 135ZM240 133H241V131H240ZM240 133H239V131H238L236 134H239V135H240ZM253 133H254V132H253ZM2 134H3V133H2ZM9 134H10V133H9ZM16 134H17V133H16ZM16 134H13V135H16ZM19 134H20V133H19ZM19 134H18V135H19ZM24 134H25V133L23 132V134H22L23 137H25ZM26 134H27V133H26ZM32 134H33V133H32ZM58 134H59V133H58ZM63 134H62V135H63ZM66 134H67V133H66ZM66 134H65V135H66ZM79 134H80V132H79ZM88 134H89V133H88ZM105 134H106V133H105ZM108 134H109V133H108ZM108 134H106V135H108ZM185 134H186V133H185ZM192 134H193V133H191V135H192ZM207 134H208V133H207ZM209 134H210V133H209ZM219 134H221V133H219ZM222 134H221V136H222ZM233 134H235V133H233ZM244 134H246V133H244ZM244 134L241 133L242 136H243ZM13 135H12V136H13ZM22 135H20V136H22ZM35 135H36V134H35ZM35 135H34V136H35ZM39 135H40V134H39ZM39 135H36V136H39ZM49 135H50V134H49ZM56 135H57V134H56ZM93 135H94V134H93ZM96 135H97V134H96ZM116 135H117V134H116ZM197 135H198V133H197ZM199 135H200V134H199ZM210 135H211V134H210ZM241 135H240V136H241ZM262 135H264V133H263ZM262 135H261V134H260V136L258 135V136H259L258 138L262 137ZM26 136H27V135H26ZM28 136H30V135H28ZM57 136H59V135H57ZM79 136H80V135H79ZM90 136H89V137H90ZM112 136H113V135H112ZM179 136H181V135H179ZM179 136H178V137H179ZM189 136H190V135H189ZM194 136H195V137H193V138H198L196 135H194ZM214 136H215V135H214ZM224 136H222V137H223L222 141L224 142L225 140H227V141L230 142V140H228V139H230L231 137H230V136H225V138H224ZM231 136H232L231 139H233V135H231ZM254 136L257 137V135H254ZM16 137H18V136H16ZM54 137H55V136H54ZM69 137H70V135H69ZM76 137H77V136H76ZM96 137H97V136H94V138H93V141H94V142L97 141V140L95 141V138H96ZM102 137H103V136H102ZM114 137H115V135H114ZM117 137H118V136H117ZM176 137H177V136H176ZM181 137H182V136H181ZM183 137H184V135H183ZM199 137H200V136H199ZM207 137H208V136H207ZM211 137H212V139H213V135H212ZM211 137H209L210 139L207 138V139H208V142H209V140L211 141ZM228 137H230V138H228ZM237 137H238V135H237ZM37 138H38V137H37ZM50 138H51V137H50ZM52 138H53V136H52ZM52 138H51V139H52ZM59 138H60V137H59ZM61 138H62V137H61ZM77 138H79V137H77ZM100 138H101V137H100ZM104 138H105V137H104ZM112 138H113V137H112ZM112 138H111V139H112ZM185 138H186V137H185ZM185 138H184V139H185ZM215 138H216V136H215ZM227 138H228V139H227ZM234 138H235V139L233 140V142H234L235 148H237V144H235V143H238V142H235V141H236V139H237V141H238L239 138H236V136H235ZM258 138H257V140H256L255 138H253V139H254L253 142H255V144H254L255 147L258 146V145H256V144H257L256 141L259 140ZM7 139H8V138H7ZM10 139H11V138H10ZM23 139H24V138H23ZM26 139H27V138H26ZM26 139L23 140V141H26ZM30 139H31V138H30ZM33 139H34L33 142L30 141L31 143H33V146H35V145H39V144H34L35 137H33ZM53 139H54V138H53ZM72 139H73V137L71 138V140H72ZM101 139H102V138H101ZM171 139H173V137H172ZM176 139H177V138H176ZM186 139H187V138H186ZM224 139H225V140H224ZM18 140H19V139H18ZM37 140H38V139H36V141H37ZM59 140H60V139H59ZM167 140H169V141H167V143L170 142V139H167ZM187 140H188V139H187ZM262 140H264V136L261 138V141L259 140L260 142L258 141V143H260V145L264 143V142H262ZM0 141H1V140H0ZM19 141H21V139H20ZM28 141H29V139H28ZM36 141H35V143H38V142H39V140H38V142H36ZM60 141H61V140H60ZM91 141H92V139H91ZM99 141H100V139H99ZM103 141H104V140H103ZM103 141H100V142L105 143V142H103ZM115 141H116V139H115ZM164 141H166V140L164 139ZM173 141H174V139H173ZM177 141H179V140H177ZM193 141H194V140H193ZM206 141H207V140H206ZM214 141H215V140H214ZM214 141H213V143H214ZM216 141H218V140H216ZM227 141H226V142H227ZM231 141H232V140H231ZM7 142H8V140H7ZM26 142H27V141H26ZM30 142H29L28 144H30ZM54 142H55V141H53V143H54ZM56 142H57V141H56ZM56 142H55V143H56ZM58 142H59V141H58ZM74 142H75V141H74ZM179 142H180V141H179ZM183 142H184V140H183ZM195 142H196V141H195ZM208 142H206V145H201V146H207V145L210 144L212 141H211L210 143H208ZM233 142H231V144H232ZM0 143H1V142H0ZM3 143H4V140H3ZM17 143H18V141H17ZM19 143H20V142H19ZM22 143H23V142H22ZM22 143H21V145L17 144V149H18V151H19V148H20V147H18V145H19V146L24 145V144H22ZM24 143H25V142H24ZM164 143H166V142H164ZM170 143H172V142H170ZM184 143H185V142H184ZM198 143H199V142H198ZM202 143H204V142H202ZM207 143H208V144H207ZM213 143H211V144H213ZM220 143H221V140H220ZM14 144H15V143H14ZM28 144L26 143L25 146H27ZM60 144H61V143H60ZM66 144H67V143H66ZM68 144H70L69 141H68ZM73 144H74V143H73ZM92 144H93V143H92ZM106 144H107V143H105V145H106ZM200 144H201V143H200ZM223 144H224V143H223ZM227 144H228V143H227ZM229 144H230V143H229ZM31 145H32V144H31ZM79 145H81V144H79ZM93 145H94V144H93ZM93 145H91V146L94 148L97 144L95 143V146H93ZM101 145H102V144H101ZM101 145H99V146L101 147ZM110 145H111V144L108 142V145H107V146L110 147ZM112 145H113V144H112ZM112 145H111V147H112ZM168 145H169V144H168ZM168 145H167V146H168ZM216 145H217V146H216ZM216 145H215V146L218 147V144H217V143H216ZM232 145H233V144H232ZM232 145H231V147H229V149H230V151L233 150V152L236 153V154L233 155V157H235V156L238 154L237 151L240 152V151H239V148H240V147L237 148L236 151H235V150H234V147H233V149H232ZM10 146H12V144H11ZM13 146H14V145H13ZM33 146H32V148H33ZM55 146H57V144H55ZM55 146H54V147H55ZM75 146H76V145H75ZM97 146H98V145H97ZM107 146H105V147H107ZM167 146H165V148H166ZM187 146H188V145H187ZM210 146H212V145H210ZM215 146H212V147H215ZM254 146H253V143H252V147H254ZM1 147H2V146H1ZM35 147H36V146H35ZM35 147H34V149H35ZM37 147H39V146H37ZM61 147H62V146H61ZM65 147H66V146H65ZM102 147H103V146H102ZM109 147H108V148H109ZM111 147H110L109 149L106 148V150H107V149H108V151H109V150H110V151L113 150L114 145H113V148H111ZM196 147H199V146L196 145ZM255 147H254V149L252 148L253 151H254L255 153H254L253 151H252V152L254 153V155L256 154V156H254V155H252V154H251V156H253V160H254L255 157H257V158L259 157V158L261 159V161H262V159H264V158H261L260 156H262V155L264 154V150H261V151H263V152H262L263 154H258V151H260V150L258 149L257 152H256V151H255V150H256ZM258 147H259V146H258ZM5 148H6V147H5ZM15 148H16V147H15ZM21 148H22V147H21ZM23 148H24V147H23ZM52 148H53V147H52ZM57 148H58V147H57ZM59 148H60V145H59ZM69 148H70V146H69ZM103 148H104V147H103ZM177 148H178V147H177ZM206 148H208V147H205V149H206ZM210 148H211V147H210ZM210 148H209V150L214 149V148H211V149H210ZM261 148H262V145H261L260 149H261ZM263 148H264V147H263ZM8 149H9V148H8ZM24 149H25V148H24ZM66 149H67V148H66ZM66 149L64 150V148H63V150H64L65 152H68ZM94 149H95V148H94ZM168 149H170V148H168ZM175 149H176V148H175ZM185 149H188V147H187V148H186V147L183 148V151H185ZM190 149H191V150H193V149L196 150L197 148H195V147L193 148V145H192V147H190ZM200 149H201V147H200ZM217 149H219V147H218V148H215V151L213 150V152H216ZM229 149H228V147H226V150H225V151L229 152ZM12 150H13V149H12ZM20 150H21V149H20ZM22 150H23V149H22ZM22 150H21V151H22ZM28 150H29V148H28ZM36 150H37V149H36ZM36 150H34V151H36ZM38 150H39V149H38ZM51 150H53V149H51ZM51 150H50V151H51ZM81 150H82V149H81ZM85 150H86V149H85ZM85 150H84V151H85ZM97 150H98V149H97ZM191 150H190L191 154H192V153H193L194 155L199 154L198 157H195V156L193 155V157H195V158H199L200 156L202 157V155H200V153H202V151L206 152V150H203V148H202L201 151H200V150H196L197 152H198V151L200 152V153H197V154L194 153V152H192ZM195 150H194V151H195ZM209 150H208V151H209ZM246 150H247V149H246ZM1 151H2V150H1ZM3 151L5 152V150H3ZM26 151H27V149H26ZM30 151H31V150H30ZM32 151H33V150H32ZM58 151H59V149H58ZM58 151L56 150L55 153H56V152L58 153ZM70 151H71V148H70ZM70 151H69V152H70ZM73 151H74V150H73ZM101 151H102V149H101ZM101 151H100V149H99V152H101ZM103 151H104V149H103ZM108 151H107V152H108ZM164 151H165V150H164ZM166 151H167V150H166ZM178 151H179V149H178ZM181 151H182V150H181ZM196 151H195V152H196ZM208 151L206 152V155H208V153L210 154V152H211L212 150H211L210 152H208ZM218 151H219V150H218ZM220 151H221V153L224 152V153H225V156L227 155V154H226L227 152H225V151H223V150H220ZM243 151H244V150H243ZM13 152H14V151H13ZM19 152H20V151H19ZM45 152H46V151H45ZM60 152H61V150H60ZM60 152H59V153H60ZM62 152H63V151H62ZM62 152H61V153H62ZM65 152H63V153H65ZM89 152H90V151H89ZM104 152H105V151H104ZM104 152H103V153H104ZM107 152H106V154H108ZM168 152H170V151L168 150ZM187 152H188V153L185 152L184 155L190 154V152H189L188 150H187ZM233 152H232V153H233ZM245 152H246V151H245ZM6 153H7V152H6ZM15 153H16V152H15ZM22 153H24V151H23ZM27 153H28V152H27ZM29 153H30V152H29ZM29 153H28V154H29ZM32 153H33V152H32ZM46 153H47V152H46ZM51 153H54V152H50V154H51ZM55 153L53 154L54 156H55ZM72 153H73V152H72ZM74 153H75V152H74ZM92 153H93L92 155H94V157H95V155H96L95 153H97V152H94V150H93ZM103 153H102V152H101V154L99 153V154L97 155V157H96L95 160H97L98 157H99V158H100L101 156L104 157V154H103ZM113 153L115 154V149H114ZM177 153H178V152H177ZM183 153H184V152H183ZM224 153H223V154H224ZM229 153H231V152H229ZM232 153H231V154H232ZM249 153H250V152H249ZM9 154H10V153H9ZM68 154H69V153H68ZM102 154H103V155H102ZM109 154H111L110 156L113 155L112 152L109 153ZM109 154H108V155H109ZM161 154H162V153H161ZM178 154H182V153L179 152ZM178 154H177V155H178ZM214 154L217 155L218 152L213 153V156H212L213 159H214V158L216 159V155H214ZM223 154H219V156L221 155V156H220L221 158L219 157L220 159H219V160L217 159V160H218L219 162H221V163H222V162H223V163L225 162L224 160L227 158L228 155L231 156L230 154H228V155L225 157V159H224V158H223V156H224ZM246 154H248V153L246 152ZM246 154H244V155L247 156ZM257 154H258V155H257ZM5 155H6V154H5ZM20 155L23 157V155H22L21 153H20V154H17L18 157H19ZM29 155H30V154H29ZM46 155H47V154H46ZM58 155H59L60 157H61V156H64V155H62V154H61V155L58 154ZM58 155H57V156H58ZM65 155H67V154L65 153ZM100 155H101V156H100ZM108 155H106V156L108 157ZM164 155H165V154H164ZM241 155H242V153H241ZM244 155H243L242 157H244ZM259 155H260V156H259ZM2 156H3V155H2V152H1V157H2ZM26 156H27V155H26ZM54 156H53V157H50V156H49V158H52V160H53ZM68 156H69V155H67V157H68ZM73 156H74V155H73ZM90 156H91V155H90ZM114 156H115V157H114ZM114 156H113V159H111L112 161L114 160V158H116V155H114ZM144 156H145V154H144ZM144 156L141 155L142 160H143V159H146V157L143 158ZM165 156H166V155H165ZM171 156H173V155L171 154ZM214 156H215V157H214ZM251 156H249L250 158L248 157L249 160L251 159ZM263 156H264V155H263ZM27 157H28V156H27ZM55 157H56V156H55ZM60 157H58V158L56 157V159L58 160ZM139 157H140V156H139ZM141 157H140V158H141ZM156 157H158V154H157V156H155V158H156ZM159 157H160V156H159ZM173 157H174V156H173ZM188 157L190 158V156H188ZM201 157L199 158L200 161H198V162H202V161H203V163H205L206 161L209 162V163L207 164V166H206V164H205V166L207 167V168H206V169H207L206 171H208V170L210 169V167L213 165L212 163H210V161H212V160H206V161H205V160H203V159H205V158L202 157L203 159H202V161H201ZM209 157H210V155H209ZM209 157H207V158H209ZM233 157H232V158H233ZM238 157H239V155H238ZM3 158H4L5 161H6V158H7V157L5 158V157L3 156ZM9 158H10V156H9ZM14 158H15V157H14ZM19 158H20V157H19ZM19 158H17V159H19ZM61 158H62V157H61ZM71 158H72V156H71ZM133 158H134V157H133ZM160 158H162V157H160ZM163 158H165V157H163ZM182 158H183V157L181 156V159H182ZM186 158H187V156H185V159H184L185 161H186ZM217 158H218V157H217ZM228 158H229V157H228ZM228 158H227L226 161H228ZM239 158H240V159L238 160V159L235 157V160H238V161H236L237 164L240 162V160H242L241 163H242V162H243V163L246 162L245 159H244L245 157H244V158L239 157ZM248 158H246L247 162H249ZM0 159H1V158H0ZM15 159H16V158H15ZM24 159L26 160L27 158L24 157ZM75 159H76V158H75ZM84 159H85V158H84ZM138 159H139V158H137V160H138ZM178 159L180 160V155L178 156ZM209 159H210V158H209ZM215 159H214V160H215ZM223 159H224V160H223ZM243 159H244V161H243ZM260 159H255V160H256V161H257V160L260 161ZM7 160H8V159H7ZM27 160H28V159H27ZM29 160H30V159H29ZM35 160H36V159H35ZM63 160H65V158H63ZM67 160H68V159H67ZM76 160H77V159H76ZM92 160H93V159H92ZM98 160H99V159H98ZM107 160H108V158H107ZM153 160H154V159H153ZM159 160H160V159H159ZM162 160H165V161H163V162L168 163V161L166 162V159H162ZM167 160H169V157H168ZM170 160L173 161L172 158H170ZM174 160H176V159H174ZM179 160H178V161H179ZM192 160H193L194 165H193L192 167L190 166V169H191V170L193 169V167H194L195 165H197V164H195L194 159H192ZM196 160H197V159H196ZM196 160H195V161H196ZM221 160H222V161H221ZM235 160H234V161H235ZM251 160H252V159H251ZM253 160H252V163H253ZM8 161H9V160H8ZM8 161H7V162H8ZM21 161H23V159H22ZM21 161H20L19 165H21V167H22V165H24V164H21ZM37 161H38V160H37ZM49 161H50V159H49ZM49 161H48V163H49V165H50V162H51V161H50V162H49ZM59 161H60V160H59ZM80 161H81V160H80ZM86 161H87V160H86ZM138 161L141 162V159L138 160ZM147 161H148V160H147ZM156 161H157V160H156ZM156 161H155V162H156ZM172 161H169V162H172ZM188 161H190V160H188ZM218 161H216V162L218 163ZM259 161H258V164L260 163ZM263 161H264V160H263ZM0 162H1V161H0ZM15 162H16V161H15ZM18 162H19V160H18ZM18 162H17V164H18ZM25 162H26V161H25ZM38 162H39V161H38ZM52 162H53V161H52ZM52 162H51V164H52ZM57 162H58V161H57ZM57 162H56V163H57ZM62 162H64V161H60L59 163L61 164ZM65 162H66V161H65ZM70 162H71V161H70ZM84 162H85V161H84ZM87 162H88V161H87ZM94 162H98V161H94ZM94 162H93V163H94ZM108 162H109V161H108ZM115 162H116V161H115ZM140 162H139V165L136 163L138 169H140V168H141L140 166H142L144 163H145L144 165H146V163L149 165V163L146 162V160H145V161L143 160V161L141 162V163H143L142 165L140 164ZM158 162H159V161H158ZM214 162H215V161H214ZM247 162H246V163H247ZM2 163H4V162H3V159H2ZM8 163H9V162H8ZM8 163H7V165H8ZM10 163H11V162H10ZM13 163H14V162H13ZM26 163H27V162H26ZM33 163H34V162H33ZM40 163H41V162H40ZM40 163H39V165H40ZM56 163H55V160H54V165H56ZM76 163H77V162H76ZM82 163H83V162H82ZM98 163H100V162H98ZM101 163H102V161H101ZM101 163H100V164H101ZM165 163H164V164H165ZM179 163H182V164H183V162H181V161L178 162L177 164H179ZM186 163H188V162H186ZM186 163H184V164H185L184 166H186V165L189 166V165L192 164L191 162H190L191 164L188 163L189 165L186 164ZM196 163H197V161H196ZM203 163H202V165H201V164H198V165H201V167L203 168V167H205V166H203ZM217 163H215L216 167L218 166L219 168H221V167H220V164L218 163V165H217ZM225 163H226V162H225ZM250 163H251V162H250ZM263 163H264V162L260 163V164H262V167L264 166ZM35 164H36V162H35ZM41 164L44 165L45 163H41ZM57 164H58V163H57ZM62 164H64V163H62ZM66 164H68V163H66ZM66 164H64V165L66 166ZM69 164H70V163H69ZM74 164H75V163H74ZM74 164H73V159H72V164H71V165H72V166H75ZM100 164H99V165H100ZM113 164H115V163H113ZM113 164H112V165H113ZM151 164L153 165L152 162H151ZM151 164H150V165H151ZM157 164H158V163H157ZM164 164H163V166H164ZM169 164L171 165V163H169ZM209 164H211V166H208ZM237 164H235V166H237ZM239 164H240V163H239ZM4 165H5V163H4ZM7 165H6V166H7ZM14 165H15V164H14ZM19 165H18V166H19ZM27 165H28V164H27ZM31 165H33V164H31ZM43 165H42V167H43ZM54 165H51V166H54ZM64 165H63V167H64ZM79 165H80V164H79ZM92 165H93V164H92ZM99 165H98V167L100 168L99 170L102 171V168H101L102 166H101V165L99 166ZM102 165H104V163H102ZM109 165H110L111 167H113V166H115L116 164L113 165V166H112L111 164H109ZM127 165H128V164H125L123 167H125V166H127ZM160 165H161V164H160ZM173 165H174V164H173ZM173 165H172V167H175L176 164H175L174 166H173ZM198 165H197V168L199 169L200 167H199ZM215 165H214V166H215ZM240 165H241V164H240ZM248 165H249V167H247V168L250 169V168H251V167H250V164L248 163ZM8 166H9V165H8ZM28 166H29V165H28ZM37 166H38V164H37ZM51 166L49 167L48 164H47L46 167H47V168H48V167L50 168V169L47 170V172H49V170H52L51 168H53V167H51ZM56 166H57V165H56ZM59 166H60V165H59ZM72 166H71V167H72ZM77 166H78V164H77ZM93 166L96 167V166H97L96 163H94ZM106 166H107V165H106ZM128 166H129V165H128ZM128 166H127V167H128ZM146 166H147V165H146ZM154 166H155V165H154ZM167 166L169 167V165H167ZM179 166H181V164H180ZM182 166H183V165H182ZM182 166H181V167L176 166L177 168H180V169L182 168V170H181L182 173L178 172L180 169H178L177 172H175V173H176V174L179 173L180 175H183V174L185 173L184 175H187L188 173H187L186 171H183L185 167L183 168ZM222 166H223V164H222ZM224 166L227 167L226 164H224ZM224 166L222 167L223 170H224ZM235 166H234V165L231 166L232 169H233V167H235ZM245 166H247V165H245ZM251 166H252V165H251ZM257 166H259V165H257ZM11 167H12V166H11ZM21 167H20V168H21ZM25 167H26V166H25ZM54 167H55V166H54ZM61 167H62V166H60V169H61ZM63 167H62V169H63ZM68 167H69V165H68ZM95 167H93V169H92L93 172H94V170H95V172H96V170L98 171V169H95ZM98 167H96V168H98ZM104 167H105V166H104ZM107 167H108V166H107ZM123 167H122V168H123ZM144 167H145V166H144ZM144 167H143V168H144ZM150 167H151V166H150ZM159 167H160V166L158 165V167H157L158 169H156V170H158V171H157V174H158V172L160 171L159 169H161L162 165H161L160 168H159ZM176 167L174 168V170H173V168L170 167V170L172 169V171H176V170H175V169H177ZM208 167H209V168H208ZM228 167H229V166H228ZM8 168H9V167H8ZM18 168H19V167H18ZM20 168H19V170L17 169L16 172H18V171H20L21 169H23V167H22L21 169H20ZM30 168H31V167H30ZM34 168H37V167H33V169H34ZM64 168H66V167H64ZM69 168H70V167H69ZM72 168H73V167H72ZM72 168H71V169H72ZM89 168H90V167H89ZM109 168H110V167H109ZM129 168H130V167H129ZM143 168H142V170H139V171H138V169L136 168V169H137L136 173L139 174L140 171L143 172V171H144ZM146 168H148V166H147ZM146 168H145V169H146ZM153 168H154V167H152L151 169L154 170ZM163 168H164V167H163ZM165 168H167V167L165 166ZM187 168H188V167H186V170H187ZM202 168H200V169L202 170ZM212 168H213V166H212ZM212 168H211V170H213ZM236 168H237V167H236ZM236 168H234L235 171L237 170ZM252 168H253V167H252ZM252 168L250 169V171L248 170L247 172H246V170H245V172H246L247 174L244 173V175H248V173L251 174V172L254 173L255 170H256V171L258 170V169L253 170ZM260 168H261V165H260ZM14 169H16L15 166H14ZM14 169H13V170H14ZM25 169H26V168H25ZM33 169H32V170H33ZM40 169H41V168H40ZM43 169H44V168H43ZM58 169H59V167H58ZM58 169L56 168L54 172H56V170H58ZM67 169H68V168H67ZM104 169H105V168H104ZM110 169H111V168H110ZM123 169H125V168H123ZM123 169H122V170H123ZM149 169H150V168H149ZM149 169H148V170H149ZM168 169H169V168H167V170H168ZM188 169H189V168H188ZM215 169H216V168H215ZM245 169H246V168H245ZM261 169H262V168H261ZM261 169H260V170H261ZM263 169H264V168H263ZM263 169L261 170V174H259V175H261L262 178L264 179V170H263ZM4 170H5V169H4ZM27 170H28V169H27ZM35 170H36V169H35ZM65 170H66V169H65ZM65 170H64V172H68V171H69V169H68V171H65ZM72 170H74V169H72ZM106 170H107V169H106ZM120 170H121V166H120ZM152 170H151V171H152ZM191 170H190V171L187 170V171L190 172L189 174L193 173V174H191V178H193L194 174L197 173V170H196L195 167H194V169H193L192 171H191ZM194 170H196V173L193 172ZM201 170H200V172H201ZM203 170H204V172H205V168H203ZM251 170H253L254 172L251 171ZM23 171H24V170H23ZM61 171H62V170L58 171L59 174H61ZM74 171H75V170H74ZM78 171H79V170H78ZM92 171H91V172H92ZM107 171H108V170H107ZM111 171H112V169H111ZM124 171H127V173H126V172H123V173H125V174L128 175V171H129V173H130L131 169H130V170H127V168H126V170H124ZM132 171H133V169H132ZM149 171H150V170H149ZM163 171H166V170H163ZM8 172H9V169H8ZM40 172H42V171L39 170V173H40ZM70 172H71V170H70ZM76 172H77V171H76ZM98 172H100V171H98ZM102 172H103V171H102ZM119 172H120V171H119ZM142 172H141V173H142ZM146 172H147V174H148V171H146ZM160 172H161V171H160ZM166 172H168V171H166ZM169 172H170V171H169ZM202 172H203V171H202ZM222 172L224 173V171H222ZM229 172H230V171H229ZM231 172L234 173V171H231ZM5 173H6V171H5ZM12 173H13V172H12ZM33 173H35V172H33ZM37 173H38V172H37ZM39 173H38V175H39ZM45 173H46V171H45ZM45 173H44V175H46V177H47V175H49V174H48V173L45 174ZM49 173H53V172L51 171V172H49ZM123 173H122V174H123ZM132 173H133V172H132ZM151 173H152V172H151ZM155 173H156V172H153L152 174L154 175ZM170 173H171V172H170ZM172 173H173V172H172ZM198 173H199V172H198ZM227 173H228V172H227ZM258 173H259V172H258ZM258 173H257V175H255V176H258V177H260V179H261V176H259ZM3 174H4V172H3ZM7 174H10V173H7ZM18 174H19V173H18ZM35 174H36V173H35ZM53 174H55V173H53ZM53 174H52V176H54ZM64 174H65V173H64ZM69 174H70V173H69ZM75 174H76V173H75ZM75 174H73V175H74V178H73V179L76 180L77 176H76V178H75ZM96 174H98V173L96 172ZM110 174H111V173H110ZM125 174H124V175H125ZM157 174H156V175H157ZM176 174H175V175L171 174V176H172L171 179L174 177V180H175V176H179V175H176ZM189 174L187 175L188 177H189ZM200 174H202V173H200ZM250 174H249V175H250ZM255 174H256V173H255ZM5 175H6V174H5ZM44 175H43V176H44ZM57 175H58V174L55 175L56 179H57L58 176H59V175H58V176H57ZM66 175L68 176V173H66ZM76 175H77V174H76ZM118 175L120 176V174H118ZM118 175H117V176H118ZM127 175H125V177H127V178H125V179L129 180L128 176H129L130 174H129L128 176H127ZM136 175H137V174H136ZM136 175H135V178L137 179V178L139 177V175H138V177H137ZM148 175H150V173H149ZM148 175H147V176H148ZM153 175H151V177H152ZM196 175H197V174H196ZM198 175H199V174H198ZM205 175H206V174H205ZM205 175H204V176H205ZM231 175H232V174H230V176H231ZM235 175H236V174H235ZM235 175H234V176H235ZM239 175H240V174H239ZM244 175H242V176H244ZM1 176H2V175H0V177H1ZM8 176H10V175H8ZM8 176H6V177H8ZM33 176H36V175H33ZM49 176H50V177H48V180L50 181L51 179H53V177L51 176V174H50ZM61 176H62V175H61ZM61 176H59V178H60ZM64 176H65V175H64ZM67 176H66V177H67ZM78 176H79V173H78ZM80 176H81V175H80ZM83 176H84V174H83ZM112 176H113V175H112ZM140 176H141V175H140ZM145 176H146V174L144 173L143 178H144ZM154 176H155V175H154ZM167 176H168V175H167ZM167 176H166V178H167ZM169 176H170V174H169ZM187 176H186V177H187ZM199 176H200V177H199V179H200V178H201V175H199ZM204 176L202 175V179H203ZM220 176H221V175H220V173H219V176H216V177L214 176V177H215V178L218 177L219 179H220V178H221V179L225 178L224 175H223L224 177H220ZM226 176H227V174H226ZM230 176H227V177H230ZM251 176H252V174H251ZM251 176H249V177L247 176V177L251 179ZM253 176H254V175H253ZM255 176H254V177H255ZM4 177H5V176H4ZM10 177H11V176H10ZM16 177L18 178V175H17ZM20 177H21V176H20ZM39 177H40V176H39ZM51 177H52V178H51ZM109 177H110V176H109ZM115 177H116V176H114V178H115ZM121 177H123V176H121ZM121 177H118V178L120 179ZM179 177H180V176H179ZM182 177H183V176H182ZM186 177L184 176L183 179L180 178L181 182H182V180H183V183H185L184 185H182L183 187L181 186V188L188 190V189H190V188H188V189H187V188H184L185 185H188V184H187L188 182H186V180H185V182H184V179H185ZM197 177H198V176H197ZM232 177H233V175L231 176V178H232ZM1 178H3V177H1ZM13 178H14V177H13ZM44 178H45V177H44ZM50 178H51V179H50ZM68 178H69V177H68ZM79 178L81 179V177H79ZM79 178H77V179L79 180ZM106 178H108V177H106ZM110 178H111V177H110ZM118 178L115 179V180L117 181ZM135 178L133 177L134 180L131 179V180H133V183L130 184V183L128 182V183L130 184V186H131L132 184H135V183H134V181L136 180ZM145 178H146V177H145ZM163 178H164V177H163ZM166 178H165V179H166ZM210 178H212V177H210ZM215 178H214V180H215ZM218 178H217V179H218ZM233 178H234V177H233ZM233 178H232V180H233ZM244 178H245V177H244ZM256 178H257V177H256ZM19 179H21V178H19ZM89 179H90V178H89ZM139 179H140V181H141L142 176H141V178H138L137 180L139 181ZM147 179H148V178H147ZM147 179H146V181H147ZM155 179H156V178H155ZM165 179H163V181H164ZM168 179H169V178H167V180H166L168 185L166 184L165 181H164V182H162V180H160V181H161L162 183H164L165 185L169 186V185H170V182L173 183V181H171V180L168 181ZM186 179H187V181H190V182H189V185H190V184H192V185L194 184L195 187H197V186H196V183L199 181V180H197L198 178H193V179H191V180H190V179L188 180V178H186ZM194 179L196 180L195 182H193ZM202 179H201V183L203 184L204 181L202 182ZM225 179H227V178H225ZM257 179H258V178H257ZM263 179H262V180H263ZM17 180H18V179H17ZM17 180H16V181H17ZM23 180H24V179H23ZM27 180H28V179H27ZM54 180H55V179H54ZM57 180H58V179H57ZM57 180H56V182H57ZM62 180H63V179H62ZM113 180H114V179L112 178V181H113ZM172 180H173V179H172ZM176 180H178V179H176ZM204 180H205V179H204ZM211 180H212V179H209L210 182H208V180H205V181H206V184H207V182H208L209 184H210L211 182H213V181H211ZM241 180H242V181H245L244 179H241ZM247 180H248V179H247ZM258 180H259V179H258ZM2 181H4V180H2ZM16 181H15V182H16ZM18 181H19V180H18ZM21 181H22V179H21ZM38 181H39V180H38ZM42 181H43V180H42ZM46 181H47V179H46ZM49 181H48V185H49ZM58 181H60V180H58ZM76 181H77V180H76ZM110 181H111V180H110ZM120 181H122V180H119V182H120ZM123 181H124V177H123ZM123 181H122V182H123ZM129 181H130V180H129ZM138 181H137V182H138ZM140 181H139V182H140ZM148 181H150V178H149ZM152 181H153V179L151 178V183H152ZM217 181H218V180H217ZM217 181L215 180L213 185H216L217 183L215 184V182H217ZM220 181H221V180H219V182H220ZM224 181H226V180H224ZM234 181H237V180H234ZM251 181H252V180H249V183H250V184H252ZM253 181L256 182L255 179H254ZM260 181H261V180H260ZM4 182H6V181H4ZM19 182H20V181H19ZM23 182H25V181H23ZM27 182H28V181H27ZM52 182L55 183V181H51V183H52ZM65 182H66V181H64V183H65ZM72 182L75 183L74 180H73ZM135 182H136V181H135ZM137 182H136L135 186H136V185L138 186V183H137ZM142 182L145 184V186H144V185H143V186H144L145 189H146V186H147V185H146V182H145L144 180H142ZM158 182H159V180H158ZM158 182H157V183H158ZM179 182H180V181H178V183H177L178 185L181 183V182H180V183H179ZM237 182H238V181H237ZM240 182H241V181H240ZM240 182H239V183H240ZM255 182H253V184H254ZM261 182H262V181H261ZM261 182H259V183H257V184L255 183V184H256L257 186H258V184H259V186H262V185L260 184ZM2 183H3V182H2ZM45 183H46V182H45ZM115 183H117V182H115ZM115 183H113V184L115 185ZM149 183H150V182H149ZM155 183H156V181H155ZM155 183H154V184H155ZM183 183H181V184H183ZM223 183H226V184L228 183V184L231 185L233 182L231 181V183H230V180H229V182H228V179H227V181H226V182H223ZM223 183L220 182L219 184H223ZM235 183H236V182H235ZM239 183H238V184H239ZM245 183H246V181L243 182V183L241 182L239 185L242 186V184L245 185ZM263 183H264V180H263ZM4 184H5V183H3V185H4ZM16 184H17V183H16ZM18 184H20V183H18ZM18 184H17V185H18ZM24 184H25V183H24ZM43 184H44V183H43ZM43 184H42V186H43ZM46 184H47V183H46ZM46 184H45V185H46ZM61 184H62V183H61ZM65 184H66V183H65ZM65 184H64V185H65ZM69 184H70V183H69ZM69 184H68V185H69ZM113 184H112V187H113ZM117 184L119 185V183H117ZM121 184H122V183H121ZM125 184H126V183H125ZM140 184H141V183H140ZM147 184H148V183H147ZM159 184H161V183L159 182ZM159 184H158L157 186H160ZM164 184H163V185H164ZM175 184H176V181H175L174 184L170 185V186H171V187H170V192H169L170 194H167V195H171V193L173 194V192L176 191V190L174 191V189H172V186H175ZM181 184H180V185H181ZM198 184H199V182H198ZM219 184H218V185H219ZM246 184L248 185V182H247ZM255 184H254V185H255ZM9 185H10V184H9ZM29 185H30V183H29ZM59 185H60V184H59ZM59 185H58V186H59ZM62 185H63V184H62ZM80 185H81V184H79V187H81ZM82 185H83V184H82ZM107 185H108V184H107ZM123 185H124V184H123ZM141 185H142V184H141ZM150 185H152V184H150ZM178 185H176V186H178ZM180 185H179L178 188H180ZM189 185H188V187H189ZM1 186H2V184H1ZM1 186H0V187H1ZM7 186H8V184H7ZM7 186H6V188H7ZM21 186H23V185H21ZM32 186H33V185H32ZM56 186H57V185H56ZM65 186H66V185H65ZM65 186H63V187H65ZM109 186H111V185L109 184L108 187H109ZM119 186H120V185H119ZM130 186H129V187H130ZM132 186L134 187V185H132ZM132 186H131V188L128 190V192H127L128 194H130L129 191L132 189ZM143 186H142V187L138 186V187H136V188H140L139 190L141 191V190L143 189ZM155 186H156V185H155ZM167 186H165V187H166L165 189L168 188ZM200 186H202V185H198V187H200ZM204 186H207V187H208V185H205V183H204L203 187H204ZM210 186H211V184H210ZM210 186H209V187H210ZM221 186H222V185H221ZM223 186H224V185H223ZM223 186H222V187H223ZM231 186H232V185H231ZM231 186H230V187H231ZM234 186L236 187L235 184H234ZM251 186H252V185H250V186H248V187H249V188H252ZM257 186H254L253 188L255 189V187L257 188ZM259 186H258V187H259ZM4 187H5V186H3V188H4ZM34 187H35V185H34L32 188L34 189ZM45 187H46V186H45ZM45 187H44V188L42 187V188H43L42 190L45 191V189L48 190V188H49V189H50V190H49L50 192L46 190V192L49 194V196H53V195L55 194V192L60 191L59 189H57V191H56V188L54 187L55 192H54V194H53L52 191H54V190H53V189L51 190V187L53 188V186H50V187L48 186V188H45ZM60 187H61V185H60ZM67 187H68V186H67ZM108 187H107V188H108ZM117 187H118V186H117ZM117 187L115 186V189L118 190L119 187H118V188H117ZM121 187H123V189L121 190V191H123V190H124V187H128V185H127V186H121ZM121 187H120V189H121ZM129 187H128V188H129ZM149 187H150V186H149ZM163 187H164V186H163ZM163 187L160 186L158 189H159V190H160V188L163 189V192H162V193H163V195H165V193H167V192H164L165 189H164ZM190 187H192L193 189H195L194 186H191V185H190ZM198 187H197V188H198ZM207 187H206L205 189H207ZM212 187H213V186H212ZM212 187H211V188H212ZM214 187H216V186H214ZM225 187H226V188H229L228 185L225 186ZM225 187H223V188H225ZM244 187H245V186H244ZM246 187H247V186H246ZM58 188H59V187H58ZM109 188H110V187H109ZM136 188H134V189H135L134 192L136 191ZM141 188H142V189H141ZM152 188H153V187H152ZM152 188H151V189H152ZM176 188H177V187H176ZM181 188H180V189H181ZM201 188H202V187H201ZM216 188H217V187H216ZM220 188H221V187H220ZM231 188H232V187H231ZM231 188H230V189H231ZM242 188H243V186H242ZM263 188H264V186H263V187H260L259 190H260V189H263ZM1 189H2V188H1ZM60 189H61V188H60ZM62 189L65 190L64 188H62ZM62 189H61V192H62ZM78 189H79L80 193H76V194H78V196H79V194H81V198H82V200H83V202H84V207H85V209H86V212H84V213H86V215H88V217H89V214H91V211L93 212V210L96 209V204L93 202V200H91V199H90V201L88 200V199L90 198V195L87 196L88 192L86 193V191L84 190L83 187H82V188H78ZM78 189H77V191H78ZM90 189H91V188H90ZM111 189H112V188H110V190H111ZM115 189H112L111 191H113V190L116 191ZM125 189H126V188H125ZM145 189H143V190L145 191ZM158 189H157V190H158ZM171 189H172L173 192H171ZM180 189H179V190H180ZM193 189H192V190H193ZM205 189H204V191H205ZM230 189H229L228 193L230 192ZM233 189H234V188H233ZM236 189H237V188H236ZM243 189H244V188H243ZM247 189H248V188H247ZM247 189H246V190H247ZM254 189H253V190H254ZM7 190H8V188L6 189V191H7ZM25 190H28V189H25ZM67 190H68V188L66 189V191H67ZM75 190H76V189H75ZM137 190H138V189H137ZM147 190H148V187H147L146 191H147ZM167 190H169V189H167ZM179 190H178V191H179ZM190 190H191V189H190ZM190 190H188V191H190ZM198 190H200V188H198ZM198 190H197V191H198ZM220 190H222V189H220ZM226 190H227V189H226ZM226 190H224V191L222 190L223 194H225L224 192H225ZM231 190H232V189H231ZM72 191H73V188L71 187V192H70V193L73 195ZM118 191H119V190H118ZM126 191H127V190H126ZM132 191H133V189H132ZM144 191H143V193H144ZM146 191H145V192H146ZM161 191H162V190H161ZM180 191H181V190H180ZM188 191H187V192H188ZM195 191H196V190H195ZM202 191H203V190H201V191H199V192H202ZM232 191H233V190H232ZM232 191H231V192H232ZM234 191H235V189H234ZM238 191H239V187H238ZM241 191L243 192V190H241ZM241 191H240V192H241ZM247 191H250V190H247ZM256 191H258V189L254 191V194H256V193H255ZM4 192H5V191H4ZM30 192H32V190H30ZM30 192H28V194H29ZM33 192H34V191H33ZM36 192H37V190H35L34 193L36 194ZM46 192H44V194H45ZM75 192H76V191H74V193H75ZM123 192H124V191H123ZM123 192H121V194H122ZM134 192H133V193H134ZM136 192H137V191H136ZM136 192H135V193H136ZM141 192H142V191H141ZM141 192H139L138 194H136V196L139 195V196H138L139 199H140V197H141V196H140V195H141ZM149 192H150V191H149ZM151 192H154L153 189H152ZM151 192H150L149 194H151ZM157 192H158V191H157ZM157 192H156V193H157ZM181 192H183V191H181ZM199 192H198V193L195 192V193L199 194V195H195V197L197 196V198H198V197L200 196V193H199ZM205 192H207V191H205ZM205 192H204V193H205ZM245 192H246V191H245ZM250 192H251V191H250ZM34 193H33V194H34ZM57 193H58V192H57ZM67 193H69V192L67 191V192H66V195H65V193H64V195L67 196ZM104 193H105V192H104ZM116 193H117L118 196H121V195L118 194V193H120V192H117V191H116ZM133 193L131 192L130 195H128V194H126V195H127V197H129V196L133 195ZM135 193H134V194H135ZM146 193H147V192H146ZM146 193H144V194H145L144 198H145L146 195H147ZM159 193H160V191H159ZM159 193H157V195H158ZM162 193H161L160 195H162ZM178 193H179V192H178ZM178 193H177V194H178ZM190 193H191V191H190ZM193 193H194V191H193ZM228 193H227V194H228ZM232 193H233V192H232ZM234 193H236V192H234ZM259 193H261V192H259ZM44 194H43V197H45ZM50 194H51V195H50ZM144 194H143V195H144ZM154 194H155V193H154ZM184 194H185V193H184ZM184 194H183V195H184ZM202 194H203V193H201V196H203ZM207 194H208V193H205V195H207ZM218 194H219V193H216V195H215L216 197H214V198H216V200H217V198H219V197H217ZM223 194H221V195H223ZM227 194L225 195V196H226V199H227ZM249 194H250V193H249ZM249 194H247V195H249ZM55 195H56V194H55ZM107 195H108V192H107ZM107 195H106L105 197L108 198L109 195H108V196H107ZM122 195H124V194H122ZM143 195H142V196H143ZM167 195L165 196V198H164V196H163V199H165L164 201H166V200L168 199L169 196L167 197ZM178 195H180V197H182L181 194H178ZM178 195H175V199H176V196H178ZM189 195H191V194H189ZM189 195H188V196H189ZM233 195H234V194H232V196L228 194L229 198L231 197L230 200H233ZM236 195H237V193H236ZM236 195H235L236 198L234 199L235 201H237L236 199H239V198H237ZM240 195L242 196V195H244V193H243V194L240 193L239 196H240ZM251 195H253V194L251 193ZM261 195H262V196H261ZM261 195H260V196L257 195V197L259 196L260 198H261V197L263 198V197H264V192H263V194L261 193ZM9 196H10V195H8L7 197H9ZM15 196H16V195H15ZM17 196H18V195H17ZM41 196H42V194H41ZM46 196H48V195L46 194ZM49 196H48V200H50V197H49ZM61 196H63V195H61ZM73 196H74L73 198H75V195H73ZM76 196H77V195H76ZM78 196H77V197H78ZM110 196H113L112 193L110 194ZM133 196L135 197V195H133ZM133 196H132V197H133ZM147 196H148V195H147ZM173 196H174V195H173ZM186 196H187V194H186ZM186 196H185V197H186ZM193 196H194V194H193ZM201 196L198 198L199 201L202 200V198H203V197L201 198ZM223 196H224V195H223ZM241 196H240V199L242 198ZM249 196H250V195H249ZM5 197H6V196H5ZM7 197H6V199H8ZM13 197H14V196H13ZM55 197H56V196H55ZM59 197H60V196H59ZM59 197H58V198H59ZM68 197L70 198L69 195H68ZM71 197H72V196H71ZM79 197H80V196H79ZM121 197H122V196H121ZM127 197L124 198V199H127ZM132 197L128 198V200H129V199H130V201L133 200L134 197H133V199H131ZM153 197H154V196H153ZM153 197H152L153 200L156 199L155 197H154V198H153ZM189 197H192V195L189 196ZM189 197L187 198V200H190V199L193 198V197H192V198L189 199ZM195 197H194L193 199H195ZM206 197H207V196H206ZM206 197H205V198H206ZM255 197H256V196H255ZM257 197H256V198H257ZM15 198H16V197H15ZM15 198H14V199H15ZM41 198H42V197H41ZM46 198H47V197H46ZM135 198H136V201H135L136 204H133V205L136 206L140 201H142L143 198H141L140 200H139L137 197H135ZM157 198H159L160 201H158V199H157V202H154V201L151 199L152 202H153L154 204H157V203L159 204V203H160V205H163L164 202L162 201V200H163V199H162V196H161V198H160L159 196H158ZM166 198H167V199H166ZM182 198H184V197H182ZM220 198H222V197L220 196ZM220 198H219V199H220ZM229 198H228V199H229ZM246 198H248V196H247ZM250 198L253 200V199H254V196H253V198L250 196ZM250 198H248V199H250ZM260 198H257V199H258V203H257L258 205L260 204L259 201L261 202ZM18 199H19V198H18ZM56 199H57V198H54V200H56ZM60 199H62V200L64 201L65 197H64V198L61 197ZM66 199H67V198H66ZM110 199H111V198H110ZM110 199H108V200H110ZM117 199H118V198H117ZM137 199H138V200H137ZM161 199H162V200H161ZM177 199H178V198H177ZM193 199H192V200H193ZM203 199H204V198H203ZM219 199L217 200V201H218L217 204L220 203V200H219ZM240 199H239V200H240ZM11 200H12V198H11ZM32 200H33V199H31V202H32ZM41 200H42V199H41ZM51 200H52V198H51ZM54 200H53V202H55ZM78 200H79V199H78ZM86 200H88V201H86ZM119 200H120V198H119ZM134 200H135V199H134ZM145 200L149 202L150 199L148 200L147 198H145ZM170 200H171V198H170ZM173 200H174V197H173ZM216 200H215V201H216ZM221 200H224V199H221ZM230 200H229V202H230ZM241 200H242V199H241ZM254 200H256V199H254ZM7 201H8V200H7ZM13 201H14V200H13ZM17 201H18V200H17ZM17 201H15V202H16V203H15V206H16V204H17ZM43 201H44V200H43ZM56 201H57V207H59L58 204L60 205V204L62 203V205H63V201L60 202V203H59L58 200H56ZM60 201H61V200H60ZM111 201H112V199H111ZM111 201H110V202H111ZM114 201H115V200H114ZM114 201H112V202H114ZM123 201L125 202L126 200H123ZM143 201H144V200H143ZM143 201H142V202H143ZM146 201H145V202H146ZM161 201L163 202V204H161ZM168 201H169V200H168ZM196 201H197V200H196ZM203 201L205 202L206 200H202V201H201V205H203L202 207H205L204 204H202ZM213 201H214V199L211 200V202H212L211 205H213ZM244 201L246 202V199H245ZM9 202H10V201H9ZM9 202H8V203H9ZM20 202H21V201H20ZM33 202H34V201H33ZM37 202H38V201H37ZM44 202H45V201H44ZM47 202H48V204H49L50 201H47ZM76 202H77V201H76ZM126 202H127V201H126ZM126 202H125V203H126ZM137 202H138V203H137ZM145 202H143V204H144L145 209H147L146 207H148V206L150 207V204H149V205L147 204L148 206H145ZM148 202H147V203H148ZM170 202H171V201H170ZM174 202H175V201H174ZM180 202H181V201H180ZM222 202H223V201H221V203H222ZM225 202H227V201H225ZM229 202H228V204L230 205L231 202H230V203H229ZM254 202H255V201H254ZM254 202H253V203H254ZM256 202H257V201H256ZM256 202H255V203H256ZM50 203H51L52 205L54 204V203H52V201H51ZM125 203H124V204H125ZM127 203H129V201H128ZM133 203H134V202H133ZM165 203H166V202H165ZM168 203H169V202H168ZM176 203H179V201H177ZM176 203H175V204H176ZM181 203H184V202L182 201ZM192 203H193V205H194L195 201H193ZM192 203H190V204H192ZM214 203H216V202H214ZM233 203H234V202H233ZM233 203H232V205H233ZM237 203H239V202H237ZM241 203L243 204V202H241ZM241 203H240V204H241ZM246 203H248V202H246ZM249 203H250V201H249ZM249 203H248V204H249ZM262 203H263V202H262ZM9 204H10V203H9ZM18 204H19V203H18ZM39 204H40V203H39ZM76 204H79V202L76 203ZM80 204H81V202H80ZM143 204L140 203V204L137 206V209L135 208V206L132 205V207H134V209H135V210L131 209V211L133 210V211H132L133 213H132L131 211H129V208H128V211H129V212H128V211H125L124 215L126 214V212L128 213V215H129V214H132V215H129V216H127V215L124 216V215H123V216H124V217L127 216V219L131 216V217L129 218V220H131V218H132V220L135 221V222H133L132 220H131V221L128 220V221H129V222H128V221H126L127 219H124L128 224L131 222V223H130V224H131V225H130V228H128L129 225L126 224V222H125V225H124V226L122 225V223H120V225H122V226H120V227L122 228L121 231H123V230H124L123 227L126 228L125 226L127 225V228H128V230H129V233H131L130 235L132 236V238L130 237L132 240L129 238V239H130V243H131L132 241H134L133 237H134L135 235L137 236V234H138V236L141 235V237H143L142 239H140L141 237L139 238V237L137 236V237H138V238H137V237L135 236V237H136L135 239H137V242H136V240L134 241L135 244L137 243L136 245H134L135 247H133L132 244H131V245L129 244V242H128L129 239H128V240L125 239V237L128 238V237H127L128 235H126L125 232H120V230L117 231V229L115 228V226L113 227V225H110V224H112L111 222H110V224H109V226H111V227H107L109 222H108V223H107V222H104V220H103L104 224H103V223H102V224L105 225V223H106V225H107V226L105 225L106 228H108V229L110 228L111 230H112V227H113V231H114V233L116 232L117 235H118L117 238H116V233H115V234L113 233V234L115 235V236H114L115 238H111V236H109V238L113 239V241H114V239H115V240L117 239L116 241L121 242V244H122V243H125L126 246H127V244H128L129 246L135 248L136 253H135V250H134V249H133L132 251H133L136 255H137V254L140 255V254L143 252V250H140V249H139V248H141V249L143 248V247H141L142 245L138 248V246L140 245L139 243H142V242L138 241V239H140L141 241H143V242L145 243V244L143 243L144 247H145L146 244H147V245H152V244H153V247H152V246H150V247H152L151 250L154 248V249L152 250V252H155L154 255H155L156 257L153 256V254H151L152 256L150 255L152 258L149 256L152 260H151L150 258H149V259H150L151 261H153L154 258L157 260V258H160V257H161V256H160V257H157V255H160L161 253H163V254L168 253V252H166L167 250H165V249H164L165 252H160V251H163V248H162L163 246L160 247V244H162V245H165V244H167V245H168V244H171V242H173L174 239H172V241H171V239H169V237H168L169 234L167 233V232H169V231H168V229H167V232H166V233H167V236L165 235V237H166V239L168 238V241L170 240V242H169V243H166V239H164L165 237H163V235L166 234V233L164 232L165 229H164V228H163L164 230H163V229H160L161 226H159V225H162V223L159 224L160 222H157V223H155V224H157V226H159V229L156 228L157 231L159 230L158 232L161 233L162 230H163V233H164V234L162 233L163 235H161L163 238H162V237H158V238H159V239L162 238L163 240H165V241L163 242L164 244L161 243V242H162V239H160L161 241L157 239L158 241H160V242H159L160 244H159L158 246H157L158 242H156V245H154L153 242H155V241H153V242L151 241L152 244H150L151 242H150V243L148 242L149 244L146 243V242L148 241V239H150V238L155 234V233L153 234V232H154V231L157 232V231L155 230V228H154L156 225L153 223V222H155V221H153V220H154V216L156 217L155 220H158L157 217H158L159 220H160V216H156V215H157V213H159V211H160L159 209L161 208V206L157 204L158 206L156 207V206L154 205V207L158 208V210H157L156 208L153 209V210H154V211H153L154 214H155L156 211H158V212H156V215H154L153 213H150V210H148V209L145 211L144 207L142 206ZM166 204H167V203H166ZM196 204H199V205H200V203H198V202H197ZM222 204H225V203L223 202ZM234 204H236V202H235ZM242 204H241V207H242ZM13 205H14V203H13ZM41 205H42V204H41ZM44 205H45V204L43 203V206H44ZM54 205H55V204H54ZM54 205H53V206H54ZM71 205H73V203H71ZM71 205H70V206H71ZM113 205H114V204H113ZM127 205H128V204H127ZM140 205L142 206V207H141L142 210L140 209ZM151 205H152V203H151ZM168 205H169V204H167L166 206H168ZM172 205H174V204H172ZM177 205H178V204H177ZM179 205H181V204H179ZM206 205H207V203H206ZM208 205H209V204H208ZM208 205H207L205 208H209V209H210V207H208ZM211 205H210V206H211ZM215 205H216V204H214L213 207H214ZM219 205H220V204H219ZM225 205H226V206H225ZM225 205H224V206H225V208H226L228 205H227V203H226ZM246 205H247V204H246ZM263 205H264V204H262L261 206H263ZM60 206H61V205H60ZM79 206H80V205H79ZM79 206L76 205V208L78 209ZM164 206H165V205H164ZM166 206H165V207L162 206V207H163V208H166ZM169 206H170V205H169ZM186 206H187V205H186ZM188 206H191V205L188 204ZM196 206H198V205H196ZM196 206L194 205V207H196ZM222 206H223V205H221V207H222ZM230 206H231V205H230ZM235 206L237 207V206H239V205L236 204V205H234V207H235ZM243 206H244V205H243ZM248 206L250 207V205H248ZM248 206H245V207H242V208H245V209H246ZM252 206H253V204H252ZM261 206L259 205L258 207H260V208H258V209H260V210L263 209V208H261ZM1 207H3V206H1ZM11 207H12V206H11ZM20 207H21V206H20ZM41 207H42V206H41ZM41 207H40V208H41ZM62 207H63V206H62ZM67 207H69V206H67ZM138 207H139V208H138ZM171 207H172V206H171ZM181 207H182V206H181ZM194 207L192 206L191 209L194 208ZM213 207H211V209H210L211 211H212ZM215 207H216V209L214 208V211H212V212H214V213H215L216 210L218 211V209H217L218 206L216 205ZM232 207H233V206H231V208H232ZM234 207H233V208H234ZM241 207H239V208H241ZM249 207H248V210H249V211H248V210H247V211L250 213L249 218L251 219L252 217H250V216H251V214L253 213L252 211H254L257 207H256V206H253V207H256V208L253 209L252 211H250V208H251V207H250V208H249ZM263 207H264V206H263ZM16 208H17V209H14V208H13V209L18 211V205H17ZM27 208H31V207H27ZM74 208H75V205L72 206V209H71V207H70V208H68L67 210L70 209L71 211L73 210V211H75L74 213H76L77 209H76V208L74 209ZM123 208H124V206H123ZM123 208H122V210H123ZM150 208H151V207H150ZM150 208H149V209H150ZM167 208H168V207H167ZM169 208H170V207H169ZM169 208H168L167 211H165V213H164V209H163V211L161 210L162 213L165 214V215L167 216L166 212H170V211H169ZM182 208H183V210H184V207H182ZM197 208H198V207H197ZM197 208H195V210H197ZM200 208H201V207H199V210H198V211H200ZM205 208H204V209H205ZM218 208H220V206H219ZM225 208H220V209H221V211H222V209H223L222 212H225V213H226V210L230 211V207H229V209H226V210L224 211ZM233 208H232V209H233ZM237 208H238V207H237ZM242 208H241V209H242ZM20 209H21V208H20ZM32 209H33V208H32ZM37 209H38V208H37ZM52 209H53V208H52ZM55 209L57 210V208H55ZM55 209H53V210H55ZM62 209H63V208H62ZM103 209H104V208H103ZM114 209H115V208H114ZM116 209H117V208H116ZM116 209H115V210H116ZM139 209H140L141 211L144 210L145 212H144V211L141 212ZM161 209H162V208H161ZM171 209H172V208H171ZM173 209H174V208H173ZM173 209H172V210H173ZM191 209H189V210H191ZM201 209H202V208H201ZM204 209H203V210H204ZM220 209H219V210H220ZM251 209H252V208H251ZM24 210H28V209L25 208ZM41 210H42V209H41ZM41 210H40V212H41V216H42V211H41ZM46 210H47V209H45V210H43V211H46ZM49 210L51 211V208H50ZM56 210H55V211H56ZM122 210H121V211H122ZM151 210H152V208H151ZM155 210H156V211H155ZM172 210H171V212H172ZM180 210H181V209H180ZM183 210H181V211H183ZM186 210H187V209H186ZM189 210H188V211H189ZM192 210H193V212H191V211H190V212L193 214V213H194V209H192ZM203 210H201V211H203ZM205 210H206V209H205ZM210 210H208V211H206V212H209ZM237 210H238V212H239V209H237ZM243 210H244V209H243ZM243 210H242V211H243ZM17 211H15V212H17ZM20 211H21V210H19V214L21 215ZM58 211L60 212L59 208H58ZM71 211H70V213H71ZM136 211L141 212V213H138V212H137V213L135 214V215H136V216H135L134 213H135ZM147 211H148V213H149V215H150L151 218L149 217L148 213L146 214ZM255 211H256V210H255ZM257 211H258V210H257ZM15 212H14V213H15ZM24 212H25V211H24ZM30 212H31V209H29L28 212H26V214H29ZM33 212H34V211H33ZM46 212H47V211H46ZM46 212H45V213H46ZM196 212H197V211H195V217H196L197 219L199 218L198 222H196V221L194 220V219H195V218L193 217L194 214H193V216H192L191 213H190V215H191V217H193V218L190 219V220H188V221H190V222L192 221V222H193V220H194L196 224H198V223H199V224H200V223H204L207 219H209V218H207V216L210 215L211 218H212V214H214V213H211V214L207 213V214H209V215L205 214V215H206V216H205V215L203 214L204 212H199V213H202V214L204 215L205 218H207V219H205L204 222H200L201 220H204V219H202V218H203L202 216L200 217V214H199V217L196 216V215H198V214H196ZM218 212H219V211H218ZM238 212H237V214H236V217L239 219V217L241 216L240 214H242V213H241V211H240V213H238ZM244 212H245V210H244ZM261 212L263 213L264 211H263V210L260 211V212L258 213V215H257L258 217H259V214H260ZM1 213H2V212H1ZM34 213H35V212H34ZM34 213H32V214L30 213L31 216L28 215L27 217H29V216H30V217H34V216H35ZM51 213H52V212H51ZM74 213H73V215H74ZM98 213H99V212H97V214H98ZM111 213H112V212H111ZM111 213H110V214H111ZM115 213H116V212H115ZM120 213H121V212H120ZM160 213H161V212H160ZM180 213H181V212H180ZM182 213H183V212H182ZM184 213L186 214V216H183V217H186V218L188 219V218L190 217V215L187 216V213L185 212V210H184ZM197 213H198V212H197ZM235 213H236V210H235ZM245 213L248 214L247 212H245ZM254 213H255V212H254ZM262 213H261L260 216H262ZM17 214H18V212H17ZM17 214L15 213L14 216L17 215ZM24 214H25V213H23V217H24ZM26 214H25V217H26ZM33 214H34V216H33ZM76 214H77V216H78V215H80V216H78V217H71V216H69V217H71V218H76V219L81 220L82 218H80V217L82 216V215H81L82 213L80 214L79 212H77ZM93 214H94V213H93ZM93 214H92V215H93ZM137 214H138V215H137ZM140 214H143V216L140 215ZM151 214H152V215H151ZM188 214H189V212H188ZM218 214H221V213H218ZM223 214H224V213H223ZM231 214H232V213H231ZM238 214H239L240 216H239ZM256 214H257V213H256ZM5 215H6L7 217L9 216V215H7V214H5ZM20 215H18V216H20ZM53 215H55V214H54V211H53ZM70 215H72V214H70ZM100 215H101V214H100ZM121 215H122V214H121ZM147 215H148L149 219H150L151 221H153V222H151L149 219L147 220ZM153 215H154V216H153ZM177 215H178V214H177ZM180 215H181V217H182V214H179V216H180ZM221 215H222V214H221ZM221 215H219V216H221ZM237 215H238L239 217H238ZM244 215H245V214H243V216H244ZM252 215H253V214H252ZM0 216H1V215H0ZM11 216H12V215H11ZM44 216H45V214H44ZM44 216H43V220H45V219H44ZM65 216H67V215H65ZM93 216H94V215H93ZM123 216H122V218H123ZM134 216H135V217H134ZM162 216H164V215H162ZM166 216H164V217H165V219L167 220L168 217H166ZM179 216H177V217H179ZM210 216H209V217H210ZM219 216H218V217H219ZM263 216H264V213H263ZM16 217H17V216H16ZM16 217H15V218H16ZM21 217H22V216H21ZM23 217H22V218H23ZM25 217H24V220H25ZM51 217H53L52 214H51ZM139 217H143V218L146 217V218H144V220L146 219V221L144 222V221L142 220V222H144V223H142V222H141V219H142V218H139ZM152 217H153V219H152ZM191 217H190V218H191ZM222 217H223V215H222ZM222 217H221V220H223ZM236 217H235V218H236ZM241 217H242V216H241ZM244 217H246V216H244ZM244 217H243V218H244ZM9 218H10V216H9ZM9 218H8V219H9ZM39 218H40V215H39ZM41 218H42V217H41ZM110 218H112V219L115 220V218H113V217H111V216H110ZM135 218H136V220H135ZM186 218L183 220V222H182V220H181V222H182L181 224H180V219H181V218H178L177 220H179V222L176 221V222H178L177 225L179 226V224H180V226H181L182 228H185V229L187 228L186 226L189 227V224H190V223H188V221L186 220ZM211 218H210V219H211ZM249 218H248V219H249ZM261 218H263V217H261ZM11 219H12V218H11ZM20 219H21V218H20ZM33 219H34V218H33ZM49 219H52V218H49ZM65 219H66V217H65ZM85 219H87V218H85ZM102 219H104V218L102 217ZM218 219H219V218H218ZM218 219H217L216 221H218V222L221 221L220 219H219V220H218ZM232 219H234V216H233ZM241 219H242V218H241ZM241 219H240V220H241ZM244 219H246V218H244ZM250 219H249V220H250ZM252 219H253V218H252ZM263 219H264V218H263ZM0 220H1V219H0ZM2 220H4V219H2ZM5 220H6V219H5ZM17 220H18V217H17ZM17 220H16V221H17ZM22 220H23V219H22ZM24 220H23V222L25 223ZM26 220H29V219L26 218ZM34 220H35V219H34ZM34 220H33V221H34ZM46 220H48V219H46ZM46 220H45V221H46ZM79 220H77V221L79 222ZM100 220H101V219H100ZM120 220H122V219H120ZM139 220H140V222H141L144 226L139 222ZM174 220H176V219H174ZM185 220H186V221H185ZM211 220H212V222H213V219H211ZM211 220L208 221V224H209L208 226H210ZM240 220H239V221H240ZM7 221H8V220H7ZM38 221H39V220H38ZM49 221H50V220H49ZM55 221H56V220H55ZM63 221L67 222V220H63ZM74 221H75V220H74ZM74 221H72V222H73L72 227L74 226ZM89 221H90V220H89ZM105 221H108V219H105ZM136 221H137V222H136ZM148 221H149V222H148ZM216 221H215V222H216ZM229 221H230V219H229ZM232 221H235V222H236V220H232ZM232 221H231V222H232ZM239 221H238V222H239ZM242 221H243V220H242ZM245 221H247V220H245ZM255 221H257V219H256ZM255 221H254V220H253V221L251 220V224H252V223H255ZM262 221H264V220H262ZM18 222H19V221H18ZM50 222L52 223L53 221L51 220ZM57 222H58V219H57ZM78 222H77V223H78ZM84 222H85V221H84ZM84 222H83V223H84ZM87 222H88V221H87ZM114 222H115V221H114ZM185 222H186V223H185ZM206 222H207V221H206ZM206 222H205V223H206ZM209 222H210V223H209ZM231 222H230V223H231ZM235 222H234V223H235ZM238 222L235 223L238 227H239L240 225H243L244 223H245L244 225H246L245 227H246L247 229H251V227L253 226V225L251 226V224H250V227L248 228L247 226H249V224L247 225L246 222H244V223L242 222V223H240V225L238 224ZM240 222H241V221H240ZM257 222H258V221H257ZM257 222H256V223H257ZM0 223H3V222H0ZM36 223H37V221H36ZM46 223H47V222H46ZM48 223H49V222H48ZM75 223H76V221H75ZM81 223H82V222H81ZM85 223H86V222H85ZM89 223H90V222H89ZM92 223H93V222H92ZM97 223H98V222H97ZM134 223H138V224H137V225L135 224V229H134V228L132 229V227H134ZM139 223H140L141 225H139ZM145 223H146V224H145ZM147 223H150V224L152 223V224L148 226ZM164 223H165V222H164ZM187 223H188V224H187ZM195 223H194V224H195ZM205 223H204V224H205ZM228 223H229V222H228ZM249 223H250V222H249ZM256 223H255V225H256ZM12 224H13V223H12ZM27 224H28V222H27ZM37 224H38V223H37ZM40 224H41V219H40ZM42 224H43V223H42ZM70 224H71V222H70ZM116 224H118V222H117ZM172 224H173V223H172ZM172 224H171V223H168V225H170V226H168V227H169V230H170V227L172 228ZM182 224H184V225L187 224V225H186L185 227H183L184 225H182ZM194 224H193V225H194ZM196 224H195V225H196ZM199 224H198V225H199ZM215 224H216V223H215ZM235 224H233V222H232V225H233V226H234ZM260 224H261V223H257V225H260ZM262 224H264V223H262ZM25 225H26V224H25ZM29 225H30V224H29ZM29 225H27V226H29ZM33 225H34V224H33ZM38 225H39V224H38ZM38 225H37V226H38ZM48 225H49V224H48ZM62 225H63V224H62ZM68 225H69V222H68ZM86 225H87V224H86ZM132 225H133V226H132ZM153 225H154V226H153ZM163 225L167 226L166 223L163 224ZM175 225H176V223H174V226H175ZM177 225H176V227H177ZM200 225H202V224H200ZM206 225H207V224H206ZM213 225H214V224L212 223V226H213ZM216 225H217V224H216ZM216 225H215V227H217ZM224 225H225V224H224ZM224 225H222V227H220L221 224H220V222H219L218 228H216V229H219V227L222 229V228L225 227ZM229 225L232 227L231 224H227V223H226V227H225V228H227V226H229ZM236 225H235V226H236ZM244 225L241 226L240 228L242 229V228L244 227ZM255 225H254V226H255ZM257 225H256V227H259V228L262 227V226H257ZM27 226H26V227H27ZM81 226H82V225H81ZM90 226H91V225H90ZM105 226H104V227H105ZM141 226H143L144 229H145V226H146V230H144ZM147 226H148V228H149V227L153 228L154 231H153V229L151 230V228L148 229ZM157 226H156V227H157ZM174 226H173V228H174ZM190 226H192V223H191ZM230 226H229L228 228H231ZM237 226H236V227H237ZM254 226H253V227H254ZM15 227H16V226H15ZM63 227H64V226H63ZM68 227H69V226H68ZM74 227H75V226H74ZM74 227H73V228H74ZM96 227H98V226H96ZM136 227H137V228H136ZM139 227L142 228L143 230H141ZM193 227H194V226H192V228H190V230H189V228L186 229V230H187V231L189 230V231L191 232V230L193 229ZM202 227L204 228V226H202ZM236 227H235V228H236ZM238 227H237V229H239ZM245 227L242 229V230L244 231V234H243V235L246 236L247 234H246L245 232H247L249 235H247L246 238H247V237L249 238V236L251 235V233H249L248 230L245 229ZM263 227H264V225H263ZM263 227L260 228V229H264ZM34 228H36V226H34ZM37 228H38V227H37ZM65 228H67V227L65 226ZM86 228H87V227H86ZM98 228H99V227H98ZM106 228H105V230H108V229H106ZM199 228H200V226H199ZM205 228H206V227H205ZM205 228H204V229H205ZM211 228H212V227H209V230H210ZM225 228H224V229H225ZM235 228L232 227L231 230L236 231ZM14 229H15V228H14ZM14 229H13V227L11 228L10 225H6V224H4V225H0V234H4V235H6V236H7V235H8V236H9V235H12V234H11V231H14ZM27 229H28V228H27ZM27 229H26V231H27ZM53 229H54V227H53ZM71 229H72V228H71ZM71 229H70V227H69L67 230H71ZM110 229L108 230V233H109V231H111ZM115 229H116V231H115ZM118 229H119V228H118ZM130 229H131V230H130ZM136 229H137V230H136ZM138 229H140L142 232L146 231V233H148V234H145V232H144V234H142L141 231H140V233H139V232H138ZM185 229H183V230H185ZM194 229L196 230L197 227L195 226ZM201 229H202V228H200V230L198 229L196 232H198V233H200V234H202V233H205V234H206V232L208 231V229H207V231L204 232V230H202V231H203V232H202ZM221 229L218 230V231H219L218 233H220V234L223 233L222 236H224V238L226 239L227 237L224 235V234H225V233L223 232L224 230H223V229L221 230ZM234 229H235V230H234ZM32 230H33L32 232H31V230H30L31 233H28V235H29V234L32 235V233H34L35 230H34L33 228H32ZM48 230H49V229H48ZM51 230H52V229H51ZM51 230H50L51 233L55 231V230H54V231H51ZM74 230H75V228H74ZM128 230H125V231H128ZM135 230H136L137 233H136V232L133 233V231H135ZM148 230L153 231V232H150V231H148ZM177 230H180V229L177 228V229L175 230V232H177ZM181 230H182V229H181ZM181 230H180V232H181ZM186 230H185V231H186ZM195 230H194V231L192 230V232L194 233ZM205 230H206V229H205ZM211 230H212V229H211ZM213 230H214V227H213ZM226 230L229 231V229H226ZM231 230H230V231H231ZM245 230H246V231H245ZM253 230H254V229H253ZM256 230H257V232H254V233H257V234H258V229H255V231H256ZM28 231H29V229H28ZM28 231H27V232H28ZM39 231H40V230H39ZM45 231H46V230H45ZM45 231H44L43 233H45ZM93 231H94V230H93ZM93 231H92V232H93ZM113 231H112V232H113ZM165 231H166V230H165ZM173 231H174V230H171L172 233H173ZM199 231H201L202 233L199 232ZM220 231H222V232H220ZM227 231H225V232H227ZM230 231H229V232H230ZM251 231H252V230H251ZM259 231L261 232V230H259ZM50 232H49V234H50ZM69 232H71V231H69ZM85 232H87V231H85ZM104 232H105V231H104ZM171 232H169V233H170L173 237H179V236H178V232L176 233L175 236L173 235V234H175V233L172 234ZM180 232H179V235H180ZM208 232H210V231H208ZM208 232H207V233H208ZM212 232H213V231H212ZM212 232H210V233H212ZM215 232H217V231H215ZM238 232H239V231H238ZM238 232L236 231L237 235H238ZM260 232H259V233H260ZM263 232H264V231H263ZM25 233H26V232H25ZM93 233H94V232H93ZM96 233H98V232H96ZM110 233H111V232H110ZM110 233H109V234H110ZM120 233H122V234L120 235ZM123 233H124L126 236H125V235L123 236ZM132 233H133V234H132ZM184 233H185V232H184ZM184 233H183V231H182L181 234H184ZM198 233H197V234H198ZM234 233H235V232H234ZM239 233L242 235V231L239 232ZM254 233H252V234H254ZM38 234H40V232H38ZM46 234H47V232H46ZM55 234H56V233H55ZM61 234H62V231H61ZM65 234H66V233H65ZM69 234H71V233H69ZM87 234H88V233L84 234V236L87 235ZM99 234H100V233H99ZM99 234H98V235H99ZM113 234L111 233L110 235H113ZM134 234H135V235H134ZM150 234H151V236H149ZM156 234H158V233H156ZM187 234H188V233H187ZM215 234L217 235V233H215ZM220 234H219V236H220ZM227 234H228V236H229V235L231 234V232H230V234L227 232ZM227 234H226V235H227ZM240 234H239V237H238V238H237V236L234 238V239L237 238L236 240L233 239V242H232V246H233V247L231 246V248H233V249H232L231 251H235V250L238 248V246H240V244H242V241H241L242 238H240V236H241ZM263 234H264V233H263ZM263 234H262V235H263ZM41 235H42V234H41ZM47 235H48V234H47ZM51 235H53V234H51ZM67 235H68V233H67ZM71 235H73V234H71ZM74 235H75V234H74ZM82 235H83V234H82ZM82 235H81V237H80V236H79V237L77 236V237H78V238H81V240H82V237H83ZM94 235H95V234H94ZM105 235L108 236L107 233H106ZM119 235H120V237H119ZM133 235H134V236H133ZM145 235H146L147 241H146ZM185 235H186V233L184 234V239H186V238H185ZM194 235H195V233L193 234V238H195ZM212 235H214V234H212ZM216 235H214V236H216ZM243 235H242V236H243ZM258 235H259V234H258ZM260 235H261V234H260ZM29 236H30V235H29ZM45 236H46V235H45ZM45 236H43V237H45ZM49 236H50V235H49ZM49 236H47L48 239L50 238ZM56 236H57V235H56ZM68 236H69V235H68ZM100 236H101V234H100ZM100 236H99V237H100ZM147 236L150 237V238H148ZM172 236H171V237H172ZM180 236H181V235H180ZM182 236H183V235H182ZM182 236L179 237V238H181V240L179 239L180 241H182ZM195 236H196V239H195V240H197L198 237H197V235H195ZM206 236H207V235H206ZM217 236H218V235H217ZM222 236H221V237H222ZM230 236H231V235H230ZM232 236L234 237L233 232H232ZM245 236H244V237H245ZM252 236L254 237V236H257V235L254 234V235H252ZM39 237H40V236H39ZM39 237H38V238H39ZM65 237H66V235H65ZM77 237H76V235H75V237L73 236L74 239L77 238ZM86 237L88 238L87 241H89V239H90V238H89V234H88ZM86 237H85V239H83L84 242L86 241ZM94 237H95V236H94ZM99 237H98V238H99ZM112 237H113V236H112ZM118 237H119V239H118ZM123 237H124L125 240L122 239ZM171 237H170V238H171ZM186 237H187V235H186ZM200 237H201V236H200ZM200 237H199V239L201 240ZM209 237H210V236H209V233H208V236L206 237V238H208V240H209L210 238H212L213 236H211L210 238H209ZM257 237H259V236H257ZM263 237H264V236H263ZM3 238L5 239V237H3ZM3 238H2V239H3ZM25 238H26V237H25ZM27 238H28V237H27ZM27 238H26V239H27ZM29 238H30V237H29ZM36 238H37V237H36ZM36 238H35V239H36ZM40 238L42 239V237H40ZM40 238H39V239H40ZM45 238H46V237H45ZM45 238H43L44 242H45ZM70 238L72 239V236H71ZM100 238H101V237H100ZM102 238H103V237H102ZM144 238H145V240H144ZM203 238H204V235H203ZM203 238H202V239H203ZM214 238H216V237H213L212 240L217 242V240L214 239ZM219 238H220V237H218L217 239H219ZM224 238H222V239H224ZM230 238H231V237H230ZM239 238H240L241 240H239ZM246 238H245V239H246ZM248 238H247L246 240H250V239H251V241H253V238H249V239H248ZM255 238H256V237H255ZM41 239H40V241H41ZM51 239H53V238H51ZM51 239H50V240H51ZM54 239H55V237H54ZM63 239H64V236H63ZM63 239H62V240H63ZM67 239H68V238H67ZM71 239H70V240H71ZM91 239H92V238H91ZM204 239H205V238H204ZM204 239H203V241H204ZM227 239H229V238H227ZM227 239H226V240H227ZM257 239H259V240H260V239L264 240L263 238H260V237L257 238ZM29 240H30V239H29ZM58 240H59V238H58ZM62 240H61V241H62ZM70 240H68L67 242H71ZM75 240H76V239H75ZM75 240H73V241H75ZM77 240H79V239H77ZM95 240H96V239H95ZM120 240H123V241H120ZM150 240H152V238H151ZM150 240H149V241H150ZM175 240H176V238H175ZM179 240L177 239V243L180 242ZM195 240H194V242H195ZM237 240H238V241H237ZM254 240H256V239H254ZM259 240H258V241H259ZM262 240H260V242H259V246L257 245V246L259 247L258 250L260 249V247H261V246L263 245V243H264V241H262ZM32 241H33V240H32ZM36 241H37V240H36ZM46 241H47V239H46ZM63 241H65V239H64ZM63 241L61 242V244H63ZM79 241H80V240H79ZM108 241H110V240H108ZM145 241H146V242H145ZM168 241H167V242H168ZM178 241H179V242H178ZM209 241L211 242V239H210ZM218 241H219V240H218ZM220 241H221V239H220ZM235 241L239 242L237 246H236V244H235V243H236ZM251 241H249V242L251 243ZM256 241H257V240H256ZM261 241H262V243H261ZM7 242H8V241H7ZM44 242H42V243H44ZM53 242H54V240H53ZM53 242H51V243H53ZM65 242H66V241H65ZM114 242H115V241H114ZM119 242H118V245H116L117 243L115 244L116 247H117V246L119 247V245H120ZM199 242H200V241H198V243H199ZM224 242H227V243H228V241H224V240H222L221 243H218V245L222 246V243H223V246H224ZM240 242H241V243H240ZM253 242H254V241H253ZM40 243H41V242H40ZM87 243H89V242H87ZM87 243H86V245H88ZM100 243H101V242H100ZM107 243H108V242H107ZM109 243H110V242H109ZM132 243H133V242H132ZM173 243H176V241H174ZM180 243H183V242H180ZM187 243H188V242L185 243V246H186ZM190 243H191V242H190ZM198 243H196L197 246H198ZM207 243H208V242H207ZM207 243H206V240H205V244H206V245H207ZM213 243H215V242L208 243V246L211 245L212 247H215V248H216V246H215ZM227 243L225 244V248H226V246H227L228 248H226V249H229V246L227 245ZM233 243H234L235 245H234ZM246 243H248V241H247ZM255 243H256V242L251 243V244L248 243L247 245L250 246V245L254 244V246H255V245H256ZM36 244H37V243H36ZM38 244H39V243H38ZM56 244H57V243H56ZM56 244H55V245H56ZM66 244H67V243H66ZM77 244H78V243H77ZM77 244H76V245L74 244L73 247H75V246L77 247ZM81 244H82V241L80 242V245H81ZM113 244H114V243H113ZM125 244H124L123 246H125ZM183 244H184V243H183ZM196 244H195V248H196ZM202 244L204 245V242H203ZM212 244H213V245H212ZM257 244H258V242H257ZM260 244H262V245L260 246ZM48 245H49V243L47 244V247H48ZM58 245H59V244H58ZM69 245H71V244H69ZM83 245H84V244H83ZM86 245H84V246H82V247L85 248ZM137 245H138V246H137ZM147 245H146V246H147ZM171 245H172V244H171ZM173 245H175V244H173ZM181 245H182V244H181ZM181 245H180V246H181ZM187 245H188V244H187ZM190 245H191V247H192L194 244H190ZM206 245H205V246H206ZM34 246L37 247L38 245H34ZM34 246H33V247H34ZM39 246H42V245L39 244ZM52 246H53V245H52ZM126 246H125V248H126ZM169 246H170V245H169ZM176 246H177V245H176ZM182 246H183V245H182ZM185 246H184L183 248H185ZM205 246H199L200 249H201V247H203V251H202V252H204V248H207V246H206V247H205ZM257 246H256V248H255L254 250L257 249ZM45 247H46V246H45ZM57 247H58V246H57ZM57 247H55V250H57V252H58V251L61 252L60 254H64L65 252L69 251V250L67 249V251L63 252V251H60L59 249H56ZM59 247H60L61 250H63L62 248H64V245L62 246V248H61V246H59ZM59 247H58V248H59ZM65 247L69 248L68 245H67V246L65 245ZM73 247H71V248H73ZM96 247H97V246H96ZM104 247H105V246H104ZM118 247H117V248H118ZM127 247H128V246H127ZM131 247H128L127 254H126L125 256H123V259H124V257L129 256V254H128V253H129V250H130L129 248H131ZM136 247H137V248H136ZM155 247H159V248H161V249H158V251H159L158 254H157L158 251H157V250L155 251V249H157V248H155ZM167 247H168V246H167ZM172 247H173V246H172ZM187 247H189V245L186 246V251H185L182 247H180L179 249H180L181 251L183 250L185 253H187V252H188L187 249L191 248V247H189V248H187ZM212 247H210V248H211V251H212ZM217 247H218V246H217ZM234 247H237V248H234ZM252 247H253V246H251V250H252ZM263 247H264V245H263L261 248L263 249ZM38 248H39V247H38ZM41 248H42V247H41ZM43 248H44V247H43ZM49 248H50V245H49ZM119 248H120V247H119ZM119 248H118L117 250H121V248H120V249H119ZM181 248H182V249H181ZM195 248H194V250L196 251L197 248H196V249H195ZM210 248H209V249H210ZM221 248H222V247H220V249H221ZM223 248H224V247H223ZM231 248H230V249H231ZM36 249H37V248H36ZM46 249H47V248H46ZM73 249H74V248H73ZM80 249H81V247H80ZM131 249H132V248H131ZM137 249L140 250V251L138 250L139 253H137ZM143 249H144V248H143ZM168 249H169V247H168ZM173 249H175V247H173ZM191 249H192V250H191ZM191 249H190V250L193 252V248H191ZM200 249H199V250H200ZM209 249H208V252H211V251H209ZM217 249H218V248H216V250H217ZM226 249H225V250H226ZM234 249H235V250H234ZM249 249H250V247H249ZM249 249H248V250H249ZM52 250H53V248H52ZM64 250H65V249H64ZM176 250H178V247H176ZM205 250H207V249H205ZM213 250H214V249H213ZM218 250H219V249H218ZM218 250H217V253H216V251L214 252L215 255L218 254ZM245 250L247 251L246 254H248V250H247V248H245ZM245 250H244V254H245ZM258 250H256L257 253H258ZM260 250H261V249H260ZM260 250H259V251H260ZM27 251H28V250H27ZM38 251H40V250L38 249ZM38 251H37V252H38ZM72 251H73V250H72ZM97 251H98V250H97ZM130 251H131V250H130ZM169 251H171V250H169ZM173 251H174V250H173ZM178 251H179V250H178ZM181 251H180V255H181V256L179 255V253H178L177 255H178L179 257H182V256H183V257L188 258V257H187L188 255L185 254V253L182 254ZM195 251H194V252H195ZM200 251H201V250H200ZM219 251H220V250H219ZM226 251H227V250H226ZM226 251H225V252H226ZM228 251H229V250H228ZM228 251H227V252H228ZM236 251H237V250H236ZM236 251H235V253H234V252H231V253H234L235 256H236V253H237V254H238L237 257H238V256H239V252H240V250H239L238 252H236ZM252 251H253V250H252ZM262 251H264V249H263ZM0 252H2V251H0ZM20 252H21V251H20ZM28 252H29V251H28ZM40 252H41V251H40ZM62 252H63V253H62ZM70 252H71V251H70ZM101 252H102V251H101ZM119 252H120V251H119ZM124 252H125V251H124ZM144 252H145V251H144ZM144 252H143V253H144ZM192 252H191V253H192ZM197 252H198V250H197ZM212 252H213V251H212ZM212 252H211V253H212ZM227 252H226V256H227ZM260 252H261V251H260ZM260 252H259V253H260ZM44 253H45V251H44ZM68 253H69V252H68ZM110 253H112V250H110ZM110 253L108 252V254H110ZM120 253H121V252H120ZM120 253H118V254H120ZM145 253H146V252H145ZM145 253L143 254V256H145ZM171 253L173 254L174 252L171 251L169 254L172 255ZM176 253H177V252H175L174 254H176ZM205 253H207V252L205 251ZM205 253H204V254H205ZM211 253H210V254H211ZM231 253L229 252L230 256H231V255L233 256L234 254H231ZM240 253H241V252H240ZM252 253H253V254L251 255V259H252V258H255V257L257 258V256H256L257 253L255 254V257L253 256L255 252L253 251ZM26 254H27V252H26ZM26 254H25V255H26ZM46 254H47V253H46ZM58 254H59V253H58ZM60 254L58 255L59 257L61 256ZM108 254H107V255H108ZM122 254H123V253H122ZM122 254H121V255H122ZM147 254L149 255V253H147ZM147 254H146V259H147V260L145 259L146 261H145V260H142V259H144L143 256H142V257L140 256V257H136V261H135V262H134V261H131V262H132V263H136V262L138 261V259H140V261H139L140 264H144L143 261H145V264H148V263H147V262H148V258H147L148 255H147ZM174 254H173V255H174ZM197 254H199V253H196V255H197ZM202 254H203V253H202ZM219 254H220V253H219ZM219 254H218V256H219ZM241 254H242V253H241ZM260 254L263 255V252L260 253ZM37 255L40 256V253L37 254ZM41 255L43 256V254H41ZM44 255H45V254H44ZM47 255L49 256V254H47ZM68 255H69V254H68ZM71 255H72V254H71ZM161 255H162V254H161ZM170 255H169V256H170ZM173 255H172V257H173ZM186 255H187V256H186ZM189 255H191V254L189 253ZM196 255H195V253H194V255H193V254L191 255V256H192L191 260H190L189 258H188V259H189L190 261H192L194 257H197V259H198V258H200V257L202 256L201 254H200V257H199L198 255H197V256H196ZM208 255H209V254H208ZM213 255H214V254H213ZM215 255H214V256H215ZM258 255H259V254H258ZM261 255H260V256H261ZM18 256H19V255H18ZM34 256H35V255H34ZM39 256H38L37 258H39ZM48 256H47V257H48ZM65 256H66V255H65ZM65 256L62 255V256H61L62 258H60V260L63 259V257H65ZM110 256H112V254H110ZM110 256H107V257L109 258ZM165 256H168V255L165 254ZM165 256H164V257H165ZM174 256H176V255H174ZM178 256H177V258H178ZM191 256H189V257H191ZM193 256H194V257H193ZM243 256H244V255H243ZM252 256H253V257H252ZM45 257H46V256H45ZM47 257H46V259H47ZM103 257H106V256H103ZM107 257H106V258H107ZM113 257H114V254H113ZM119 257H120V256H119ZM121 257H122V256H121ZM153 257H154V258H153ZM172 257H171L170 259H172ZM205 257H206V259H208V257H207L206 255H205ZM205 257H204V258H205ZM220 257H221V256H220ZM237 257H236V258H237ZM258 257H259V256H258ZM0 258H2V257H0ZM29 258H30V257H29ZM41 258H42V257L40 256V260L43 259V258H42V259H41ZM68 258H69V257H68ZM68 258H67V259H68ZM98 258L100 259V257H98ZM106 258H105V259H106ZM166 258H167V257H166ZM166 258H165V261H166ZM168 258H169V257H168ZM177 258H176V259H177ZM204 258H203V261H204ZM215 258H216V257H215ZM215 258L212 257L211 259L216 260V264H217V262H218V261H217L218 257H217L216 259H215ZM256 258L254 259V261H256ZM46 259H45V260H46ZM49 259H50V258H49ZM101 259H102V258H101ZM114 259H115V257L113 258V260H114ZM116 259H117V258H116ZM126 259H127V257H126ZM155 259H154L153 262H151L152 264H153V263H156V262H155V261H156ZM161 259H162V258H161ZM170 259H167V260L169 261ZM173 259H175V257H174ZM173 259H172V260H173ZM176 259H175V262L177 261ZM178 259H181V262H180V263L183 264L182 262H183V259H185V258H178ZM188 259H187V260H188ZM201 259H202V258H201ZM206 259H205V260H206ZM224 259H225V260H228L229 258L226 259V257H225ZM232 259L234 260V256H233ZM232 259H231V260H232ZM251 259H250V261H251ZM51 260H53L52 257H51ZM54 260H55V259H54ZM54 260H53V262H54ZM60 260H59V261H60ZM120 260H122V258H120ZM130 260H131V259L129 258V261H130ZM141 260H142V261H141ZM195 260H196V258H195ZM195 260H193L192 262H194ZM225 260H224V261H225ZM2 261H4V260L2 259ZM43 261H44V260H43ZM56 261H57V260H56ZM59 261H58V262H59ZM63 261H64V260H63ZM110 261H112V259H111ZM110 261H109V262H110ZM123 261H125V259H124ZM160 261H161L162 264H166L165 261H164V263H163V259H162V260H160V259L157 260V262H159V264H161ZM168 261H167V264H169V263H170V264H174V263H175L174 261H173V263H171V261L168 263ZM179 261H180V260H179ZM197 261H198V260H197ZM197 261H196V262H197ZM219 261H220V260H219ZM224 261H222V262H224ZM228 261H229V260H228ZM234 261H235V260H234ZM252 261H253V260H252ZM9 262H10V261H9ZM11 262H12V261H11ZM41 262H42V261H41ZM46 262H47V261H46ZM61 262H62V261H61ZM102 262L104 263V261H102ZM102 262H101V263H102ZM126 262H127V263H126ZM126 262H125V263L128 264V259H127ZM141 262H142V263H141ZM185 262H186V260H184V264H185ZM192 262H190V263H192ZM196 262H195V263H196ZM200 262H201V261H200ZM205 262H206V264H207V260L204 261V262H202V263H205ZM211 262H213V261L211 260ZM214 262H215V261H214ZM214 262H213V263H214ZM222 262H221V263H222ZM232 262H233V261H232ZM15 263H16V262H15ZM47 263H48V262H47ZM50 263H51V262H50ZM55 263H56V262H55ZM63 263H64V262H63ZM65 263H66V262H65ZM112 263H113V261H112ZM112 263H110V264H112ZM120 263H121V262H120ZM137 263H138V262H137ZM151 263H150V264H151ZM187 263H188V261L186 262V264H187ZM195 263H194V264H195ZM208 263H209V261H208ZM225 263H226V262H225ZM228 263H229V262H227V264H228ZM243 263H244V262H243ZM257 263H258V262H253V263L251 262V263H250L249 260H248V262H245L244 264H257ZM262 263L264 264V262H262ZM8 264H10V263H8ZM44 264H45V263H44ZM51 264H52V263H51ZM57 264H58V263H57ZM113 264H114V263H113ZM118 264H119V263H118ZM123 264H124V262H123ZM129 264H131V263L129 262ZM175 264H179V263L176 262ZM188 264H189V263H188ZM192 264H193V263H192ZM197 264H198V263H197ZM210 264H212V263H210ZM218 264H219V263H218ZM230 264H231V261H230ZM240 264H242V263H240ZM258 264H259V263H258ZM260 264H261V263H260Z\"/></svg>", "mask_w": 264, "mask_h": 264}]
</instances>
